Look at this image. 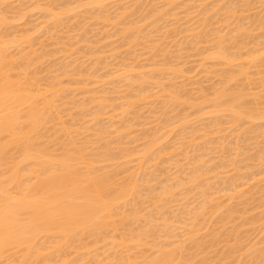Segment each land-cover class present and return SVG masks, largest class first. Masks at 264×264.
I'll return each instance as SVG.
<instances>
[{"label":"rangeland","instance_id":"obj_1","mask_svg":"<svg viewBox=\"0 0 264 264\" xmlns=\"http://www.w3.org/2000/svg\"><path fill=\"white\" fill-rule=\"evenodd\" d=\"M6 1H8V3L6 2ZM23 1V2H22ZM27 0H25V2H24V0H2V2H5L6 4H8L9 5V8L6 10V11H8V12H10V16H9V18L5 21V23L3 24V22H2V24H1V27H0V37L2 38V39H4V43H6L7 42V40H6V42H5V39H12L13 38V40L15 39L17 42H19V41H22L21 43L19 42V43H16V41H15V43H16V45H15V43H13L12 44V46L10 45L12 42H13V40H12V42L11 41H8L7 43L9 44L8 45V49L10 48V50H9V52H8V50H7V52L12 56V57H14L13 59H12V61H10L9 60V62H11L10 64V72H9V75H11V78H12V80H15V81H17V82H21V84H23V85H25V86H28V85H31V83H32V89H39L40 90V92H42V93H44L45 94V92H47V91H45V90H47L48 89V87H49V89L50 90H48V91H50L49 93V95H48V92L46 93L47 94V96H45V98L47 97V99H43L44 98V94H42V93H36V94H34L35 92H34V90L32 91V93H33V95L34 96H38V95H40V96H38V97H34V98H36V101H37V104H40V107L42 106V104H43V101H47L48 103L49 102H51L52 101V104L50 103V105H51V107H50V109H48L50 112H48V110L46 111V118H47V116H48V118L50 119V121H49V119H48V122L46 123V124H44V125H42L41 127L42 128H40V127H38L37 129H38V131H36V134H33L32 135V140H33V142L35 143V145H36V148L37 149H42V148H44V149H46V148H48L47 149V151H48V153L49 154H51L54 158H57V157H60L61 155H64V153L65 154H72L73 155V157H76L77 159H78V163H79V165L80 164H82V163H84V164H87V165H89L90 166V168L92 169V170H96L97 171V173H99V172H110V173H113L114 174V180H115V182L117 183V182H121V183H124V184H126V181H128L127 182V184H131V185H133V186H136L137 185V194H139V196H141L139 199H137V198H135V196L134 197H132L133 199H134V201L136 200L137 201V203L136 202H133L131 199L132 198H130L129 197V200L130 201H132L133 203H136L135 205H134V208L135 207H138V206H136V205H138V203L139 202H141V203H139V205H142V208H140V212H138L137 214L139 215H141V211H146L147 212V214L149 215H147V214H144V216L146 217V218H150L151 216H154V217H152V219H150V220H152L153 221V219H155L156 220V218L158 219V223H163L164 222V220H165V222L166 223H168V224H171V222H173L171 225L174 227V232H170V233H172L171 234V236L170 237H167V231H165V230H163V228L164 227H162L163 226V224H159L158 225V223L154 220V222H149V224H150V226L152 225V223H154L153 224V226H155V227H153V228H151V232H150V234L148 235V239L147 240H145L146 239V237H145V239H142V241H147V243H149V244H147L146 243V245H145V243H144V246L143 245H141V247H142V249H141V247H139V248H134V247H132V246H134V241H137L138 242V240H134L133 241V238H135L137 235V233L139 232L138 231V228H139V224L141 223L142 224V222H143V217H139L138 219H137V225H138V228H137V226L135 227V224H136V221L135 222H133V223H131V225L129 226V224H130V222L128 223V226H127V228H126V226L125 227H123L122 225H119L120 224V221H119V219H118V221H117V217L115 218L116 220V224L117 223H119L118 225H116V226H118V227H116L115 226V229L116 228H118L119 230H117L118 231V233L117 232H114L115 234H116V236H115V234L113 233V229H112V233H113V235H112V233H111V237H110V230L108 229V228H106L105 230V234L104 233H102V236H103V239L101 238V237H99L100 235H101V233L98 235V237L97 236H95V238H96V240H98V243H97V241H95V238H94V236H91V237H87L86 238V235H84V236H80V241H79V243L81 244H77L76 245V243L75 242H73L74 244H75V246L78 248V250H80V251H78L77 250V248L75 247L74 248V246L72 247V245H74V244H68L69 246V248L70 247H72L70 250H69V248H67V245H66V248L65 247H63L64 249H62V250H60L59 252H57L56 254L54 253V255L53 256H51L52 257V259H49V258H51V257H48L47 255L49 254V253H47V254H45L47 251H44L40 256H42V258L41 257H39V261H36L34 264H43V262H44V264H45V262H47V260H48V262H50V263H48V264H63V262H64V264H72V262H74V264H76L75 263V261H77V262H79V263H77V264H80V263H82L83 264V262H84V264H87V262H88V264H91V262H92V264H101V263H103V264H126V262H127V260L129 261V259H130V264H133V262H134V264H138V262H136L135 263V261H140V259H141V261H142V259H144V258H146V259H144L141 263L142 264H147V262H148V259L147 258H149V256L152 258V255L154 256V254L157 252V250H159V247L157 248V246H158V243H160V245L162 246H160L162 249H163V246L164 247H166L169 243H170V245L168 246V247H170L171 246V243L173 242H175L176 244H172V248L173 247H176L177 246V240L175 239L174 241H170V240H172V238H173V234L174 235H176L175 236V238H178V240L180 241V243L179 244H181V242H182V240H183V244H184V246L186 247H183V245H182V247L177 251L176 249V251L174 250H172L173 252H174V254L175 255H177V259H179V255H180V260H181V258H182V262H187L188 261V264H197L198 262V264H212V262H213V264H233V262H234V264H236L235 262L237 261L238 262V260H239V262H238V264H252L251 262H255V264L257 263V264H260V260L262 259V258H264V252H262V249H264L263 248V244H264V215L262 216V214H264V171H262V163H261V161L260 160H262V156L260 157L261 159L259 160H257L256 158H258L257 157V149L259 148V149H261V148H263L264 147V142H263V137H264V133H263V136H261L260 137V132H263V130H264V128L262 127V124H261V120H258V121H255V123L254 124H256L257 122H258V124H257V126H259V127H254L255 129H253V132L256 134V136L257 135H259L258 136V138L260 137V139H258L255 135H254V133L252 132V131H250V135H248L249 137H247V134H246V136H245V133H246V131H245V133L244 132H241V139H239L240 137H236V136H240V135H238L239 134V128H241V130L240 131H244V130H242V125L244 124H242V122L240 123V124H242V125H238V127L236 126V128L235 129H233L235 126H233V128H231V129H233L234 130V132H233V130H231L232 132V134L230 133V131H228L229 129H230V127H232V125H234V124H230V118L229 119H225V120H222L223 118H228V116H229V113L226 115V112H223L222 113V117L217 113V115L216 114H214L215 116H217L218 117V115H219V117H220V120L219 119H217V117H216V119L218 120L217 121V123L218 122H220V123H218V125H215V122H216V119L212 116V115H209L210 114V112H216V110L214 111H212V109L211 108H213V107H210V106H212V104L210 105L209 104V106H207L208 105V103L205 101V100H210V99H208V98H206L205 97V95L207 96V97H211V95H212V97L211 98H213V96H214V94H215V92L217 91L218 92V90H220L221 88H223L224 87V85H225V82H226V84H227V88H229V90H231V88L233 87L234 89H235V91H236V89L238 90V89H240V88H244L243 90H245V91H243L242 89H240L241 91H243V95H245V94H248L249 92H251V93H249V94H251L252 95V100L250 99V100H246V99H248L249 97H247L246 99H245V101H246V103L247 104H249V106L251 107V105L250 104H252V108L251 109H253V107H255V106H257V104H259V103H261V95H259V94H261V87H262V84H261V79L260 78H262V74H261V71L259 70V69H261V67H262V65H261V62H260V60H261V55L262 54H264V44H261L262 43V39L264 40V38H263V36L262 35H260V33H261V31H259L260 33H258L257 31H255V32H257V33H252V35L253 34H255L254 35V37L253 36H251V37H249V38H251V39H249V38H247V37H245L246 35L244 34V31L242 32V33H238V31H237V33L235 34L234 32H236V31H234L233 33L231 32V31H233L232 29H235L236 28V23L237 22H239V24L241 25V27H242V25H243V28H244V30H246L247 29V27H245V25L246 26H249L250 27V25H252L253 24V22H255L257 19H255V18H258V16L256 17L255 15H258V13H259V15H260V12H261V10H260V7L258 8V6L260 5V2H259V0H252V1H250V3H251V5H253V3H254V1H255V7L254 8H252L251 9V11L249 10L251 7H249L247 10H249V12H251V14L250 13H248L247 12V10L244 8L243 9V11H241L242 10V7H241V9L239 10V8H238V10H237V12H240L241 11V13L238 15H236V16H239V18L238 17H236L235 16V14L233 15V16H235V17H233L236 21L238 20V19H241L242 20V17H243V20L242 21H244V22H241V20H238L237 22L235 21V20H231V18L229 19V20H227L228 22L226 23V20L224 21V18H226V14H222L221 15V13H223L224 11L222 10L223 9V7H224V5H225V3L227 2V0H222V1H224V3H222L221 1V3L219 4V2H218V4L217 5H219V6H221V4H222V6L221 7H213V5H212V3L214 4L215 3V1L216 0H209V1H207L206 0V3H205V0H200V3H199V0L197 1V3H196V1L195 0H192V2L193 1H195V2H191V1H188V0H180V1H178V0H171L172 2H173V4H171L170 5V2L171 1H169V0H166V3H165V0H163V1H161V0H150V1H148V0H131V1H129L128 2V0L126 1V0H108V1H106V3H104L105 5L107 4L108 6H110L112 9H114L115 8V10H113L112 11V9L109 7V9H108V13L109 14H106L105 13V17L103 16L102 17V15H104L103 13L102 14H99V12L97 13L95 10V12L92 10V9H90L89 11H88V9L89 8H87V6L85 7H81L80 9H78L77 7H75L76 6V4H75V1H74V3H73V0L71 1L70 0V2H71V4L69 5L68 3H70L69 2V0H63L62 1V3L60 2L61 0H58L57 1V3H56V0H30V1H32V2H30L29 0V3H28V1L26 2ZM38 1V2H37ZM49 2L48 3V5H47V2ZM53 1V2H52ZM77 1V0H76ZM84 1V0H83ZM83 1H81L80 3L81 4H85V3H88L89 1H92V0H85L84 2ZM86 1H88V2H86ZM135 1V2H134ZM137 1V2H136ZM139 1H141L140 3H139ZM146 1V2H145ZM147 1H148V3H147ZM154 1V2H153ZM156 1V2H155ZM169 1V3H167ZM178 1V2H177ZM186 1H187V4H186ZM203 1V2H202ZM218 1V0H217ZM234 1H236V0H231V3H233ZM239 2H240V0H238ZM257 1V2H256ZM11 2H13V3H11ZM21 2V3H20ZM36 2L38 3L37 5H36ZM45 2V4H44V6H43V3ZM53 4H52V3ZM54 2L56 3V4H54ZM66 2V3H65ZM116 3V5H114L115 3ZM124 2V3H123ZM127 2V3H126ZM134 4H133V3ZM144 2V3H143ZM158 2V3H157ZM161 2V3H160ZM171 2V3H172ZM177 2V3H176ZM183 2V3H182ZM185 2V3H184ZM191 4H190V3ZM207 2H208V4H207ZM228 2H230V0H228ZM228 2L226 3L227 5L226 6H228ZM11 3V4H10ZM33 3V4H32ZM59 3V4H58ZM109 3V4H108ZM111 3V4H110ZM113 3V4H112ZM120 3H121V5H120ZM132 3V4H131ZM141 3H143V5L141 4ZM147 3V4H146ZM151 3V4H150ZM152 3H154L153 5H152ZM157 3V4H156ZM175 3V4H174ZM191 5L190 6V8L191 9H189L188 8V5L189 4ZM204 3V4H203ZM230 3V4H231ZM20 6H19V5ZM30 4V5H29ZM39 4H40V6H39ZM65 4V5H64ZM69 6H68V5ZM137 4V5H136ZM159 4V5H158ZM167 4H169L168 6H167ZM177 4V5H176ZM196 6H195V5ZM200 4V5H199ZM224 4V5H223ZM229 4V5H230ZM37 6V9H36V7H35V9H36V11H35V9H33L34 8V6ZM53 5H54V7H53ZM70 8H68L67 6ZM73 5H75L74 7H73ZM113 5H114V8H113ZM120 5V6H119ZM123 5H124V7H123ZM129 5V6H128ZM155 5H156V7H155ZM162 5V6H161ZM175 5V6H174ZM184 5V6H183ZM197 5H198V7H197ZM203 5V6H202ZM206 5V6H205ZM209 5V6H208ZM212 5V6H211ZM215 5H216V3H215ZM241 5V4H240ZM257 5V6H256ZM16 6H17V8H16ZM27 6V7H26ZM30 6V10L28 9V7ZM52 6V7H51ZM56 6H58L57 8H59V9H57L56 8ZM66 6V7H65ZM72 6V7H71ZM126 6V7H125ZM128 6V7H127ZM140 6V7H139ZM152 6V7H151ZM166 6V7H165ZM177 6V7H176ZM183 6V7H182ZM210 6H211V9H210ZM12 7H14V9L12 8ZM27 9H26V8ZM43 7H44V10L45 9H47V8H49V7H51V11H50V13L51 12H53V11H60V13L58 12L57 14H61V12L64 14V15H67V16H65V17H63L64 15L63 14H61V16H58L59 18H61V19H59L60 21H58V23H59V25H60V23H62V25L59 27L58 26V24L57 23H55V25H52L51 26V24H54L52 21L50 22L49 20H52V18H49V17H47V19L46 20H48L49 21V23H48V21H45L46 23V26L48 25L49 26V24H50V26H49V28H48V26L46 27L45 25H44V27H43V23H44V16H45V11L44 10H42L43 9ZM47 7V8H46ZM61 7H63V10H60L61 9ZM118 7V8H117ZM123 7V8H122ZM132 7H134V9L132 8ZM152 8V9H150V8ZM160 7H161V9H160ZM162 7H164V9L162 10ZM197 7V8H196ZM201 7H204V10H205V8L206 9H208V10H205V13H207V11L209 12L210 11V14L209 13H207V14H203V12L202 11H204V10H202L203 8H201ZM209 7V8H208ZM66 8H68L67 10H68V12H64V10L66 9ZM76 8H77V10H76ZM86 8V9H85ZM127 8L128 10H125V9ZM149 8V9H148ZM155 10H154V9ZM170 8V9H169ZM180 8H182V9H180ZM185 9V11H184V9ZM186 8H188V9H186ZM221 9V10H219L218 12H217V9ZM18 9V10H17ZM32 9V10H31ZM72 9V10H71ZM85 9V10H84ZM124 9V10H123ZM131 9V10H130ZM180 9V10H179ZM201 9V10H200ZM13 10H15V11H13ZM40 10V11H39ZM42 10V11H41ZM47 10V11H48ZM53 10V11H52ZM85 12H84V11ZM86 10L88 11V12H86ZM119 10V11H118ZM164 12V16L166 17V19H164L165 17L163 16V18H161V16H162V14H163V12ZM167 10V11H166ZM169 10V11H168ZM176 10H177V12H176ZM191 10V11H190ZM193 10V11H192ZM198 10V11H197ZM216 12H215V11ZM224 10H226V9H224ZM244 10H245V13H244ZM255 10V11H254ZM256 10H258V11H256ZM260 10V11H259ZM4 12L5 10H0V14H1V12ZM76 11V12H75ZM126 12V13H124V12ZM137 11V12H136ZM159 11H161V12H159ZM173 11V12H172ZM181 11V12H180ZM183 11V12H182ZM197 11V12H196ZM211 11H213V13L211 12ZM221 11H223V12H221ZM254 13H257V14H254ZM19 12V13H18ZM29 13L30 14V16L29 15H26L27 13ZM31 12H32V14H31ZM37 12V13H36ZM73 12V13H72ZM77 12H79V13H77ZM82 12V13H81ZM93 12V13H92ZM111 12V13H110ZM113 12V13H112ZM118 12H119V14H118ZM121 12V13H120ZM122 12H123V14H125L124 16H125V18H124V16H123V14H122ZM130 12V13H129ZM166 12V13H165ZM169 12V13H168ZM187 12H189V14L187 13ZM195 14V12H196V14H197V16H198V14H199V16H198V18L199 17H203L202 19L201 18H197V16L196 15H194L193 13ZM215 12V13H214ZM226 12V11H225ZM224 12V13H225ZM244 14H243V13ZM14 13V14H13ZM23 13V14H22ZM43 13H44V16H43ZM71 15H70V14ZM86 13L88 14V13H91V14H88L87 16H86ZM160 13V14H159ZM162 13V14H161ZM174 13V14H173ZM184 13V14H183ZM186 13V14H185ZM201 13L203 14V15H205L206 17V20H207V16L208 17H210L209 19H208V21H206L207 22V26H205V28L207 27L208 29H205L204 28V26L202 27V22H204L205 21V19H204V16L202 15L201 16ZM34 14V15H33ZM41 14H42V16H41ZM53 15H54V13H52ZM74 14V15H73ZM75 14H76V16H75ZM114 14V16H112ZM122 14V15H121ZM133 15L134 16V19H130V18H133V16H131V15ZM154 14V15H153ZM158 14H159V16H158ZM183 14V15H182ZM218 14H220V16L218 15ZM243 14V15H242ZM2 15H3V13H2ZM2 15H0V16H2ZM11 15H15V17L14 16H11ZM19 17V20H17V16ZM21 15H24V16H22V17H20ZM26 15V16H25ZM63 15V16H62ZM79 15H80V17H79ZM89 15L91 16V17H93L92 19H91V17H89ZM95 15L96 16H98L99 15V18L100 19H98V17H96L95 18ZM101 15V16H100ZM119 15V16H118ZM129 15H130V17H129ZM136 15H138V17H136ZM142 15V16H141ZM155 15H157L158 16V18H157V21H158V23H157V21H156V17L157 16H155ZM161 15V16H160ZM168 15V16H167ZM179 15V16H178ZM187 15V16H186ZM194 15V16H193ZM210 15V16H209ZM212 15V16H211ZM214 15V16H213ZM216 15L218 16V17H216ZM223 15H224V17H223ZM229 15V14H228ZM262 16H263V14H261ZM33 16V17H32ZM47 16V15H46ZM45 16V17H46ZM68 16H71V17H68ZM74 16V17H73ZM78 16V17H77ZM108 16V17H107ZM111 16V17H110ZM121 16H123V17H121ZM149 16H152V17H149ZM172 16V17H171ZM174 16H175V18H174ZM183 16V17H182ZM244 16H245V20H244ZM247 16V17H246ZM255 16V20H252L253 19V17ZM24 17V18H23ZM29 17V18H28ZM32 18V20H30L29 21V19H31ZM37 17V18H36ZM41 17V18H40ZM43 17V18H42ZM76 17L78 18L77 19V21L75 20L76 19ZM113 17V18H112ZM116 18V21H115V18ZM120 17H121V19H120ZM136 17V18H135ZM142 17V18H141ZM145 17V18H144ZM148 17V18H147ZM172 18V20H169L168 21V19H171ZM211 17H214V19L212 20L211 19ZM220 17V18H219ZM223 17V18H222ZM230 16H228V18H229ZM241 17V18H240ZM261 17V16H260ZM12 18V19H11ZM20 18H22V19H25V21L24 20H22V19H20ZM49 18V19H48ZM69 18H70V20H69ZM103 18H105V21L108 23H110L112 20L114 21V22H116L117 23V26L118 27H116V24H114V23H112L111 22V24L114 26H111V24H106L105 23V21H104V19ZM109 18H111L110 20H108ZM119 18V20H122V21H120V22H118L117 21V19ZM128 18V19H127ZM141 18V19H140ZM178 18V19H177ZM184 18H185V20H187V21H185L184 20ZM188 18V19H187ZM191 18V19H190ZM194 18V19H193ZM197 18V19H196ZM222 18V20L227 24H222V20H220ZM248 18V19H247ZM27 19V20H26ZM40 19V20H39ZM42 19V20H41ZM63 19V20H62ZM104 21V22H102V20ZM107 19V20H106ZM138 19H139V21H138ZM148 19H155L154 21H152V20H149V22H147L148 21ZM193 19V20H192ZM2 20H4V19H2ZM12 20V21H11ZM58 20V19H57ZM62 20V21H61ZM85 20V21H84ZM98 22H97V21ZM101 20V21H100ZM130 20V21H129ZM145 20H146V22H145ZM163 20H164V22H163ZM167 20V21H166ZM177 20V21H176ZM204 20V21H203ZM218 20H220L219 22H221V23H218L217 21ZM230 20H231V22H232V26H231V22H230ZM7 21H8V27H7ZM37 21V23L35 24V22ZM40 21V23H38ZM54 21V20H53ZM73 22V23H71V22ZM76 21V22H75ZM80 21V22H79ZM89 21H92V22H89ZM100 21V22H99ZM124 21V22H123ZM132 21V23H129V22H131ZM138 21V22H137ZM155 21H156V23H155ZM176 21V22H175ZM199 21H201V22H199ZM210 21V22H209ZM236 22L235 24L233 23V22ZM246 21H248V22H246ZM250 21H253L252 22V24H250L249 25V23H250ZM10 22V23H9ZM31 22V23H30ZM34 22V23H33ZM65 22V23H64ZM144 22V23H143ZM155 23V25L157 26L158 25V27H154L155 25L153 24V23ZM173 22V23H172ZM175 22V23H174ZM180 23L179 24V26H178V23ZM186 22V23H185ZM190 22V23H189ZM199 23V27H198V23ZM11 23H12V25H14V26H12L11 25ZM22 23V24H21ZM71 23V24H70ZM75 23H77V25L75 24ZM89 23V24H88ZM96 23H98V24H96ZM119 23V24H118ZM121 23V24H120ZM129 23V24H128ZM134 23H136V24H134ZM147 24L146 26L144 25V24ZM159 23H162L163 24V26H162V24H159ZM167 23V24H166ZM197 23V24H196ZM212 23V24H211ZM218 23V24H217ZM243 23V24H242ZM11 26H10V25ZM31 24H33V25H31ZM38 24H40V25H38ZM57 24V25H56ZM74 24V25H73ZM87 24V25H86ZM101 24V25H100ZM103 24V25H102ZM123 24H124V26H126V27H129L130 26V24H131V28H132V26H134L135 28H143L144 26V28L141 30L140 29V32H141V34L143 35L144 34V36H142V35H139L140 36V42H139V36L138 37H136L137 35H138V28H137V34L135 33V32H132L131 31V28H128V31L126 32V33H128V34H123L122 35V33L124 32V31H126L127 29H126V27H124L123 26ZM128 24V25H127ZM139 24V26H137ZM144 26H143V25ZM150 24L153 26V29H152V27H150ZM192 24V25H191ZM202 24V25H201ZM205 24V23H204ZM213 24H215V26L216 25H218V27H215ZM233 24L235 25V26H233ZM256 24V23H255ZM6 25V26H5ZM38 25V26H37ZM66 25V26H65ZM80 25V26H79ZM91 25V26H90ZM122 25V26H121ZM191 25V26H190ZM194 25H196V26H194ZM201 25V26H200ZM223 25V26H222ZM229 25L231 26V27H229ZM5 26V27H4ZM17 26V27H16ZM33 27V28H37V27H39V28H41V29H33V28H31L30 29V27ZM54 26H55V30H54ZM56 26H58V27H56ZM73 26V27H72ZM90 26V27H89ZM93 26H95V27H93ZM220 26V27H219ZM224 26H227V28H229V30H230V33H232L235 37L233 38V35H229V31H228V34H227V28L226 27H224ZM254 26V25H253ZM18 27H19V29H18ZM21 27V28H20ZM24 27V28H23ZM26 27V28H25ZM28 27V28H27ZM51 27V28H50ZM78 27V28H77ZM82 27V28H81ZM120 27H124L123 29L121 28L120 29ZM150 27V28H149ZM177 27V28H176ZM183 27H184V29H183ZM188 29V31H186L185 29L186 28ZM189 27V28H188ZM196 27V28H195ZM203 28V31H201V32H205V30H209V31H211V29H212V31L209 33L210 34V36H213L212 34V32L214 31L213 29H219V30H223L222 32H226L225 33V36H226V34L227 35H229L230 37L232 36V38L233 39H235L236 37H238V35H239V37L238 38H236L235 40H233V41H236V42H241V44H244V45H242V46H247L245 49H247V51L248 50H251V51H248L249 53L250 52H252V49L254 50L255 49V54L257 55H255L254 56V54L253 53H250V56H251V54H253V56L252 57H250V56H248V57H244V58H240V57H238V56H236V57H238V58H240V61L241 62H245L244 63V66H243V69L248 73H246L245 72V76H246V74L251 78H249L248 79V77H245V76H243V78H241V80H242V82L243 83H245V84H243L241 81H240V75H239V73L238 72H242L243 70H239V68H241V65H239V63L240 64H243V63H241L240 61H238L237 60V58H236V60L238 61H236L235 60V58L234 59H232L233 57H229L228 55V57L229 58H231L232 59V61H230V64H227V65H230V66H226L225 64H221V61H219V60H217V59H214V60H211V58L210 57H208V59L206 58L207 56H209L210 55V53L212 52V53H214L213 51L215 50L213 47H214V45H213V38L211 37L210 38V36L208 35V31H206V33H207V35H204V33H203V35H204V37L205 36H207L208 38H207V41H205L204 42V40H203V38H202V42H200V43H198V45H196L195 44V41H194V37H193V35L194 34H198L200 31V29L199 28ZM210 27H211V29H210ZM213 27V28H212ZM224 27V28H223ZM233 27H235V28H233ZM252 27V26H251ZM251 27H250V29H251ZM3 28V29H2ZM57 28V29H56ZM59 28H61L60 30H58ZM88 28V29H87ZM146 28V29H145ZM149 28V29H148ZM161 28V30H164V31H162V35L160 34V32H161V30H159V29ZM165 28H166V30L168 29V32L165 30ZM192 29L191 31L193 32V30H194V32L196 31V30H198V33H194L193 32V35H192V33H188L187 34V32H190L189 31V29ZM195 28V29H194ZM221 28V29H220ZM253 28V27H252ZM255 28H256V26H255ZM254 28V29H255ZM23 29H25V30H23ZM30 29V30H29ZM33 29V30H32ZM48 29V30H47ZM49 29H50V31H49ZM72 29H74V30H72ZM83 29V30H82ZM85 29V30H84ZM115 29V30H114ZM125 29V30H124ZM130 29V30H129ZM155 29H157V31L155 30ZM176 30V31H173V30ZM205 29V30H204ZM225 29V30H224ZM27 30V31H26ZM43 30V31H42ZM64 30H66V31H64ZM77 30V31H76ZM90 30V31H89ZM113 30V31H112ZM124 30V31H123ZM132 30H135L134 28H132ZM147 30V32H145ZM151 30V31H150ZM153 30H155L156 31V33H154L155 31H153ZM171 30V31H170ZM178 30V31H177ZM181 30L184 32L183 34H185V32H186V34L185 35H183L182 34V32H181ZM185 30V31H184ZM253 30V29H252ZM256 30H257V28H256ZM260 30H261V28H260ZM4 31V32H3ZM15 31V32H14ZM36 31V32H35ZM40 31V32H39ZM55 31V32H54ZM74 31V32H73ZM82 31H85V32H82ZM107 31V32H106ZM120 31V32H119ZM121 31H123V32H121ZM129 31L132 33L131 35H130V33H129ZM173 31V32H172ZM240 31H242V30H240ZM23 32H24V34H23ZM38 32V33H37ZM51 32V33H50ZM54 32V33H53ZM70 32V33H69ZM74 34H73V33ZM76 32V33H75ZM78 32V33H77ZM80 32H82L81 34H80ZM91 32V33H90ZM117 32V33H116ZM145 32V33H144ZM159 32V34H157ZM165 32L167 33L166 35H165ZM171 32V34L169 35V33ZM180 32V33H179ZM201 32L199 33V35L201 34ZM222 32H220V34H222V35H224V33H222ZM30 33V34H29ZM33 33V34H32ZM35 33H37L36 35H35ZM42 33V34H41ZM58 33V34H57ZM61 33V34H60ZM86 33V34H85ZM101 35H100V34ZM112 34V36H111V34ZM173 33V34H172ZM18 34V35H17ZM22 34V35H21ZM39 34H41V35H39ZM47 34V35H46ZM57 34V35H56ZM85 34V35H84ZM97 34V35H96ZM133 34H136L135 36L133 35ZM140 34V33H139ZM145 34H146V36H145ZM149 34H152V35H149ZM215 34V33H214ZM2 35V36H1ZM16 35V36H15ZM21 35V36H20ZM27 35V36H26ZM39 35V36H38ZM54 35V36H53ZM72 35H73V37L75 38H73L72 37ZM87 35H88V37H87ZM126 37H125V36ZM147 35H148V38H146L147 37ZM158 35V36H157ZM160 35V36H159ZM198 35V36H199ZM202 35V34H201ZM200 35V36H201ZM240 35H242V36H240ZM29 36V37H28ZM63 36V37H62ZM65 36V37H64ZM68 36V37H67ZM75 36H77V37H75ZM92 36H93V38H92ZM116 36V37H115ZM121 36V37H120ZM129 36V37H128ZM131 36V37H130ZM134 36V38L136 37V39H138V41L136 40V44L134 43V44H132L134 41L133 40H135V39H132V37ZM161 36H162V38H161ZM186 36H188V38L186 37ZM198 36H196V37H198ZM229 36H226V38H229ZM259 36H261L262 38H260ZM4 37V38H3ZM8 37V38H7ZM14 37H17V39L16 38H14ZM25 37V38H24ZM37 37V38H36ZM45 37V38H44ZM52 37V38H51ZM55 37H57V38H55ZM81 37V38H80ZM99 37V38H98ZM109 37V38H108ZM124 37V38H123ZM150 37H151V39H150ZM163 37H164V39H163ZM170 37V38H169ZM192 37V38H191ZM196 37H195V39H196ZM259 37V38H258ZM19 38H22V40L21 39H19ZM24 38V39H23ZM86 38H87V40H86ZM95 38V39H94ZM101 38V39H100ZM117 38V39H116ZM119 38V39H118ZM143 40H142V39ZM155 38H157V39H155ZM175 38H176V40H175ZM179 38V39H178ZM187 38V39H186ZM191 38V39H190ZM201 37H199L198 38V40L200 39ZM206 38V37H205ZM204 38V39H205ZM225 38V39H226ZM244 38V39H243ZM249 40H247V39ZM258 38V39H257ZM43 39H45V40H43ZM52 39V40H51ZM57 39V40H56ZM58 39H61V40H58ZM64 39V40H63ZM68 39V40H67ZM110 39V40H109ZM130 39H132L131 41H133L132 43H131V41H130ZM153 39V40H152ZM173 39V40H172ZM190 39V41H188ZM239 39V40H238ZM242 39V40H241ZM259 39H261V41L259 42ZM1 40V39H0ZM19 40V41H18ZM26 40V41H25ZM29 40V41H28ZM31 40V41H30ZM33 40V41H32ZM40 40H42V41H40ZM71 40V41H70ZM85 40V41H84ZM89 40H91V41H89ZM107 40V41H106ZM127 40H128V42H127ZM142 40V41H141ZM145 40V41H144ZM148 40H149V42H148ZM162 40V41H161ZM184 40V41H183ZM206 40V39H205ZM212 40V41H211ZM228 40V39H227ZM238 40V41H237ZM258 40V41H257ZM23 41H25V42H23ZM39 41H40V43L41 44H39ZM52 41H54V42H52ZM58 41V42H57ZM65 41V42H64ZM95 41V42H94ZM102 41V42H101ZM106 41V42H105ZM143 41H144V43H143ZM156 42V44H155V42ZM168 41V42H167ZM177 41V42H176ZM183 41V42H182ZM192 41V42H191ZM197 41V40H196ZM201 41V40H200ZM210 41V42H209ZM233 41H231V43H230V41L227 43V41L225 42V40H224V44H225V46H227V48L224 46V44H222V46H224V48H225V51H226V49H227V53H236L237 54V52H241V51H236L237 50V48L236 47H233V45H237L238 43H236V42H233ZM244 41H248L247 42V44H246V42H244ZM255 41V42H254ZM32 42V43H31ZM56 42V43H55ZM70 42V43H69ZM90 42V43H89ZM97 42V43H96ZM103 44V46L100 44ZM116 42V43H115ZM120 42V43H119ZM146 42V43H145ZM154 44H153V43ZM158 42H160L159 43V45H158ZM162 42V43H161ZM166 42V43H165ZM169 42H170V44H169ZM179 42V43H178ZM189 42H191V43H189ZM207 42V44H205ZM211 42H212V44H211ZM243 42V43H242ZM259 44L258 46H260V47H262V48H260V47H258V49L260 50V52H259V50H257L256 48V45H257V43ZM58 43V44H57ZM62 43V44H61ZM64 43V44H63ZM71 43H73V44H71ZM84 43V44H83ZM86 43H88L89 45H91V46H89L88 44H86ZM114 43V44H113ZM122 43V44H121ZM152 43V45H151V47H153V48H151L150 46H149V44H151ZM187 43V44H186ZM188 43H189V45H188ZM197 43V42H196ZM204 43V44H203ZM210 43V44H209ZM226 43H227V45H226ZM233 43V44H232ZM234 43H236V44H234ZM252 43V44H251ZM256 43V44H255ZM21 44H23V45H21ZM30 44H31V46H30ZM34 44V45H33ZM46 44V45H45ZM83 44V45H82ZM96 46H95V45ZM108 44V45H107ZM148 44V45H147ZM166 44V45H165ZM181 44V45H180ZM191 44H192V46H191ZM193 44H195V45H193ZM203 44V45H202ZM231 46H230V45ZM251 44V45H250ZM255 44V45H254ZM14 45V46H13ZM19 45V46H18ZM27 45V46H26ZM36 45V46H35ZM37 45H39V46H37ZM41 45H43V46H41ZM57 45L59 46L58 48H57ZM89 46V47H87V46ZM98 45V46H97ZM129 45H132L131 47L129 46ZM156 45V46H155ZM162 45H165V47L164 46H162ZM176 47H175V46ZM200 45V46H199ZM205 45V46H204ZM208 45V46H207ZM254 45V46H253ZM263 45V46H262ZM32 48H30V47ZM35 46V47H34ZM56 46V47H55ZM75 46V47H74ZM77 46V47H76ZM100 46V47H99ZM108 46V47H107ZM112 46H114V47H112ZM136 46V47H135ZM140 46V47H139ZM149 46V47H148ZM160 46V47H159ZM170 46V47H169ZM182 46V47H181ZM189 46L191 47V48H189ZM194 46H196L195 48H193ZM209 46L212 48V50L213 51H210V49L211 48H209ZM238 46V45H237ZM15 49H14V48ZM19 47V48H18ZM24 49H23V48ZM38 47V48H37ZM41 47H43L42 48V50L41 51H39L40 49H41ZM64 47V48H63ZM65 47H67V48H65ZM70 47V48H69ZM72 47H74V49H71ZM98 47V48H97ZM101 47H102V49H101ZM128 47V48H127ZM130 47V48H129ZM135 47V48H134ZM155 47V48H154ZM164 47V48H163ZM179 47H181V49H179ZM204 47V48H203ZM207 47V48H206ZM233 47V48H232ZM241 47V46H240ZM239 47V48H240ZM251 47V48H250ZM255 47V48H254ZM12 48V49H11ZM18 48V49H17ZM22 48V49H21ZM26 48V49H25ZM27 48H29L28 50H27ZM49 48V49H48ZM96 48V49H95ZM127 48V49H126ZM146 48H149V49H146ZM163 48V49H162ZM167 48H169L170 49V51L169 52H167L168 50H167ZM172 48L173 49H175V50H172ZM187 48H188V51H187ZM198 48V49H197ZM206 48V49H205ZM234 48H236V50H234ZM238 48V49H239ZM242 48V47H241ZM17 49V50H16ZM33 49H34V52H32L33 51ZM46 49H48V51L46 50ZM78 49V51H76V50ZM94 49V50H93ZM100 49V50H99ZM137 51H136V50ZM144 49H146V50H144ZM150 49H151V51H150ZM155 49V51H153L152 52V50H154ZM177 49V50H176ZM190 49H194V50H190ZM197 50V52H196V50ZM205 50V52H204V50ZM232 49H233V51H232ZM28 51V52H25V51ZM73 50V51H72ZM74 50L76 51V52H74ZM103 50V51H102ZM110 50V51H109ZM128 50H129V52H128ZM162 50V51H161ZM165 50V52L166 53H164L163 51ZM182 50V51H181ZM200 50V51H199ZM201 50L203 51V52H201ZM209 52V54L207 55L206 53H208L207 51ZM17 51V52H16ZM36 51V52H35ZM45 51V52H44ZM64 51V52H63ZM71 51V52H70ZM89 51V52H88ZM91 51V52H90ZM92 51H93V53H92ZM99 51H101V52H99ZM105 51V52H104ZM107 51V52H106ZM111 52V51H113V52H111V53H109V52ZM127 51V52H126ZM133 51H135V52H133ZM146 51V52H145ZM157 51V52H156ZM178 51V52H177ZM179 51H180V53H179ZM193 51H195V52H193ZM229 51H232V52H229ZM234 51H236V52H234ZM244 51V48L242 49V52ZM246 51V52H247ZM256 51H258V53L256 52ZM12 52V53H11ZM23 52V53H22ZM30 52V53H29ZM44 54H43V53ZM58 52H60V53H58ZM79 52V53H78ZM147 52H148V54H147ZM151 52L153 53V55L151 54ZM157 54H156V53ZM170 52H172L171 54H172V56H171V54H170ZM175 52V53H174ZM185 52H186V54H185ZM188 52V53H187ZM201 52V54H199V53ZM216 52V51H215ZM241 52V53H242ZM247 52V53H248ZM7 53V54H8ZM14 53H16L17 54V56H16V54H14ZM21 53V54H20ZM24 53H27V54H24ZM34 53V54H33ZM78 53V54H77ZM96 53H99V55L98 54H96ZM102 53V54H101ZM104 53V54H103ZM139 55H138V54ZM168 53V54H167ZM182 53V54H181ZM190 53H194V54H190ZM197 53V54H196ZM203 53L204 54H206V57H205V55H203ZM227 53H225V54H227ZM238 53V54H239ZM249 53H248V55H249ZM8 54V55H9ZM19 54L21 55V56H19ZM29 54H30V56H29ZM37 54V55H36ZM42 54V55H41ZM53 54H55V56L54 57H52L53 56ZM70 54V55H69ZM75 56H74V55ZM86 54V55H85ZM98 55L97 57H96V55ZM108 54V55H107ZM110 54H112V56L110 55ZM128 54V55H127ZM132 54H134V56L132 55ZM145 54V55H144ZM151 56H150V55ZM163 54V55H162ZM165 54V55H164ZM176 54V55H175ZM236 54H233V56L234 55H236ZM243 54H245V55H247L246 53H242V56L241 55H239V56H241V57H243ZM10 55H9V57H10ZM69 57H68V56ZM83 55V56H82ZM90 55V56H89ZM92 55H95V56H92ZM108 57H107V56ZM160 55L162 56V57H160ZM169 55V56H168ZM182 55V56H181ZM193 55V56H192ZM198 55L199 56H202V59L200 58V57H198ZM230 55H232V54H230ZM18 56H19V59H18ZM22 56H24V58L26 59L25 60V62H20V59L22 60ZM40 56V57H39ZM67 58H66V57ZM70 56H72L71 58H70ZM110 56L112 57L111 59H110ZM131 56V57H130ZM147 56H150V57H147ZM159 56V57H158ZM176 56V57H175ZM180 56V57H179ZM184 56V57H183ZM11 57V58H12ZM16 57H17V60H16ZM32 57V58H31ZM46 57V58H45ZM48 57L50 58V59H48ZM65 57V58H64ZM77 58V59H73V58ZM89 57H90V59H89ZM139 57V58H138ZM154 57V58H153ZM168 57H170V58H168ZM179 57V58H178ZM24 58H23V60L22 61H24ZM28 58V59H27ZM92 58V59H91ZM150 58V59H149ZM255 58H257V59H255ZM44 59H48V60H44ZM64 59V60H63ZM66 59H68V60H66ZM72 59V60H71ZM88 59V60H87ZM98 59H100V60H98ZM155 59V60H154ZM159 59H161V60H159ZM176 59V60H175ZM178 59V60H177ZM182 59V60H181ZM252 59H255V60H252ZM30 60V61H29ZM66 60V61H65ZM71 60V62H69ZM90 60V61H89ZM106 60V61H105ZM135 60V61H134ZM137 60H139V61H137ZM153 60H154V62H153ZM156 60H158V61H156ZM163 60V61H162ZM171 60V61H170ZM179 60H181V62L179 61ZM215 60H217V62L215 61ZM234 60V61H233ZM244 60V61H243ZM246 60L248 61V64L250 63V62H254L255 63V67L253 66H251V65H249L250 67H248V68H250L248 71L246 70V69H248V68H246V66L248 65V64H246ZM250 60V61H249ZM252 60V61H251ZM14 61V63L16 62L17 63V61H19V63H15V64H13L12 62ZM63 61V62H62ZM78 61V62H77ZM125 61V62H124ZM155 61H156V63L157 64H159V65H157L156 63H155ZM175 61H176V63H175ZM179 61V62H178ZM204 63H203V62ZM205 61L207 62V63H205ZM212 61H213V63H212ZM219 61V62H218ZM257 63H256V62ZM29 62V63H28ZM33 62H36L35 63V65H34V63ZM40 62V63H39ZM41 62L43 63V64H41ZM50 62V63H49ZM52 62V63H51ZM70 64H69V63ZM89 62V64H87ZM98 62V63H97ZM122 62V63H121ZM146 62V63H145ZM163 62V63H162ZM166 64H165V63ZM236 62V63H235ZM25 63V64H24ZM32 63V64H31ZM78 63V64H77ZM82 63V64H81ZM138 63V64H137ZM141 63V64H140ZM144 63H145V65H144ZM178 63V64H177ZM200 63V64H199ZM201 63L203 64V66H200L201 65ZM209 63V64H208ZM219 63V64H218ZM39 64H41V65H39ZM46 64V65H45ZM58 64V65H57ZM60 64V65H59ZM64 64V65H63ZM81 66H80V65ZM85 64H86V66H85ZM121 64V65H120ZM127 66H126V65ZM156 64V65H155ZM175 64V65H174ZM221 64V65H220ZM237 65V66H235V68H238V69H236L235 70V68L233 67V65ZM250 64H252V63H250ZM17 65V66H16ZM21 65H22V67H24V69L26 68V70H23V69H21L22 67H21ZM26 65V66H25ZM33 65V66H32ZM65 65H66V67H65ZM74 67H73V66ZM107 65H109V66H107ZM138 65H140V66H138ZM161 65H162V67H161ZM197 65V66H196ZM199 65V66H198ZM222 65H224V66H222ZM246 65V66H245ZM253 65V64H252ZM257 65H259V66H257ZM12 66H15V67H17V68H13V69H11L12 68ZM36 68H35V67ZM48 66V67H47ZM54 66V67H53ZM96 66V67H95ZM101 66V67H100ZM114 66V67H113ZM122 66H124V69H123V67ZM130 66V67H129ZM138 66V67H137ZM150 66V67H149ZM178 66V67H177ZM181 66H183V67H181ZM219 66V67H218ZM222 66V67H221ZM226 66V67H225ZM31 67V68H30ZM56 67V68H55ZM59 67V68H58ZM95 67V68H94ZM121 67V68H120ZM143 67V69H141ZM166 68L165 69V71L169 68V70H167V72H166V75H167V77L165 76V78L166 79H164V76L163 75H165L163 72H162V76H161V74H159V73H161V72H157L156 71V73H155V71L154 70H157L158 68H159V70L158 71H162V69L163 68ZM171 67V68H170ZM174 67V68H173ZM177 67V68H176ZM203 67V68H202ZM214 67V68H213ZM215 67H217V68H215ZM229 67H231V68H229ZM49 70H48V69ZM67 68V69H66ZM93 70H92V69ZM103 68H104V70H103ZM119 68V69H118ZM128 68H130L131 70L129 71V69ZM132 68H134V69H132ZM139 68V69H138ZM176 68V69H175ZM179 68V69H178ZM184 68V69H183ZM197 68V69H196ZM205 68H207V70H205ZM228 68H229V70H228ZM246 68V69H245ZM253 68V69H252ZM17 71H16V70ZM36 69V70H35ZM62 69V70H61ZM85 69V70H84ZM90 69V70H89ZM118 69V71H116V70ZM139 71H138V70ZM141 69V70H140ZM144 69H145V71H146V73L145 74H150V72L151 71H153L154 73H152V75H153V77L151 78V76L149 77L148 76V78H149V80H148V82H147V84H149V86H150V88H147L146 87V89H148V95H147V93L144 95L145 97H146V95H147V99L148 100H146V98L144 99L142 96H143V94L141 93H139V92H141L143 89L145 90V88H143L141 91H140V88H142V82H140L139 80L142 78H139L142 74H144ZM183 69V70H182ZM209 69H210V71H209ZM212 69V70H211ZM215 69V70H214ZM217 69V70H216ZM233 69V70H232ZM242 69V68H241ZM12 70H13V73H12ZM28 70H30V71H28ZM52 70H54V71H52ZM78 70V71H77ZM80 70H82L81 72H80ZM98 70V71H97ZM100 70V71H99ZM108 70V71H107ZM126 70H127V72H126ZM133 70V71H132ZM137 70V71H136ZM151 70V71H150ZM164 70V69H163ZM176 70H177V73L178 72H180V76H179V74H173V73H176ZM180 70V71H179ZM197 70V71H196ZM219 70V71H218ZM223 72H222V71ZM231 70V71H230ZM239 70V71H238ZM29 72L28 74H26V73H24V72ZM55 71H56V73H57V75L56 74H54L55 73ZM60 71H62V72H60ZM64 71H65V73H64ZM96 72V73H94V72ZM101 71H103L104 73L102 74V72ZM107 73H106V72ZM117 72V74H115L116 72ZM125 71V72H124ZM141 71V72H140ZM148 71H149V73H148ZM173 71V73H171V72ZM199 71H201V72H199ZM235 71V73H233V72ZM16 72H18L19 74H17ZM52 72V73H51ZM85 72V73H84ZM91 72V73H90ZM129 72V73H128ZM133 72V73H132ZM143 72V73H142ZM207 72H209V73H207ZM229 72H230V74H229ZM61 73V74H60ZM120 73H122V74H120ZM157 73H158V75H159V80H161L162 78L161 77H163V80H165V81H163V82H161V84H164L165 86H162L161 85V88H160V85L158 84V81L157 80H155L156 78H154V76H156V77H158V75H157ZM170 75H169V74ZM184 74V78H183V74ZM225 73H226V75H225ZM238 73V75H237V79H238V81H232V83H229V85H228V83H227V81L226 80H228L229 78H231L230 76H236V74ZM261 75H260V74ZM23 74H26L27 75V77H29V78H26V75H23ZM65 74H66V76H65ZM84 74H85V76H84ZM88 74V75H87ZM100 74V75H99ZM108 74H110V75H108ZM134 74V75H133ZM232 74H234V75H232ZM252 74V75H251ZM22 76L23 78H21V77H19V76ZM30 75V76H29ZM40 75V76H39ZM43 75V76H42ZM69 75V76H68ZM82 75V76H81ZM91 75V76H90ZM111 75H113V76H111ZM119 77H118V76ZM120 75H123L122 77H124V75H129L130 77H131V79H129L128 80V78H130L129 76H127L128 78H127V82L125 81V80H123V78H121L120 77ZM178 75V76H177ZM187 75V76H186ZM210 75V76H209ZM214 75V76H213ZM218 75L220 76V77H218ZM221 75L223 76V77H221ZM257 75H258V77H257ZM16 77V78H19L18 80L16 79V78H13V77ZM50 76V77H49ZM137 76V77H136ZM139 76V77H138ZM142 76H144V75H142ZM172 76H174V77H172ZM205 76H206V78H205ZM213 76V77H212ZM228 76V77H227ZM240 76V77H239ZM62 79H60V78ZM68 77V78H67ZM86 77H89V78H86ZM106 77V78H105ZM132 77H134V78H132ZM145 77V80L147 81V79H146V76H144ZM176 77V78H175ZM182 77V78H181ZM215 77V78H214ZM224 77H226V78H224ZM257 79H256V78ZM31 78V79H30ZM34 78V79H33ZM57 80H55V79ZM58 78V79H57ZM64 78L66 79V80H64ZM70 78V79H69ZM73 78V79H72ZM83 78V79H82ZM85 78V79H84ZM101 78H103V79H101ZM112 80V81H110V79ZM124 78H126V77H124ZM135 78H139V80L138 81H136L135 80ZM150 78L152 79V81H153V79H154V81H157V83L156 84H154V81L152 82L151 80H150ZM171 78V79H170ZM181 78V79H180ZM244 78H245V80H244ZM22 81H21V80ZM79 81H78V80ZM88 79V80H87ZM90 79V80H89ZM93 79V80H92ZM115 79V80H114ZM181 81H180V80ZM216 79V80H215ZM235 79H236V77H235ZM249 81H248V80ZM38 80V81H37ZM75 80V81H74ZM100 80V81H99ZM107 80V81H106ZM131 80V81H130ZM172 80V81H171ZM174 80V81H173ZM213 80H215V81H213ZM221 80V82H219V81ZM224 80V81H223ZM258 80V81H257ZM259 80H260V82H259ZM24 81H25V83H24ZM30 81V82H29ZM63 81V82H62ZM74 81V82H73ZM89 81V82H88ZM90 81H92V82H90ZM96 81V82H95ZM143 81V80H142ZM150 81V82H149ZM168 81V82H167ZM183 81V82H182ZM197 81V82H196ZM245 81V82H244ZM248 81V82H247ZM27 82V83H26ZM78 82V83H77ZM95 82V83H94ZM100 82V83H99ZM110 82V83H109ZM118 82V83H117ZM134 82H139V84L141 85H139L138 83H134ZM165 82H166V84H165ZM171 82V83H170ZM177 82V83H176ZM217 82V83H216ZM229 82V81H228ZM240 82V83H239ZM35 83V85H33ZM54 83V84H53ZM56 83V84H55ZM97 83V84H96ZM102 83V84H101ZM108 83V84H107ZM130 84V89L128 88L129 87V84ZM143 83H145L144 81H143ZM170 83V84H169ZM175 83V84H174ZM197 83V84H196ZM199 83V84H198ZM218 83L220 84V83H222V85H223V87H222V85L220 84L219 86H220V88H219V86H218ZM237 85H236V84ZM255 84L254 86H251V84ZM67 84V85H66ZM72 84H74V85H72ZM79 84V85H78ZM84 84H87V85H84ZM94 84V85H93ZM101 84V85H100ZM113 84V85H112ZM115 84V85H114ZM133 84H135V86L133 85ZM140 86V88H138L139 86ZM151 84V85H150ZM152 84H154V85H152ZM168 84V85H167ZM188 84V85H187ZM213 84H214V86H213ZM252 84V85H253ZM36 85H39V86H36ZM54 85V86H53ZM59 85H61V86H64V87H62L61 88V86H59ZM93 85V86H92ZM95 85H97V86H95ZM106 85V86H105ZM111 87H110V86ZM121 85V86H120ZM156 85V86H155ZM157 85H159V87H157ZM200 85V86H199ZM243 85V87H240V86H242ZM34 86V87H33ZM44 86V87H43ZM65 86L66 87H69L70 86V88H67V90L65 89V92H64V88H65ZM77 88H76V87ZM95 86V87H94ZM99 86V87H98ZM118 87V86H120V88H123V90H120V88H118L117 90H116V88L115 87ZM152 86V87H151ZM167 86V87H166ZM169 86V87H168ZM213 86V87H212ZM216 86V87H215ZM249 86V87H248ZM29 88H30V86H28ZM39 87V88H38ZM56 87H60V88H56ZM93 87V88H92ZM96 87H98V88H96ZM102 87H103V90H102ZM155 88V89H152V88ZM164 87V88H163ZM200 87V88H199ZM214 87H215V89H214ZM231 87V88H230ZM239 87V88H238ZM42 88V89H41ZM76 90H75V89ZM80 88H83V89H80ZM92 88V89H91ZM95 88V89H94ZM108 88V89H107ZM115 88V90H113ZM125 88V89H124ZM162 90V92H161V90ZM166 88V89H165ZM181 88V89H180ZM185 88V89H184ZM198 88V89H197ZM202 88V89H201ZM217 88H218V90H217ZM232 88V90L234 91V89ZM247 89V91H246V89ZM31 89V88H30ZM31 89V90H32ZM45 89V90H44ZM55 89H57L56 91H54ZM63 89V90H62ZM89 89V90H88ZM106 89V90H105ZM129 89V90H128ZM136 89V90H135ZM152 91H151V90ZM156 89H158V90H156ZM249 89V90H248ZM253 90V91H251V90ZM260 89V90H259ZM39 90H36V92H38ZM69 90V91H68ZM70 90H72V91H70ZM75 90V91H74ZM92 90V91H91ZM98 90V91H97ZM112 90H113V92H112ZM120 90V91H119ZM139 90V91H138ZM144 90H143V92H144ZM186 90V91H185ZM202 90H204V91H202ZM211 90V91H210ZM215 90V91H214ZM255 90V91H254ZM257 90V91H256ZM258 90H259V92H258ZM55 92V94L53 93V92ZM85 91V92H84ZM87 91H88V93H87ZM95 91V92H94ZM101 91H103V92H101ZM115 91V92H114ZM119 92V93H117V92ZM130 91V92H129ZM138 91V92H137ZM151 91V92H150ZM160 91V92H159ZM172 91H175V92H172ZM200 91V92H199ZM201 91H202V93H201ZM207 91V92H206ZM239 91V90H238ZM249 91V92H248ZM60 92H63V94H61ZM74 92V93H73ZM147 92V91H146ZM168 94H172V95H168ZM172 92V93H171ZM179 92V93H178ZM183 92V93H182ZM185 92V93H184ZM188 92V93H187ZM192 92V93H191ZM205 92V93H204ZM210 92V93H209ZM244 92H245V94H244ZM258 94H257V93ZM67 93V94H66ZM73 93V94H72ZM105 93H107L106 95H105ZM109 93H111V94H109ZM114 93H115V95H114ZM125 93V94H124ZM149 93H150V95H149ZM156 93V94H155ZM163 93H166V94H163ZM199 94V96H198V94ZM53 94V95H52ZM57 94H60V95H58V97H57ZM66 94V95H65ZM98 94H99V96H98ZM101 94V95H100ZM109 94V95H108ZM118 94H119V96H118ZM121 94V95H120ZM151 94L152 95H155V96H151ZM161 94H163V96H161L160 97V95ZM175 94H177V97H178V99H177V97L175 98L173 95H175ZM182 94V95H181ZM193 94V95H192ZM56 95V96H55ZM61 95H64V96H61ZM73 96V98H72V96ZM96 95V96H95ZM104 95V96H103ZM117 95V96H116ZM137 95H139V97L137 96ZM192 95V96H191ZM202 95V96H201ZM251 95H250V97H251ZM253 95L255 96L254 98H253ZM259 95V96H258ZM53 96V97H52ZM93 96V97H92ZM135 96V97H134ZM168 96V97H167ZM170 96L171 97H174V99H177L176 101H178V103L176 104L175 102H174V100H173V98H170ZM193 96H195V97H193ZM53 99H52V98ZM58 99H57V98ZM96 97V98H95ZM100 97V98H99ZM110 97V98H109ZM118 97V98H117ZM138 97V98H137ZM151 97V98H150ZM160 97V98H159ZM185 97V98H184ZM198 97V98H197ZM244 97H246V95L244 96ZM257 97H259V99L260 100H258V98ZM40 98V99H39ZM49 98V99H48ZM56 98V99H55ZM99 100H98V99ZM102 98V99H101ZM105 98V100H103ZM121 98V99H120ZM125 98H126V101H125ZM134 98V99H133ZM139 99L140 100V98H142L140 101H139V103H138V101L136 100V99ZM164 98V99H163ZM169 98V99H168ZM180 98L183 100H180ZM188 100H187V99ZM201 100H203V99H205V100H203V101H205V103L204 102H200L199 100L200 99ZM255 98H257V99H255ZM38 99V100H37ZM52 99V100H51ZM65 99V100H64ZM116 99H117V101H116ZM133 99V100H132ZM144 99V100H143ZM159 99V100H158ZM170 99H172L171 100V102L173 103H171L170 104V102H169V100ZM190 99V100H189ZM197 99V100H196ZM43 100V101H42ZM50 100V101H49ZM55 102H54V101ZM69 100V101H68ZM74 100V101H73ZM91 100V101H90ZM114 100H115V102H114ZM119 100L121 101V102H119ZM158 100V101H157ZM163 100V101H162ZM167 100V101H166ZM42 101V104L40 103ZM63 101V102H62ZM66 101V102H65ZM72 101V102H71ZM94 101H98L97 102V104H96V102H94ZM103 103H102V102ZM123 101H125V102H123ZM132 103H131V102ZM167 103H166V102ZM182 101V102H181ZM185 101V102H184ZM191 101H193V102H191ZM196 101H197V103H196ZM244 101V100H243ZM248 101H251V102H256L257 101V103H249ZM258 101H259V103H258ZM56 102H57V104H56ZM81 102H82V104H83V106L81 107ZM99 102H101V104H99ZM104 102H105V104H106V106H105V104H104ZM113 102V103H112ZM129 102V103H128ZM148 102V103H147ZM153 102V103H152ZM156 102V103H155ZM165 102V103H164ZM181 102V103H180ZM188 102L190 103V104H188ZM195 102V103H194ZM198 102L199 103H202V106L204 107H202L201 105H200V107H199V109H198V106L196 105V104H198ZM210 102H212L211 100H210ZM74 103V104H73ZM96 105H95V104ZM112 103V104H111ZM116 105H115V104ZM125 103V104H124ZM129 104V106L126 108V109H124L125 108V105L126 104ZM135 103H136V105H135ZM141 103H143V104H141ZM170 105H169V104ZM191 103H193L192 105H191ZM245 103V102H244ZM243 104L244 105V107L246 108V106L245 105H247V104ZM99 104V105H98ZM102 104H104V105H102ZM114 104V105H113ZM122 104H124V105H122ZM138 104V105H137ZM141 104V105H140ZM150 104V105H149ZM154 104V105H153ZM165 104V106H163ZM179 104V105H178ZM183 105L182 107H181V105ZM184 104L187 106V108H186V106L184 107ZM56 105V106H55ZM61 105H62V107H61ZM66 105V106H65ZM69 105V106H68ZM91 105V106H90ZM109 105L111 106V107H109ZM113 105V106H112ZM118 105V106H117ZM119 105H121V106H119ZM140 105V106H139ZM169 107H168V106ZM177 105V106H176ZM190 105V106H189ZM199 105V104H198ZM255 105V106H254ZM260 105V104H259ZM72 106V107H71ZM102 106H103V108H102ZM114 106H116V108L114 107ZM127 106V105H126ZM153 106V107H152ZM162 106V107H161ZM176 106V107H175ZM206 106V107H205ZM249 106L247 105V109L246 110H249ZM52 107L55 109H52ZM98 107V108H97ZM109 107V108H108ZM113 107V108H112ZM133 107V108H132ZM148 107V108H147ZM150 107V108H149ZM165 107V108H164ZM168 107V108H167ZM173 107V108H172ZM189 107V108H188ZM202 107V108H201ZM207 107H209L210 109H211V111L209 112V108H207ZM61 108V109H60ZM63 108V109H62ZM65 108V109H64ZM76 108V109H75ZM85 110H84V109ZM95 109V111L93 112V110ZM101 108V109H100ZM109 110H107V109ZM112 108V109H111ZM121 108L123 109L122 111L124 112L125 111V113L124 114H122L123 112L121 111ZM178 108V109H177ZM180 108V109H179ZM258 108V106L257 107H255L254 109H257ZM261 107H259L258 109H260ZM78 109V110H77ZM82 111H81V110ZM87 109V110H86ZM111 109V110H110ZM137 109V110H136ZM142 111H141V110ZM153 109V110H152ZM162 109V110H161ZM167 109H169V111L172 113V115H170L171 113L169 112V111H166ZM175 109V110H174ZM188 109V110H187ZM190 109V110H189ZM195 109V112L193 111V110ZM206 109V110H205ZM213 109H215V108H213ZM253 109V110H254ZM257 109V110H258ZM53 110V111H52ZM107 110V111H106ZM127 110H129L130 111V113L127 111ZM165 110V111H164ZM191 110H192V112H191ZM199 110V111H198ZM201 110H203L204 112H202ZM261 110V109H260ZM52 111V112H51ZM57 113H56V112ZM174 111H177L176 113L174 112ZM105 112V113H104ZM122 112V113H121ZM162 112H164V113H162ZM185 112V113H184ZM188 112H190V113H188ZM209 112V113H208ZM78 113V114H77ZM95 113H97V114H95ZM99 113V114H98ZM121 113V114H120ZM140 113V114H139ZM157 113V114H156ZM162 113V114H161ZM188 113V115H189V117H187L188 115H186ZM199 113V114H198ZM207 113H208V115H209V120H207L206 118H208V115H207ZM220 113V112H219ZM225 113V114H224ZM254 113H257V111H255ZM49 114V115H48ZM51 114V115H50ZM58 115V117H57V115ZM95 114V115H94ZM101 114H103V116L101 115ZM139 114V115H138ZM143 116H142V115ZM159 114H160V116H159ZM181 114H182V116H181ZM203 114V115H202ZM212 114V113H211ZM93 115L96 117H93ZM114 117H113V116ZM122 115V116H121ZM132 117H130V116ZM157 115V116H156ZM175 115H177V116H175ZM185 115H186V120H185ZM197 115L198 116H200V117H197ZM224 115V116H223ZM225 115H226V117H225ZM77 116V117H76ZM92 118H94L95 119V121H94V119H91L90 120V118L91 117ZM97 116H99L100 117V119L99 118H97ZM121 116V117H120ZM127 116V117H126ZM167 116H168V118H167ZM169 116H172V117H169ZM175 116V117H174ZM193 116V117H192ZM207 116V117H206ZM52 117V118H51ZM90 117V118H89ZM110 117H113V118H110ZM118 117V118H117ZM124 117V118H123ZM129 117V118H128ZM138 117V118H137ZM177 117H179V118H177ZM184 117V120L182 119ZM213 117V118H212ZM82 118H84V119H82ZM85 118H87V119H85ZM103 118V119H102ZM123 118V120H121ZM200 118H202V119H200ZM211 118V119H210ZM53 119V120H52ZM57 119V120H56ZM59 119V120H58ZM115 119V120H114ZM163 119V120H162ZM175 119V120H174ZM178 119V120H177ZM192 119V120H191ZM198 119H199V121H198ZM51 120H52V122H51ZM90 120V121H89ZM117 120V121H116ZM141 122H140V121ZM146 122H145V121ZM150 120V121H149ZM152 120V121H151ZM165 120V121H164ZM177 120V121H176ZM201 120V121H200ZM203 120V121H202ZM207 120V121H206ZM211 120H215V122L214 121H211ZM47 121V120H46ZM57 121H59V122H57ZM83 121V122H82ZM94 121V122H93ZM103 121V122H102ZM109 121V122H108ZM147 121H148V123H147ZM185 123H184V122ZM187 121H188V123H187ZM193 121V122H192ZM223 121V122H222ZM226 121V122H225ZM259 121H260V124H259ZM82 122V123H81ZM108 122V123H107ZM138 122H140V123H138ZM157 122H158V124H157ZM163 122V123H162ZM165 122V123H164ZM166 122H168V124L166 123ZM170 122V123H169ZM194 122H195V125H194ZM197 122V123H196ZM206 122V123H205ZM48 123H49V125H48ZM53 123V124H52ZM80 123V124H79ZM95 123V124H94ZM145 123V124H144ZM150 123V124H149ZM161 123V124H160ZM200 123V124H199ZM211 123H214V124H211ZM226 123V124H225ZM228 123H229V125H228ZM92 124V125H91ZM98 124H100L99 126H98ZM112 124V125H111ZM127 124V125H126ZM132 124V125H131ZM144 124V125H143ZM173 124V125H172ZM181 124V125H180ZM188 124H192V125H189V127L187 126ZM198 124V125H197ZM219 124H221V125H223L222 127L219 125ZM225 124V125H224ZM246 124V123H245ZM253 124V125H254ZM96 125V127H94V126ZM120 125V126H119ZM125 125V126H124ZM131 125V126H130ZM146 125V126H145ZM153 125V126H152ZM155 125V126H154ZM163 125H165L166 126V128H165V126H164V128L163 127H161V126H163ZM183 125H184V128H183ZM197 125V126H196ZM208 125V126H207ZM214 126V127H212V126ZM231 125V126H230ZM247 125H249V124H246L245 125V127L247 126ZM43 126H45V127H43ZM56 126H58V128L56 127ZM64 126V127H63ZM98 126V127H97ZM110 126V127H109ZM117 128H116V127ZM123 126V127H122ZM149 126H151V127H149ZM157 126V127H156ZM174 126H177L176 128L174 127ZM186 126V127H185ZM200 126V127H199ZM201 126H202V128H201ZM203 126H205V127H203ZM217 126H220V128H218ZM227 127V129L225 128V127ZM244 126V125H243ZM250 126V125H249ZM116 129H115V128ZM131 127H133V128H131ZM159 127V128H158ZM161 127V128H160ZM168 127V128H167ZM193 127V128H192ZM196 127V128H195ZM198 127V128H197ZM209 127V128H208ZM216 127V128H215ZM245 127H243V128H245ZM248 127V126H247ZM247 127H246V129H247ZM86 128V129H85ZM97 128H99V129H97ZM139 128V129H138ZM143 128V129H142ZM181 128H182V130H181ZM186 128V129H185ZM190 128L193 130H190ZM201 128V129H200ZM258 128H259V130L262 128V131H259L258 132ZM39 129H40V131H39ZM51 129V130H50ZM66 129V130H65ZM147 129V130H146ZM149 129V130H148ZM154 129H157V130H154ZM164 129V130H163ZM167 129V130H166ZM172 129V130H171ZM176 129V130H175ZM205 129V130H204ZM208 129H209V131H208ZM219 129V130H218ZM48 131V133H47V131ZM110 130V131H109ZM162 130V131H161ZM200 130H202V131H200ZM208 132H207V131ZM212 130V131H211ZM221 130V132H219ZM225 130V131H224ZM236 130V131H235ZM66 131H67V133H69V134H67L66 133ZM124 131V132H123ZM142 131V132H141ZM144 131V132H143ZM155 131H156V133H155ZM165 133H164V132ZM183 131V132H182ZM186 131H188V132H186ZM191 131V132H190ZM196 131V132H195ZM211 131V132H210ZM248 131V130H247ZM45 132V133H44ZM66 134H65V133ZM107 132V133H106ZM118 134H116V133ZM123 132V133H122ZM133 132V133H132ZM150 132V133H149ZM152 132V133H151ZM160 132V133H159ZM169 132H171V134L169 133ZM175 132V133H174ZM187 133V136H188V138H187V136H186V133ZM194 132V133H193ZM199 132H200V134H199ZM205 132V133H204ZM219 132V133H218ZM235 132H237V133H235ZM44 133V134H43ZM53 133V134H52ZM115 133V134H114ZM121 134V136H120V134ZM163 133H164V135H163ZM169 133V134H168ZM189 133H190V135L192 134L193 135V138H192V136H191V138L189 137L190 135H189ZM204 135L203 137H202V134ZM219 134V135H217V134ZM46 134V135H45ZM145 134V135H144ZM151 134V135H150ZM155 136H154V135ZM158 134H159V137H160V139H159V141L157 140L159 137H158ZM172 134H175V135H173V136H171ZM177 134V135H176ZM184 134H185V136H184ZM195 134H198V135H200L199 136V138H197L198 136H196ZM215 134V135H214ZM226 134V135H225ZM236 134V135H235ZM243 134H244V136H243ZM248 134H249V132H248ZM51 135V136H50ZM54 135H55V137H54ZM67 135V136H66ZM139 135V136H138ZM161 135H163V136H161ZM217 135V136H216ZM230 135V136H229ZM252 135H254V136H252ZM44 136L46 137V138H44ZM47 136H49V137H47ZM70 136V137H69ZM93 136V137H92ZM120 136V137H119ZM131 136V137H130ZM132 136H136V137H132ZM146 136H147V138H146ZM167 136H170V137H167ZM180 136V137H179ZM195 136V137H194ZM212 136L214 137V138H212ZM225 136H228V137H225ZM232 136V137H231ZM50 137H51V139H50ZM65 137V138H64ZM119 137V138H118ZM140 137V138H139ZM145 137V138H144ZM152 137V138H151ZM157 138L156 139V142H157V144H158V142H161V144L159 145L160 147H157V144H156V148H157V150L156 149H154L153 151L155 152V150L156 151H158V150H161V149H163L162 151H160V153L162 154V159H163V154H164V161L163 160H161V161H159V160H157V158H159V156H155V159L153 160L154 162H152V160H150L151 162H152V164L151 165H149L150 163L149 162H146L144 165H143V163L141 164V166H140V164H137L138 163V160H139V158L140 157H138V156H140L139 155V152H141V154H142V151L141 150H143V148L145 149V146L146 145H144L145 143L147 144L148 142H153V138ZM202 137V138H201ZM217 137V138H216ZM222 137V138H221ZM225 137V138H224ZM244 137V139H242ZM247 137V138H246ZM250 137H251V139L253 140V141H251V139H250ZM253 137H255V138H253ZM53 138H54V140H53ZM94 138V139H93ZM98 138V139H97ZM117 138V139H116ZM125 138H126V140H125ZM143 138V139H142ZM161 138H162V140H161ZM173 138V139H172ZM180 138V139H179ZM195 138V139H194ZM207 138V139H206ZM211 138H212V140H211ZM231 138V139H230ZM233 138V139H232ZM249 138V139H248ZM36 139H37V141H36ZM95 139H96V142H95ZM130 139H132L131 141H130ZM142 139V140H141ZM145 139V140H144ZM146 139H147V142H146ZM150 139H153V140H150ZM165 139V140H164ZM178 139H179V141L181 140L182 142H179L178 141ZM184 139V140H183ZM218 139V140H217ZM222 139V140H221ZM248 139V140H247ZM263 139V140H262ZM46 142H45V141ZM69 140V141H68ZM116 140V141H115ZM134 140V141H133ZM170 140V141H169ZM175 140V141H174ZM177 140V141H176ZM186 140H188V141H186ZM193 140V141H192ZM210 140H211V142H210ZM217 140V141H216ZM231 140V141H230ZM234 142H233V141ZM240 142H238V141ZM242 140V141H241ZM243 140H244V142H243ZM245 140H247V143H246V141ZM258 142H257V141ZM262 140V141H261ZM52 141V142H51ZM64 141H65V143H64ZM111 141V142H110ZM125 141H127V142H125ZM141 141V143H139ZM143 141V142H142ZM145 141V142H144ZM164 141V142H163ZM174 141V142H173ZM185 141V142H184ZM199 141V142H198ZM205 141V142H204ZM256 141V142H255ZM41 142H43L42 144H41ZM49 142V143H48ZM118 142V143H117ZM165 142L167 143V144H169V145H167V147H166V144H165ZM170 142V143H169ZM188 142H189V144H191L190 146L188 145ZM202 142V143H201ZM215 142H216V144H215ZM217 142H218V144H217ZM223 144L224 143V146L221 144V143ZM225 142H227V143H225ZM237 142H238V144H237ZM242 142V143H241ZM254 142H255V144H254ZM261 142V143H260ZM40 143V144H39ZM46 143H48V144H46ZM98 143V144H97ZM116 145H115V144ZM136 143H137V145H136ZM175 143V144H174ZM194 143H195V145H194ZM209 143H211V145L209 144ZM250 143V144H249ZM256 143H259L258 145L259 146H262V147H259ZM129 144V145H128ZM141 144V145H140ZM198 144V145H197ZM209 144V145H208ZM232 144V145H231ZM235 144V146H233ZM243 144V146L241 147V145ZM247 146H246V145ZM262 144V145H261ZM37 145H39V146H37ZM42 145V146H41ZM45 145V146H44ZM105 147H104V146ZM116 147H114V146ZM123 145V146H122ZM126 145H127V147H126ZM184 145V146H183ZM195 146V149H194V146ZM207 145V146H206ZM214 145H215V147H214ZM226 145V146H225ZM228 145V146H227ZM244 145H245V147H244ZM250 145V146H249ZM257 145V146H256ZM51 146V147H50ZM66 146H67V148H66ZM72 146V147H71ZM120 146V147H119ZM133 146V147H132ZM163 146V148H161ZM171 146V147H170ZM182 146V147H181ZM187 148H186V147ZM210 146H211V148H210ZM217 146V147H216ZM237 146V147H236ZM254 146V147H253ZM49 147H50V149H49ZM52 147H54V148H52ZM103 147V148H102ZM112 147H113V149H112ZM121 147H123V148H121ZM142 149H141V148ZM190 147V148H189ZM191 147H193V148H191ZM228 147V148H227ZM233 147V148H232ZM240 147V148H239ZM248 147V148H247ZM58 148V149H57ZM60 148V149H59ZM118 148V150H116ZM132 148V149H131ZM165 148H167V149H165ZM173 148V149H172ZM185 148V149H184ZM202 148V149H201ZM214 148V149H213ZM222 149V150H224V151H222V150H220V149ZM227 148V149H226ZM253 148V149H252ZM92 149V150H91ZM101 149V150H100ZM105 149H106V151L107 152H110V154L111 155H113L112 157H111V155H110V157L111 158H114V160L113 159H111L110 157H109V153L107 154V152L105 151ZM109 149V150H108ZM123 149V150H122ZM125 149L127 150V151H125ZM137 149H139L138 151H136ZM141 149V150H140ZM190 149V151H188ZM203 149H205V150H207V151H205V150H203ZM213 149V150H212ZM228 149H231V150H233V151H231V150H228ZM239 149V150H238ZM244 149V150H243ZM250 149H252V150H250ZM255 149V150H254ZM55 150V151H54ZM103 150V151H102ZM133 150H135V151H133ZM165 150V151H164ZM181 150L182 151H184V153L182 152V153H180L181 152ZM193 150H194V152H197L198 153V155L196 154V153H194L195 155L192 157V158H190L189 159V157H191L192 155H193ZM201 150H203V151H201ZM209 150H210V152H209ZM218 150H219V152H218ZM237 150V151H236ZM245 150H247L246 152H247V154H246V152H245ZM262 150V149H261ZM72 151H74V152H72ZM113 151V152H112ZM115 151V152H114ZM117 151V152H116ZM144 151V150H143ZM176 151L177 152H179V153H176ZM192 151V152H191ZM201 151V152H200ZM214 151V153H212ZM226 151V153H222V152H225ZM227 151H229V152H227ZM252 153H251V152ZM263 151V150H262ZM262 151H260L261 152V154H262ZM52 152V153H51ZM67 152V153H66ZM76 152H77V154H76ZM95 152V153H94ZM101 152V153H100ZM105 152V153H104ZM153 152V153H154ZM163 152H167V154L166 153H163ZM168 152H169V154H168ZM191 152V153H190ZM203 152V153H202ZM206 152H209V153H212V154H205ZM215 152H217V153H215ZM243 152V153H242ZM12 154H11V157H12V159H15V158H17L18 157V155H19V153H18V155H17V152H11ZM80 153V154H79ZM128 157H126L124 154ZM128 153V154H127ZM173 153V154H172ZM176 153V154H175ZM200 153H202L201 155H200ZM221 153H222V155H221ZM231 153H233V154H236V153H238V154H241L242 153V155L240 156V157H238V161H237V158H235L234 156H236V155H233V154H231ZM251 153V155H249ZM258 153H259V150H258ZM264 153V152H263ZM79 154V155H78ZM105 154V156L103 157L102 155H104ZM117 155V156H115V155ZM132 154L133 155H135V156H133L132 157ZM154 154H157V153H154ZM161 154H159V155H161ZM170 154H171V156H170ZM180 154H182L183 156H184V158H183V156L182 155H180ZM192 154V155H191ZM229 154V156H227V157H225L226 155H228ZM244 154H246V155H244ZM255 154H256V156H255ZM57 155V156H56ZM123 155V156H122ZM189 155V156H188ZM205 157H204V156ZM210 155H211V157L212 158H210ZM213 155H214V157H213ZM217 155V156H216ZM249 155V156H248ZM254 155V156H253ZM259 155H260V153H259ZM258 155V156H259ZM262 155H264V154H262ZM14 156V157H13ZM99 156V157H98ZM109 157V159H108V157ZM119 156V157H118ZM129 156H130V159H131V161L129 162ZM169 156V157H168ZM175 156V157H174ZM182 156V157H181ZM201 156V157H200ZM206 156H208V157H206ZM215 156H216V159H218V160H216L215 159ZM246 156V157H245ZM252 156L254 157V158H252ZM79 157V158H78ZM118 157V158H117ZM125 157V158H124ZM137 157V158H136ZM141 157H142V155H141ZM157 157V158H156ZM161 157V156H160ZM178 157V158H177ZM196 157H198V158H196ZM219 157H220V159H222V160H219ZM230 159H229V158ZM233 157V158H232ZM243 157V158H242ZM245 157V158H244ZM248 157V158H247ZM256 157V158H255ZM264 157V156H263ZM101 158H104L103 160H101ZM120 158V159H119ZM133 158V159H132ZM153 158H154V156H153ZM165 158H166V160H167V162H166V160H165ZM174 160H172V159ZM174 158H176V159H174ZM182 158H183V160H182ZM188 159V160H186V159ZM196 158V160L198 161L199 159V162L200 163H203L204 161V166H203V164H200L199 162H197V163H195L194 161V159ZM232 158V159H231ZM236 159V164H235V162H233L232 160L233 159ZM242 158V159H241ZM83 159V160H82ZM119 159V160H118ZM128 159V160H127ZM135 159V160H134ZM141 159V158H140ZM152 159V158H151ZM161 159V158H160ZM179 159V160H178ZM192 159V161H190ZM206 159V160H205ZM230 160L229 162H228V160ZM240 159V160H239ZM247 159H249V161L247 160ZM81 160V161H80ZM115 160H116V162H115ZM134 160V161H133ZM156 160V161H155ZM180 163V165L182 166V167H179V165H178V162ZM210 160V161H209ZM216 160V161H215ZM224 160V161H223ZM227 160V161H226ZM241 160H243V161H241ZM251 160V161H250ZM256 160V161H255ZM85 161V162H84ZM100 161V162H99ZM106 161V162H105ZM126 161V162H125ZM128 161V162H127ZM158 161H159V163H158ZM163 161V162H162ZM173 163H172V162ZM185 161H188V162H185ZM208 161V162H207ZM212 161V162H211ZM215 161V162H214ZM218 161V162H217ZM225 161H226V163H225ZM232 161V162H231ZM247 161H248V163H247ZM253 161H255V162H253ZM258 161H260V163H257ZM162 162V163H161ZM175 162H176V164H175ZM193 162V164H195V165H197V164H200L201 166V168L199 169L198 168V166H196L197 167V169H199V170H197L198 172L200 171V170H202V171H205V169H207L206 170V172H208L209 174H205V176L206 177H204L206 180L208 179L209 180V183H207V181H204V182H200L201 183V186H203L205 183H206V185L207 186H209V188L207 187V189L209 190V191H205V195H211L210 197H212L213 195H214V197H215V199L213 198H210V200H213V202H214V204L216 203V202H218V205H217V203L214 205L213 203H212V201H210V200H208L207 198L209 197H207V196H205L206 197V201L208 200L209 201V203L210 204H208V205H210V206H208V205H206V208L205 207H203V208H205L206 210H207V212H206V210H205V212H204V214H202L203 215V217H202V215L200 216L199 214H198V217H199V219H197V218H195L196 219V221H198V222H195V220L193 219V221L195 222V223H193V221L190 219H188L186 216H187V214L189 215L190 214V211L193 209V208H195L196 207V213H197V211H198V213L199 212H203L202 210V208H201V203L203 202L204 203V206H205V203H208V202H205V200H203L202 201V199H205V198H202V199H199V197H200V195L199 194H197V191L196 190H193L192 188L194 187V186H188V187H191L190 189H192V191L193 192H195L196 193V195L191 191L190 193L191 194H187L188 192V190H189V188L187 189V196L185 195H183L182 196V191L184 190V188H182L183 190L182 191H180L181 190V188H180V190L179 189H175L174 187H173V185H174V183L175 184H178V186L181 184V187H183V186H185V185H187V183H185V181H187L186 179H189V177L190 176H192V175H190V172L188 173V171L189 170H191V169H193V168H191L190 169V166H189V164L188 163H192ZM224 162V163H223ZM97 163V164H96ZM119 163V164H118ZM128 163H131V164H128ZM133 163L134 164H136V165H133ZM156 163V164H155ZM167 163V164H166ZM209 165H208V164ZM234 163V164H233ZM255 163V165H253ZM116 164V165H115ZM153 164H155L156 165V167L155 166H153ZM158 164V165H157ZM164 164H166V165H164ZM171 164V165H170ZM173 164H175V165H173ZM187 165V168H185L184 169V167H186V165ZM213 164H215V165H213ZM220 164V165H219ZM223 166H222V165ZM130 165V166H129ZM138 165L140 166V168L138 167ZM161 165H163L162 167H159V166H161ZM168 165H169V167H170V169H169V167H168ZM185 165V166H184ZM191 166H192V164H190ZM213 167H212V166ZM233 165H235L236 167H238V168H234L233 167ZM246 165V166H245ZM250 165H251V167H250ZM258 165V166H257ZM80 166H82V165H80ZM105 166V167H104ZM143 166H144V168H145V170H148V171H144V168H143ZM149 166V167H148ZM177 166L178 168H179V170H178V168H176L175 169V167ZM184 166V167H183ZM203 166V167H202ZM208 166H210V167H208ZM220 166H222V167H220ZM228 166V167H227ZM232 166V167H231ZM242 166V167H241ZM245 166V167H244ZM253 166V167H252ZM95 167H96V169H95ZM104 167V168H103ZM131 167V168H130ZM136 167V168H135ZM138 167V168H137ZM158 167V168H157ZM164 167V168H163ZM174 167V168H173ZM193 167H195V166H193ZM214 167H216V169L214 168ZM225 167V168H224ZM240 167V168H239ZM248 167V168H247ZM256 169H255V168ZM116 168V169H115ZM143 168V169H142ZM147 168V169H146ZM148 168H150V169H148ZM153 168V169H152ZM202 168H204V169H202ZM219 168V169H218ZM223 168V169H222ZM230 168V169H229ZM250 168H252V169H254V170H252V169H250ZM158 169V170H157ZM160 169V170H159ZM174 169V170H173ZM189 169V170H188ZM208 169H210L211 171H213V172H210V171H208ZM213 169V170H212ZM215 169V170H214ZM235 169V170H234ZM248 169H249V171H248ZM259 169V170H258ZM2 170V171H1ZM142 170H143V172H142ZM150 170V171H149ZM182 170V171H181ZM187 170V171H186ZM194 170V169H193ZM192 170V171H193ZM216 170H217V172H216ZM237 170V171H236ZM239 170V171H238ZM241 170V171H240ZM244 170V171H243ZM246 170V171H245ZM250 170H252V171H254V172H252V171H250ZM114 171V172H113ZM133 171V172H132ZM151 171H153V172H151ZM159 171V172H158ZM168 171V172H167ZM178 171V172H177ZM184 171V172H183ZM188 173V174H186V172ZM195 171H196V169H195ZM201 171V172H202ZM219 171V172H218ZM221 171V172H220ZM224 171H226L225 173H224ZM258 171H259V173H258ZM0 174H2V172L4 173L5 171H4V167H1L0 168ZM121 172V173H120ZM137 172V173H136ZM201 172H199V174L201 173ZM223 172V173H222ZM227 172H229L228 174H227ZM232 174H231V173ZM250 172V173H249ZM118 173V174H117ZM132 173V174H131ZM141 173V174H140ZM151 175H150V174ZM155 173V174H154ZM171 173L173 174V175H171ZM180 173V174H179ZM182 173V174H181ZM192 173H195L194 171L192 172ZM213 173V174H212ZM223 175H222V174ZM250 175H249V174ZM258 173V174H257ZM261 173H263V174H261ZM121 174H123V175H121ZM165 174V175H164ZM168 176H167V175ZM215 174L217 175V178H216V176H215ZM244 174V175H243ZM252 174V175H251ZM254 174H255V176H254ZM120 175V176H119ZM134 176L133 177V180H132V177L131 176ZM171 175V176H170ZM175 175V176H174ZM179 175V176H178ZM181 175V176H180ZM187 175H190V176H187ZM207 175H209V176H207ZM211 175V176H210ZM225 175H226V177H225ZM233 175V176H232ZM238 175V176H237ZM259 175V176H258ZM262 175V176H261ZM125 176H126V178L127 179H125ZM140 176H142V177H140ZM162 176V177H161ZM169 177V178H167V177ZM184 176V177H183ZM186 176H187V178H186ZM219 176V177H218ZM244 176V177H243ZM245 176H247V178H245ZM131 177V178H130ZM137 179H136V178ZM159 177V178H158ZM172 177V178H171ZM202 177H203V175H202ZM213 177V178H212ZM221 177V178H220ZM222 177H223V179H222ZM243 179H242V178ZM144 178V179H143ZM171 178V179H170ZM175 179V182H174V179ZM180 178H182V179H180ZM203 178V179H204ZM211 178V179H210ZM220 178V179H219ZM237 178V179H236ZM249 178H251V179H249ZM260 178H262V179H260ZM151 179V180H150ZM161 179V180H160ZM169 179V181H167ZM203 179H200L201 181L203 180ZM204 179V180H205ZM233 179V180H232ZM239 179V180H238ZM258 179H260V181L258 180ZM119 180H122V181H119ZM143 180V181H142ZM154 180V181H153ZM225 180V181H224ZM226 180H227V183L225 184V182H226ZM236 180H237V182H236ZM241 180H243L242 182H241ZM247 180V181H246ZM160 181V182H159ZM174 182V183H172V182ZM218 181H223L222 182V184H221V182H218ZM239 181V182H238ZM254 181H256V182H254ZM231 182H233V184H234V182H235V184L234 185H232L231 184ZM250 182V183H249ZM135 183H138V184H136L135 185ZM170 183V184H169ZM200 183L198 184V185H200ZM204 183V184H203ZM216 183V184H215ZM229 183L232 185V187H230V185H229ZM237 183H239V184H237ZM249 183V184H248ZM159 184H160V186H159ZM167 184H169V185H167ZM203 184V185H202ZM217 185V187L215 186V185ZM223 184H224V186H223ZM241 184H243V185H241ZM145 185V186H144ZM198 185H197V187H198ZM211 185H212V187H211ZM228 185V186H227ZM171 186L173 187L172 189H173V195H174V197L172 198V197H170L171 195H169V194H167V192L170 190H172L171 189ZM201 186L200 187H198V188H200V190L199 191H202L201 190ZM236 186V187H235ZM240 186H242V187H240ZM248 187V189H246V187ZM187 187V186H186ZM257 189H256V188ZM163 188V190H161L162 192H164V195H165V197L167 196V197H170L169 199L171 200H169L168 201V199L166 200V201H168V203H173V205L172 204H168V205H166V204H164V202H162L164 205H166V206H168V209H166V206L164 207V205L163 204H161V206H163V207H161L159 204H158V200L160 199V197L159 196H162L161 194H159L161 191H159L160 189H162ZM168 188V191L166 190ZM203 188H205V187H203ZM214 188V190H212ZM218 188V189H217ZM227 188H228V191H227ZM241 188V189H240ZM251 188V189H250ZM255 188V189H254ZM145 189V190H144ZM147 189V190H146ZM159 189V190H158ZM186 189V188H185ZM195 189H197L196 188V186H195ZM232 189V190H231ZM233 189L235 190V191H233ZM246 189V191H242V190H245ZM165 190H166V192H165ZM198 190V189H197ZM205 190H206V188H205ZM210 190H212V191H210ZM220 191L221 190V192L219 193L218 191ZM224 190V191H223ZM250 190V191H249ZM253 190L255 191V192H253ZM263 190V191H262ZM169 191V192H170ZM177 191H179V192H177ZM190 191V190H189ZM215 193H214V192ZM237 191H239V193H237ZM241 191V192H240ZM262 191V192H261ZM161 192V193H162ZM174 192H175V194H174ZM212 192V193H211ZM234 192V193H233ZM236 192V193H235ZM179 193H181V194H179ZM185 193V192H184ZM183 193V194H184ZM193 193V194H192ZM200 193V192H199ZM206 193H208V194H206ZM216 193H217V195H216ZM218 193H219V195H218ZM242 193H243V196H241L242 195ZM248 193V194H247ZM253 193V194H252ZM262 195H261V194ZM141 194V195H140ZM147 194V195H146ZM159 194V196H158V198H155V197H157V195ZM163 194V193H162ZM172 194V193H171ZM227 195V197L230 195V198L232 197L231 196V194L233 195V197H232V199H230V198H227L226 196H223V195ZM250 194V195H249ZM189 195H191V198H189ZM199 195V196H198ZM216 195V196H215ZM220 195H221V197L222 198H224V199H222L221 197H220ZM236 195V196H235ZM237 195H239V196H241V197H239V196H237ZM260 195V196H259ZM138 195H137V197H139ZM144 196V197H143ZM147 196H149V198L147 197ZM153 196H155V197H153ZM179 197L180 196V198H177V200H179V199H181V200H179V201H177L176 200V197ZM247 196V197H246ZM254 196V197H253ZM147 197V198H146ZM153 197V198H152ZM165 197H164V199H162V200H165ZM184 197V198H183ZM193 197V198H192ZM196 197V198H195ZM216 197H217V199H216ZM220 197V198H219ZM244 197H246V198H244ZM156 200H155V199ZM162 198H163V196H162ZM172 198V199H171ZM241 198V199H240ZM253 198V199H252ZM147 199V200H146ZM174 199V200H173ZM188 199V200H187ZM194 199V200H193ZM235 201H238L239 199V202H235ZM155 202H154V201ZM161 200V199H160ZM161 200V201H162ZM173 200V201H172ZM184 200L186 201L185 203H183L184 202ZM192 200V201H191ZM197 200V201H196ZM199 200V201H198ZM218 200V201H217ZM219 200H222V201H219ZM228 202H227V201ZM249 200V201H248ZM145 201V202H144ZM152 201V202H151ZM165 201V202H166ZM190 201H191V203H190ZM193 201H194V203H193ZM201 201V202H200ZM227 203H226V202ZM232 201V202H231ZM234 201V202H233ZM146 202H148V203H146ZM154 202V203H153ZM177 202V206H176V204L175 203ZM197 202H200V203H198L197 204ZM220 202H221V205H223V206H227V209H225L226 208V206L224 207V209L225 210H227L228 212H230L231 211V213L229 214L228 212H225V210L224 209H222L223 207L220 205ZM263 204H262V203ZM121 202H119L118 203V205H117V207L119 206V205H122L123 206V202L120 204ZM125 203V202H124ZM153 203V204H152ZM160 203V202H159ZM180 203H183V204H180ZM226 203V204H225ZM231 203V204H230ZM243 203V204H242ZM250 203V204H249ZM259 203V204H258ZM128 204V205H127ZM125 203L124 204V208H125V210H124V208L122 209V206H120V207H118L120 210H119V212H125L126 210H128V209H131L132 207H131V204L132 203H130V206H129V203ZM154 204H158L157 206L159 207H161V209H159L158 207H157V209L159 210L158 212H160V213H156V211H157V209H156V206L154 207ZM179 204V205H178ZM186 204H188L187 205V208H185V205ZM236 204V205H235ZM247 204H248V206H247ZM255 204V205H254ZM126 205V206H125ZM146 205V206H145ZM172 205V206H171ZM191 205V206H190ZM194 205V206H193ZM195 205H197V206H195ZM200 205V206H199ZM220 205V206H219ZM235 205V206H234ZM130 207V208H128L127 209V207ZM132 206H133V204H132ZM154 208H153V207ZM182 207L181 208V210H180V208L179 207ZM189 206V207H188ZM207 206H208V208H207ZM215 206H217V208L215 207ZM238 207V209H237V207ZM250 206H252V207H250ZM150 207V208H149ZM174 207V209H172ZM178 209V211L176 210V208ZM213 207V208H212ZM221 208V209H219V208ZM231 207V208H230ZM244 207V208H243ZM245 207H246V209H245ZM263 207V208H262ZM139 208V207H138ZM138 208H136V209H138ZM147 208V209H146ZM152 208L154 209V211H155V213L157 214V216L159 215V218L152 212L153 210H152ZM192 208V209H191ZM200 209V211H199V209ZM210 208V209H209ZM214 208H215V210H214ZM229 208V209H228ZM255 208H257V209H255ZM136 209H134V210H136ZM151 209V210H150ZM165 209V210H164ZM187 209H189V211L187 210V212H186V210ZM191 209V210H190ZM198 209V210H197ZM212 209V210H211ZM220 211V212H218V210ZM235 209H236V211H235ZM133 210V209H132ZM148 210V211H147ZM150 210V211H149ZM161 210H163V211H161ZM168 210H169V213H166V212H168ZM170 210H172L173 211V213H171L170 212ZM217 210V211H216ZM259 210V211H258ZM129 211V210H128ZM139 211V210H138ZM143 211V212H144ZM166 211V212H165ZM175 211V212H174ZM181 211V212H180ZM185 211V212H184ZM238 211V212H237ZM241 213H240V212ZM242 211H243V213H242ZM252 211V212H251ZM257 211V212H256ZM123 212V213H124ZM131 211H129V213H130ZM137 212V211H136ZM150 212V213H149ZM178 212H180V213H182V212H184L185 214L184 215H180V214H178L179 216H183V218L182 219H187V222H189V221H192V223L194 224V225H192V227H194L195 225H197V226H195L196 228L194 229V231H192V232H194V233H192V232H190V231H186L185 229L186 228H184V227H186L185 225H187V224H192V223H187L185 220H184V222H185V224L184 225H182V223H183V221L180 219V218H178V221H177V213ZM208 212H209V214L210 215H208ZM216 212H218V214L216 213ZM222 212V213H221ZM232 212H234L235 213V215H234V213H232ZM257 214H256V213ZM126 213L127 214H129L127 211H126ZM125 213V214H126ZM152 213V214H151ZM162 213H166L165 215H164V220H163V218H162ZM191 213H193L194 214V216H195V214L196 213H194V209L192 210V212ZM220 213H221V216H220ZM224 213L226 214V215H224ZM238 213H239V215H238ZM255 213V214H254ZM120 214V213H119ZM169 216H168V215ZM171 214H172V216L174 215V220L175 221H177V222H179L180 220L182 221V222H179L178 224L175 222V221H172L173 219V217L171 216ZM214 214H215V216L216 215H218V216H214ZM237 214V215H236ZM241 214V215H240ZM252 214V215H251ZM151 215V216H150ZM176 215V216H175ZM197 215V214H196ZM213 215V216H212ZM232 216V218H230V216ZM244 215H245V217H244ZM248 215V216H247ZM261 215V216H260ZM166 216H167V218H168V220H167V218H166ZM208 218H207V217ZM233 216H234V218H233ZM241 216V219H239V217ZM247 216V217H246ZM255 216V217H254ZM188 217H192L193 218V216H192V214H190ZM197 217V216H196ZM201 217V218H200ZM206 218V220H205V218ZM166 218V219H165ZM214 218V219H213ZM220 218V219H219ZM223 218H224V220H223ZM227 218V219H226ZM228 218L230 219V220H228ZM247 220H246V219ZM160 219L161 220H163V221H160ZM180 219V220H179ZM234 220V221H232V220ZM237 219V220H236ZM259 219V220H258ZM138 220L140 221V223L138 222ZM146 220V219H145ZM144 220V221H145ZM148 221H149V219H147ZM189 220V221H188ZM241 221V222H236V221ZM168 221V222H167ZM202 221H204L206 224H200ZM219 221V222H218ZM226 221H227V224H224V227H226V226H230V227H226L225 229H224V227H222L223 226V223H226ZM229 221H231V222H229ZM246 223H245V222ZM251 221V222H250ZM253 221V222H252ZM258 221V222H257ZM146 222V221H145ZM155 222H156V224L158 225V227L156 226V224H155ZM203 222V223H204ZM210 222V223H209ZM229 222V223H228ZM260 222H262V223H260ZM135 223V224H134ZM139 223V224H138ZM144 223V222H143ZM174 223H176V224H174ZM181 223V224H180ZM196 223H199V224H196ZM209 223V224H208ZM219 223V224H218ZM231 223V224H230ZM237 223V224H236ZM244 223V224H243ZM134 224V225H133ZM141 224H140V226H141ZM146 224H148V223H146ZM145 224V225H146ZM229 224V225H228ZM234 224V225H233ZM254 224V225H253ZM261 224V225H260ZM145 225L143 224V226H141V227H143V229H145V230H147V228L145 227ZM167 225V224H166ZM177 225V226H176ZM179 225V226H178ZM181 225H182V227H181ZM198 225H199V227H201V228H199L198 227ZM201 225H203V226H201ZM220 225V226H219ZM231 225H233V226H231ZM236 225V226H235ZM258 225V226H257ZM134 226V227H133ZM165 226V225H164ZM170 227V229H173V227ZM191 226V225H190ZM206 226V227H205ZM239 226H242V227H239ZM251 226V227H250ZM260 226H261V228H260ZM134 229H132V228ZM140 227V228H141ZM145 227V228H144ZM169 227V226H168ZM189 227V226H188ZM203 227V228H202ZM209 229H208V228ZM218 227V228H217ZM249 227V228H248ZM110 228H112V227H110ZM121 228V229H120ZM129 228V229H128ZM135 228H137V229H135ZM157 228H158V230H157ZM162 228V229H161ZM166 228V227H165ZM178 228V229H177ZM183 228H184V230H183ZM198 228L199 229H201L200 231H197L198 230ZM214 228V229H213ZM109 231H108V230ZM114 229V230H115ZM142 229V230H143ZM154 229H156V231L154 230ZM176 229H177V231H176ZM180 229V230H179ZM187 229H190V227L189 228H187ZM203 229V230H202ZM220 229H224L222 232L220 231ZM233 229V230H232ZM239 229V230H238ZM123 230V231H122ZM128 230V233H129V235H130V231L129 230H131V232H132V234L130 235L131 237H132V235H133V237H132V241H133V244H132V242H131V240H129V235H128V233L126 232ZM135 230H137V231H135ZM149 230H150V228H149ZM148 230V231H149ZM159 230H161V231H159ZM178 230H179V236L181 237L180 239H179V236L177 235V232H178ZM182 230H183V233H184V231H186V234H188V232H189V234L191 233L192 235H194V236H190V237H185V236H181V232H182ZM213 230V231H212ZM226 230V231H225ZM232 230V231H231ZM242 230V231H241ZM104 231V230H103ZM120 231H122V233H120ZM153 231H154V233H153ZM176 231V232H175ZM202 231H203V233H202ZM239 233H238V232ZM246 231H247V233H246ZM137 232V233H136ZM157 232V233H156ZM159 232V233H158ZM169 232V231H168ZM198 232V234L199 235H195L196 233ZM199 232H201L202 234H200ZM220 232V234H218ZM228 232V233H227ZM230 232H232L231 234H230ZM242 232V233H241ZM153 233V234H152ZM176 233V234H175ZM222 233V234H221ZM226 233V234H225ZM104 234V235H103ZM121 234V235H120ZM123 234H125V235H123ZM127 234V235H126ZM140 234V233H139ZM155 234V235H154ZM157 234H160V235H157ZM206 234V235H205ZM216 234H217V238H216ZM237 234V235H236ZM123 235V236H122ZM136 235V236H135ZM183 235V234H182ZM219 235V236H218ZM221 235V236H220ZM225 235L228 237L227 239H226V237H225ZM230 235H231V237H230ZM244 237H243V236ZM248 235H250L249 237H247ZM105 236H107V237H109V238H104ZM115 236V237H114ZM119 236H122V239H123V237H125L124 239H127V240H125V243L128 245V244H132V245H128L127 246V248H129L130 246H131V248H129L130 250H128V249H126V248H122V249H124V251L125 252H123L122 251V249H121V247H122V244H121V246L119 245L120 243H119V239L117 238V237H119ZM129 236V237H128ZM150 236H152L151 237V239H150ZM154 236V237H153ZM156 236V237H155ZM168 236H169V233H168ZM187 236H189V235H187ZM197 236V238L195 239V237ZM202 236H203V238H202ZM207 236V237H206ZM238 238H237V237ZM256 236V237H255ZM84 239H83V238ZM94 239H93V238ZM115 239H114V238ZM130 237V238H131ZM158 237V238H157ZM193 237V238H192ZM206 237V238H205ZM224 237V238H223ZM238 240L237 242H235L236 240H235V238ZM239 237H241V238H239ZM251 237V238H250ZM53 238H54V236H53ZM86 238V239H85ZM90 238V239H89ZM98 238V239H97ZM101 238V239H100ZM140 238H143V237H140ZM155 238V239H154ZM203 240H202V239ZM221 238V239H220ZM233 238H234V240H233ZM249 238H250V240H251V243H250V241H249ZM256 238L258 239L257 241H256ZM84 241H83V240ZM89 241H88V240ZM105 239V240H104ZM107 239H109V240H107ZM111 239H114V241L115 240H118V242L116 241L115 243H114V245L115 244H117V245H119L120 247H118V248H116L115 249V247H117L116 245L115 246H113L112 247V243H111ZM121 239V237H120V240H122ZM123 239V240H124ZM165 239V240H164ZM169 239V240H168ZM188 241H187V240ZM190 239H192L191 240V242H190ZM193 239H194V241H193ZM201 239V240H200ZM207 239V240H206ZM220 239V240H219ZM222 239H224L225 241H223ZM88 242H87V241ZM94 240V241H93ZM101 240V241H100ZM102 240H104V242H107V241H109V242H107L106 243V245L105 244H103L104 242L102 241ZM242 240V241H241ZM44 241H46L47 242V240L45 239V240H41V242H42V244H44L45 246H46V244L47 243H45ZM77 241V242H78ZM81 241H82V243H84L85 245H86V247H87V249L89 250V248H91L90 249V253L88 252V250H86V249H84L85 250V252L84 251H82L83 250V248H86V247H84V246H82V243H81ZM85 241H86V243H85ZM127 241H130V242H127ZM153 241V242H152ZM155 241V242H154ZM156 241H158V242H156ZM185 241H186V243H185ZM203 243H202V242ZM206 241V242H205ZM262 241V242H261ZM90 242H91V244L92 245H90ZM93 242H95V244L93 245ZM103 242V243H102ZM139 242H141V241H139ZM187 242H189V243H187ZM198 242V243H197ZM211 242V243H210ZM238 242H240V243H238ZM245 242V243H244ZM247 242H248V244H247ZM260 242V243H259ZM49 243H51L50 241H48V244H47V246L49 245ZM100 243H102L101 245H100ZM119 243V244H118ZM154 243L155 244H157V245H154ZM163 243V244H162ZM192 243V244H191ZM197 243V244H196ZM207 243V245H205ZM222 243V244H221ZM97 244V245H96ZM109 244H111L110 246L112 247V248H110L108 245ZM141 244H142V242H141ZM153 244V245H152ZM167 244V245H166ZM192 246H191V245ZM211 244H213V245H211ZM216 244H217V246H216ZM229 244V245H228ZM230 244H231V248H230ZM232 244L233 245H235V246H232ZM241 245V246H239V245ZM256 246H255V245ZM89 247H88V246ZM100 247H99V246ZM105 246V247H103V246ZM139 245V244H138ZM148 245V247H146L145 248V246H147ZM176 245V246H175ZM222 245V247H220L219 248V246H221ZM247 245V246H246ZM251 245L253 246V247H251ZM259 245H262V246H259ZM82 246V247H81ZM92 246L93 247H96V248H92ZM106 246H107V248L109 249H107L106 248ZM124 247H126V245L124 244L123 245ZM150 246H152V247H150ZM155 246V247H154ZM178 246V247H179ZM187 246H188V248H187ZM200 246H202V248L200 247ZM205 246V247H204ZM228 246V247H227ZM237 246V247H236ZM248 246H250V247H248ZM80 247L82 248V249H80ZM103 247V248H102ZM136 247H138V246H136ZM199 247V248H198ZM216 247H218L217 249H216ZM225 247V248H224ZM244 247V248H243ZM256 247L258 248V247H260V249L258 248L257 250H259L258 251V253L259 254H256L257 252V250H256ZM262 247V248H261ZM73 248L74 249H76V251H74L73 250ZM136 250V253L135 252H133V250L134 249ZM144 248V249H143ZM151 248H153V250L150 249ZM161 248H160V250H161ZM191 248V249H190ZM197 248V249H196ZM210 248V249H209ZM213 248V249H212ZM229 248V249H228ZM237 248V249H236ZM240 248V249H239ZM248 248V249H247ZM251 248V249H250ZM253 248H255V250L253 249ZM139 249V250H138ZM155 249H157L156 251H155ZM166 249H167V247H166ZM165 249V250H166ZM182 249V251H181V253H182V255L180 254V250ZM186 249V250H185ZM189 249V250H188ZM200 249V250H199ZM208 249V250H207ZM215 249L217 250V251H215ZM232 251H231V250ZM67 250V251H66ZM128 250V251H127ZM134 250V251H135ZM144 250V251H143ZM150 252H148V251ZM169 250V249H168ZM168 250H166V251H168ZM210 250H211V252H210ZM214 250V251H213ZM220 250V251H219ZM222 250V251H221ZM226 250V251H225ZM230 250V251H229ZM242 250V251H241ZM245 250H246V252H249L248 253V255L247 254H245L246 252H245ZM261 250V251H260ZM51 251V250H50ZM62 251H65V252H62ZM96 251V252H95ZM106 251V252H105ZM112 251V253H110ZM128 252V254H130L129 252H131V254L130 255H128L127 254V252ZM147 251V252H146ZM151 251H152V253H151ZM192 251H194V252H192ZM199 251V252H198ZM213 251V252H212ZM223 251H224V253H223ZM228 251V252H227ZM76 252V253H75ZM80 252L82 253V254H80ZM103 252V253H102ZM133 252V253H132ZM138 252H139V254H138ZM154 252V253H153ZM188 252V253H187ZM192 252V253H191ZM202 252V253H201ZM205 253V256H204V253ZM207 252H208V254H207ZM214 252H216V254L214 253ZM231 252V253H230ZM254 252V253H253ZM20 252H18V253H15V254H10V255H13V257L14 256H16L17 258L18 257H20L21 255H22V253H20ZM75 253V254H74ZM96 253V254H95ZM107 253H108V255H107ZM119 253V254H118ZM179 253V254H178ZM199 253V254H198ZM243 253V254H242ZM59 254L62 256H59ZM79 254L81 255V256H79ZM86 254L88 255V256H86ZM123 254V255H122ZM125 254V255H124ZM128 256H127V255ZM134 254V255H133ZM146 254H148V255H146ZM211 254V255H210ZM215 254V255H214ZM221 254H224V255H228L227 257L226 256H224L223 255V257H222V255ZM254 254V255H253ZM260 254H261V256H260ZM18 255V256H17ZM72 255V256H71ZM74 255H75V257H74ZM77 255V256H76ZM84 255V256H83ZM93 255L95 256V258L93 257ZM105 255V256H104ZM111 255V256H110ZM112 255L114 256V257H116V255H117V257L118 258H112ZM121 255H122V257H121ZM132 255V256H131ZM137 255V256H136ZM138 255H139V257H138ZM144 255V256H143ZM190 255V257L188 258V256ZM194 255V256H193ZM202 255V256H201ZM210 255V256H209ZM221 257H220V256ZM229 255H231V256H229ZM236 255H238V256H236ZM252 255H253V257H252ZM47 256V257H46ZM57 256V257H56ZM65 256H67V257H65ZM69 256V257H68ZM104 256V257H103ZM136 256V257H135ZM146 256V257H145ZM185 256H186V259H185ZM198 256H200L201 257V259H200V257H199V259H198ZM208 256V257H207ZM214 257V258H212V257ZM216 256V257H215ZM234 256H236V257H234ZM242 258H241V257ZM250 256V257H249ZM261 258H260V257ZM12 256L10 257L11 259L13 258ZM16 257H14L15 259H17ZM43 257H45L46 258V260H45V258H43ZM77 257V260L75 259ZM86 257V258H85ZM90 257V258H89ZM97 257H99V259L97 258ZM107 257V259H105ZM127 257V259H125ZM128 257H129V259H128ZM131 257V258H130ZM174 257H176V256H174ZM194 258L195 257V259H191V258ZM204 257V258H203ZM226 257V258H225ZM231 257H234V258H232L231 259ZM249 257V259H247ZM10 258H8V260L6 259V260H1V264L5 261H9V260H11ZM14 258L12 259V261L14 260ZM65 258L67 259V260H65ZM69 258H70V260L71 261H69ZM72 258V259H71ZM92 258V259H91ZM111 258V259H110ZM125 259V261L123 260V259ZM135 258V261L133 260ZM197 258V259H196ZM203 258V259H202ZM206 258V259H205ZM220 258V259H219ZM240 258H241V262L242 263H240ZM259 258H260V260H259ZM61 259V260H60ZM79 259H80V261H82V262H80L79 261ZM113 259V260H112ZM176 258L174 259V261H178ZM184 259V260H183ZM210 259V260H209ZM211 259H213V260H211ZM222 259H223V261H222ZM234 259V260H233ZM255 259V260H254ZM38 260V259H37ZM73 260V261H72ZM99 260V261H98ZM145 260L147 261V262H145ZM179 260V261H180ZM187 260V261H186ZM194 260H196V262H194ZM216 260H218V261H216ZM225 260H226V263H225ZM233 260V261H232ZM55 261V262H54ZM60 261V262H59ZM114 261V262H113ZM150 261V260H149ZM202 261V262H201ZM207 261V262H206ZM245 261H246V263H245ZM250 261V262H249ZM257 261V262H256ZM259 261V262H258ZM53 262V263H52ZM66 262V263H65ZM86 262V263H85ZM110 262V263H109ZM119 262V263H118ZM124 262V263H123ZM132 262V263H131ZM191 262H193V263H191ZM201 262V263H200ZM204 262V263H203ZM210 262V263H209ZM215 262V263H214ZM219 262V263H218ZM221 262V263H220ZM17 263V262H16ZM46 263V264H47ZM141 263H139V264H141ZM5 264V263H4ZM6 264H8V262H6ZM127 264H128V262H127Z\"/></svg>","mask_w":264,"mask_h":264},{"label":"bare ground","instance_id":"obj_2","mask_svg":"<svg viewBox=\"0 0 264 264\" xmlns=\"http://www.w3.org/2000/svg\"><path fill=\"white\" fill-rule=\"evenodd\" d=\"M10 1V0H9ZM28 1V0H27ZM26 1V2H27ZM30 1V0H29ZM29 1H28V3H29ZM41 1V0H40ZM51 1V0H50ZM57 1L58 0H56V3H57ZM62 1L63 0H61L60 2L62 3ZM72 1V0H71ZM74 1H75V4H76V6L75 5H73V7L75 6V7H77L78 9H80L82 6L84 7H86L87 6V8H89L88 9V11L90 10V9H92L93 11L96 9L98 12H99V14H104V15H102V17L104 16H106L105 15V13L106 14H109L108 12V9H109V7L110 6H108L107 4L105 5L104 3H106V1H108V0H92V1H86V2H88V3H85V4H81L80 2L81 1H83V0H73V3H74ZM85 1V0H84ZM83 1V2H84ZM113 1V0H112ZM116 1V0H115ZM124 1V0H123ZM127 1V0H126ZM129 1H131V0H128V2ZM133 1V0H132ZM148 1H150V0H148ZM148 1H147V3H148ZM158 1V0H157ZM161 1H163V0H161ZM169 1H171V0H169ZM169 1L167 2V3H169ZM176 1V0H175ZM178 1H180V0H178ZM177 1V2H178ZM188 1H191L192 2V0H188ZM196 1V3H197V1L198 0H195ZM195 1H193V2H195ZM207 1H209V0H207ZM213 1V0H212ZM224 3V1H222V0H216L215 1V3H216V5H215V3L213 4L212 3V5H213V7L215 6V7H221L222 6V4H221V6H219V5H217L218 4V2H219V4L221 3ZM233 1V0H232ZM250 1H252V0H240V2L238 1V0H236V1H234L233 3H231V0H230V2H228V0H227V2H228V6H226L227 4V2L225 3V5H224V7H223V11L225 12H223V11H221V12H223V13H221V15L222 14H226L225 16H226V18H224V21L226 20V23L228 22L227 20H229L230 18H231V20L233 19V20H235L233 17H235L238 13L240 14L241 13V11H243V9L245 8H249V7H246L247 5H251V3L253 2H251L250 3ZM7 3H8V1H6ZM23 2V1H22ZM24 2H25V0H24ZM30 2H32V1H30ZM38 2V1H37ZM36 2V5L38 4ZM47 2V1H46ZM53 2V1H52ZM51 2V3H52ZM69 2H70V0H69ZM135 2V1H134ZM137 2V1H136ZM141 1H139V3H140ZM146 2V1H145ZM154 2V1H153ZM156 2V1H155ZM159 2V1H158ZM157 2V3H158ZM172 2V1H171ZM170 2V5L171 4H173V2L171 3ZM176 2V3H177ZM192 2V3H193ZM203 2V1H202ZM257 2V1H256ZM259 2H260V0H259ZM3 3H5V2H3ZM11 3H13V2H11ZM10 3V4H11ZM21 3V2H20ZM48 3L49 2H47V5H48ZM55 2H54V4H56ZM66 3V2H65ZM115 3V2H114ZM124 3V2H123ZM127 3V2H126ZM133 3V2H132ZM131 3V4H132ZM144 3V2H143ZM143 3H141L142 5H143ZM146 3V4H147ZM156 3V4H157ZM161 3V2H160ZM165 3H166V0H165ZM183 3V2H182ZM185 3V2H184ZM190 3V2H189ZM188 3V4H189ZM199 3H200V0H199ZM205 3H206V0H205ZM231 3V4H230ZM254 3H255V1H254ZM253 3V5H255ZM33 4V3H32ZM44 4H45V2L43 3V6H44ZM53 4V3H52ZM59 4V3H58ZM69 5L71 4V2L70 3H68ZM67 4V5H68ZM109 4V3H108ZM111 4V3H110ZM113 4V3H112ZM134 4V3H133ZM151 4V3H150ZM154 3H152V5H153ZM175 4V3H174ZM186 4H187V1H186ZM191 4V3H190ZM188 5V8L189 9H191L190 8V6L191 5ZM198 4V3H197ZM204 4V3H203ZM207 4H208V2H207ZM230 4V5H229ZM241 4V6H242V10L240 11V12H237V10H238V8L237 7H234L235 5H240ZM8 5V4H7ZM19 5V4H18ZM21 5V4H20ZM19 5V6H20ZM30 5V4H29ZM34 6V8L33 9H35V7H36V9H37V6ZM46 5V4H45ZM65 5V4H64ZM66 5V6H67ZM68 5V6H69ZM114 5H116V3L114 4ZM114 5H113V8H114ZM120 5H121V3H120ZM119 5V6H120ZM137 5V4H136ZM159 5V4H158ZM169 4H167V6H168ZM177 5V4H176ZM195 5V4H194ZM200 5V4H199ZM211 5V6H212ZM39 6H40V4H39ZM49 6V5H48ZM65 6V7H66ZM67 6V7H68ZM129 6V5H128ZM127 6V7H128ZM162 6V5H161ZM172 6V5H171ZM175 6V5H174ZM184 6V5H183ZM182 6V7H183ZM196 6V5H195ZM203 6V5H202ZM206 6V5H205ZM209 6V5H208ZM211 6H210V9H211ZM257 6V5H256ZM27 7V6H26ZM25 7V8H26ZM52 7V6H51ZM51 7H49L50 9H51ZM53 7H54V5H53ZM58 6H56V8H57ZM72 7V6H71ZM82 7V8H83ZM123 7H124V5H123ZM122 7V8H123ZM126 7V6H125ZM140 7V6H139ZM152 7V6H151ZM155 7H156V5H155ZM166 7V6H165ZM173 7V6H172ZM177 7V6H176ZM197 7H198V5H197ZM196 7V8H197ZM255 7V6H254ZM254 7H251L249 10L251 11V9L252 8H254ZM13 9H14V7H12ZM16 8H17V6H16ZM30 8V6L28 7V9ZM47 8V7H46ZM49 8H47V9H45L44 10V7H43V9L42 10H44L45 11V16H44V13H43V16H44V23L42 24L43 25V27H44V25L46 26V22L45 21H48V20H46L47 19V17H49V18H52V20H49L50 22L52 21L54 24H51V26L52 25H55V23H57L58 24V26L60 27L61 25H62V23H60V25H59V23H58V21H60L59 19H61V18H59L58 16H61V14H63L62 12H61V14H57L58 12L60 13V11L58 10V11H53V12H51L50 13V9ZM60 8V7H59ZM59 8H57V9H59ZM69 8V7H68ZM68 8H66L65 10H64V12L66 11V12H68ZM77 8H76V10H77ZM111 8V7H110ZM118 8V7H117ZM133 9H134V7H132ZM150 8V7H149ZM148 8V9H149ZM188 8H186V9H188ZM201 8H203L202 10H204V7H201ZM209 8V7H208ZM258 8H259V6H258ZM27 9V8H26ZM36 9H35V11H36ZM50 11H49V10ZM70 9V8H69ZM86 9V8H85ZM84 9V10H85ZM112 9V8H111ZM125 9V8H124ZM123 9V10H124ZM150 9H152V8H150ZM154 9V8H153ZM156 9V8H155ZM154 9V10H155ZM160 9H161V7H160ZM164 9V7H162V10ZM170 9V8H169ZM180 9H182V8H180ZM179 9V10H180ZM184 9V8H183ZM217 9V8H216ZM221 9H217V12L219 11V10H221ZM224 9H226V10H224ZM241 9V7H239V10ZM246 9V10H247ZM18 10V9H17ZM30 10V9H29ZM32 10V9H31ZM41 10V11H42ZM48 10V11H47ZM60 10H63V7H61V9ZM72 10V9H71ZM83 10V11H84ZM95 10V11H96ZM113 10H115V8L114 9H112V11ZM125 10H128L127 8L125 9ZM131 10V9H130ZM161 10V11H162ZM201 10V9H200ZM205 10H208V9H206L205 8ZM205 10L204 11H202L203 12V14H207V13H209L210 14V11L208 12L207 11V13H205ZM212 10V9H211ZM238 10V11H239ZM249 10H247V12L248 13H250L251 14V12H249ZM13 11H15V10H13ZM40 11V10H39ZM87 10H86V12H88ZM94 11V12H95ZM96 11V12H97ZM119 11V10H118ZM161 11H159V12H161ZM167 11V10H166ZM169 11V10H168ZM184 11H185V9H184ZM191 11V10H190ZM193 11V10H192ZM198 11V10H197ZM196 11V12H197ZM215 11V10H214ZM255 11V10H254ZM256 11H258V10H256ZM260 11V10H259ZM76 12V11H75ZM85 12V11H84ZM97 12V13H98ZM124 12V11H123ZM123 12H122V14H123ZM137 12V11H136ZM163 12V11H162ZM173 12V11H172ZM176 12H177V10H176ZM181 12V11H180ZM183 12V11H182ZM196 12H195V14L194 15H196L197 16V14H196ZM212 13H213V11H211ZM216 12V11H215ZM214 12V13H215ZM253 12V11H252ZM2 13H3V11L1 12V14L0 15H2ZM19 13V12H18ZM27 13V12H26ZM37 13V12H36ZM52 13H54V15L52 14ZM73 13V12H72ZM77 13H79V12H77ZM82 13V12H81ZM93 13V12H92ZM111 13V12H110ZM113 13V12H112ZM121 13V12H120ZM124 13H126V12H124ZM130 13V12H129ZM166 13V12H165ZM169 13V12H168ZM188 14H189V12H187ZM236 13V14H235ZM243 13V12H242ZM244 13H245V10H244ZM243 13V14H244ZM254 13V12H253ZM14 14V13H13ZM23 14V13H22ZM31 14H32V12H31ZM70 14V13H69ZM88 14H91V13H88ZM87 13H86V16L88 15ZM118 14H119V12H118ZM121 14V15H122ZM127 14V13H126ZM160 14V13H159ZM159 14H158V16H159ZM162 14V13H161ZM174 14V13H173ZM184 14V13H183ZM182 14V15H183ZM186 14V13H185ZM202 13H201V16L203 15ZM229 14V15H228ZM235 14V16H233ZM238 14V15H239ZM242 14V15H243ZM254 14H257V13H254ZM261 14H263V16H264V13H262V12H260V15H259V13H258V15H255L256 17L258 16V18H255V16L253 17V19L252 20H255V19H257L255 22H253V21H250V23H249V25L250 24H252V22H253V24L252 25H250V27H251V29H250V27L249 26H246L245 25V27H247V29L246 30H244V28H243V25H242V27H241V25L239 24V22H237L238 20H241V19H238L236 22L234 21L233 23L236 25V28L235 27H233V28H235V29H232L233 31H231L232 33L234 32V31H236V32H234L235 34L237 33V31H238V33L240 32V33H242L243 31H244V34L246 35L245 37H247V38H249V37H251V36H253L254 37V35L255 34H253L252 35V33H260L259 31H261L260 30V28H262V15ZM26 15H29L30 16V14L29 13H27ZM25 15V16H26ZM34 15V14H33ZM64 15V14H63ZM62 15V16H63ZM71 15V14H70ZM74 15V14H73ZM125 14H123V16H124ZM131 15V14H130ZM130 15H129V17H130ZM154 15V14H153ZM190 15V14H189ZM193 15V16H194ZM208 15V14H207ZM219 16H220V14H218ZM252 15V14H251ZM3 16V15H2ZM2 16H0V17H2ZM11 16H14L15 17V15H11ZM17 16V15H16ZM20 16V15H19ZM22 16H24V15H21L20 17H22ZM41 16H42V14H41ZM65 16H67V15H64L63 17H65ZM75 16H76V14H75ZM101 16V15H100ZM112 16H114V14L112 15ZM119 16V15H118ZM123 16H121V17H123ZM131 16H133V15H131ZM142 16V15H141ZM155 16H157V15H155ZM158 16L156 17V21H157V18H158ZM161 16V15H160ZM163 16H164V12H163V14H162V16H161V18H163ZM168 16V15H167ZM179 16V15H178ZM187 16V15H186ZM198 16H199V14H198ZM198 16H197V18H198ZM204 16V19H205V21L204 22H202V27L205 25V26H207L208 24H207V22L206 21H208V19L210 18V17H208L207 16V20H206V16L205 15H203ZM210 16V15H209ZM212 16V15H211ZM214 16V15H213ZM228 16H230L229 18H228ZM233 16V17H232ZM240 16V15H239ZM239 16H236V17H238L239 18ZM261 16V17H260ZM33 17V16H32ZM68 17H71V16H68ZM74 17V16H73ZM78 17V16H77ZM76 17V21H77V18ZM79 17H80V15H79ZM88 17V16H87ZM89 17H91L90 15H89ZM96 17H98V19H100L99 18V15L98 16H96L95 15V18ZM108 17V16H107ZM111 17V16H110ZM121 17H120V19H121ZM136 17H138V15H136ZM135 17V18H136ZM149 17H152V16H149ZM165 17V16H164ZM172 17V16H171ZM170 17V18H171ZM183 17V16H182ZM216 17H218L217 15H216ZM221 17V16H220ZM219 17V18H220ZM223 17H224V15H223ZM222 17V18H223ZM247 17V16H246ZM24 18V17H23ZM29 18V17H28ZM31 18V17H30ZM37 18V17H36ZM41 18V17H40ZM48 18V19H49ZM93 17H91V19H92ZM106 18V17H105ZM105 18H103L104 19V21H105ZM113 18V17H112ZM115 18V17H114ZM124 18H125V16H124ZM142 18V17H141ZM140 18V19H141ZM145 18V17H144ZM148 18V17H147ZM153 18V17H152ZM174 18H175V16H174ZM196 18V19H197ZM199 18H201V17H199ZM198 18V19H199ZM203 18V17H202ZM201 18V19H202ZM214 19V17H211V19ZM222 18L220 19V20H222ZM241 18V17H240ZM255 18V19H254ZM10 19V18H9ZM12 19V18H11ZM20 19H22V18H20ZM58 19V20H57ZM111 18H109L108 20H110ZM128 19V18H127ZM131 20L132 19H134V16H133V18H130ZM164 19H166V17L164 18ZM178 19V18H177ZM188 19V18H187ZM191 19V18H190ZM194 19V18H193ZM192 19V20H193ZM212 19V20H213ZM216 19V18H215ZM214 19V20H215ZM248 19V18H247ZM17 20H19V17L17 16ZM22 20H24L25 21V19H22ZM27 20V19H26ZM30 20H32V18L31 19H29V21ZM40 20V19H39ZM42 20V19H41ZM54 20V21H53ZM63 20V19H62ZM61 20V21H62ZM69 20H70V18H69ZM102 20V19H101ZM100 20V21H101ZM107 20V19H106ZM119 20V18L117 19V21ZM149 20H152V19H148V21L147 22H149ZM155 19H153L152 21H154ZM169 20H172V18L171 19H168V21ZM184 20H185V18H184ZM220 20H218L217 22L218 23H221L222 22V24H224L225 22L222 20L221 22H219ZM231 20H230V22H231ZM232 20V21H233ZM242 20H243V17H242ZM241 20V22H244V21H242ZM244 20H245V16H244ZM5 21L6 20H2V19H0V23L2 24V22H3V24L5 23ZM12 21V20H11ZM49 21H48V23H49ZM75 21V22H76ZM85 21V20H84ZM97 21V20H96ZM99 21V22H100ZM103 20H102V22H104ZM111 21V20H110ZM115 21H116V18H115ZM120 21H122V20H119L118 22H120ZM130 21V20H129ZM138 21H139V19H138ZM137 21V22H138ZM156 21H155V23H156ZM167 21V20H166ZM173 21V20H172ZM177 21V20H176ZM175 21V22H176ZM185 21H187V20H185ZM71 22V21H70ZM74 22V21H73ZM73 22H71V23H73ZM80 22V21H79ZM89 22H92V21H89ZM98 22V21H97ZM112 23H114V24H116V27H118L117 26V23L116 22H114L113 20L111 21ZM111 22L109 23V24H111ZM124 22V21H123ZM145 22H146V20H145ZM163 22H164V20H163ZM174 22V23H175ZM188 22V21H187ZM199 22H201V21H199ZM210 22V21H209ZM246 22H248V21H246ZM10 23V22H9ZM31 23V22H30ZM34 23V22H33ZM37 23V21L35 22V24ZM38 23H40V21L38 22ZM46 23V24H45ZM65 23V22H64ZM70 23V24H71ZM105 23L106 24H108L106 21H105ZM129 23H132V21L131 22H129ZM128 23V24H129ZM144 23V22H143ZM153 23V22H152ZM155 23H153L154 25H155ZM157 23H158V21H157ZM165 23V22H164ZM173 23V22H172ZM178 23V22H177ZM181 23V22H180ZM180 23H178V26H179V24ZM186 23V22H185ZM190 23V22H189ZM198 23V22H197ZM196 23V24H197ZM205 23V24H204ZM217 23V24H218ZM225 23V24H226ZM229 23V22H228ZM256 23V24H255ZM1 24H0V27H1ZM2 24V25H3ZM22 24V23H21ZM50 24H49V26H50ZM56 24V25H57ZM76 25H77V23H75ZM89 24V23H88ZM96 24H98V23H96ZM119 24V23H118ZM121 24V23H120ZM127 24V25H128ZM134 24H136V23H134ZM159 24H162V23H159ZM167 24V23H166ZM212 24V23H211ZM233 24V26H235ZM243 24V23H242ZM10 25V24H9ZM11 25H12V23H11ZM10 25V26H11ZM31 25H33V24H31ZM38 25H40V24H38ZM37 25V26H38ZM74 25V24H73ZM87 25V24H86ZM101 25V24H100ZM103 25V24H102ZM143 25V24H142ZM145 26L147 25L146 23L144 24ZM143 25V26H144ZM153 25V26H154ZM182 25V24H181ZM180 25V26H181ZM192 25V24H191ZM190 25V26H191ZM198 25V27H199V23L197 24ZM200 25V26H201ZM210 25V24H209ZM214 26H215V24H213ZM227 25V24H226ZM254 25V26H253ZM6 26V25H5ZM4 26V27H5ZM12 26H14V25H12ZM41 26V25H40ZM48 26V25H47ZM46 26V27H47ZM49 26H48V28H49ZM58 26H56V27H58ZM63 26V25H62ZM66 26V25H65ZM80 26V25H79ZM91 26V25H90ZM89 26V27H90ZM111 26H113L112 24H111ZM122 26V25H121ZM123 26H124V24H123ZM135 26V25H134ZM134 26H132V28H134L135 30H132V28H131V24H130V26L129 27H126V26H124V27H126V31H121V32H123L122 33V35L125 33V34H128V33H126L127 31H128V28H131V31L132 32H135L136 30H137V28H135ZM137 26H139V24L137 25ZM144 26V27H145ZM153 26L150 24V27H152V29H153ZM162 26H163V24H162ZM179 26V27H180ZM194 26H196V25H194ZM205 26H204V28H205ZM223 26V25H222ZM231 26H232V22H231ZM230 25H229V27H231ZM255 26H256V28H257V30H256V28H255ZM7 27H8V21H7ZM17 27V26H16ZM30 27V26H29ZM53 27V26H52ZM73 27V26H72ZM93 27H95V26H93ZM114 27V26H113ZM124 27H120V29L122 28H124ZM143 27V28H144ZM149 27V28H150ZM154 27H158V25L156 26H154ZM197 27V26H196ZM195 27V28H196ZM199 28L198 30L201 32V31H203V28ZM215 27H218V25H216ZM220 27V26H219ZM224 27H226L227 28V26H224ZM223 27V28H224ZM21 28V27H20ZM24 28V27H23ZM26 28V27H25ZM28 28V27H27ZM31 28H33V27H30V29ZM39 27H35V28H33V29H38ZM51 28V27H50ZM78 28V27H77ZM82 28V27H81ZM142 28V27H141ZM140 27L138 28V32L140 33H138V35L136 36V37H138L139 35H142L141 34V32H140V29H141ZM142 28V29H143ZM148 28V29H149ZM177 28V27H176ZM186 28V27H185ZM189 28V27H188ZM194 28V29H195ZM213 28V27H212ZM255 28V29H254ZM3 29V28H2ZM18 29H19V27H18ZM29 29V30H30ZM32 29V30H33ZM39 29H41V28H39ZM57 29V28H56ZM61 28H59L58 30H60ZM88 29V28H87ZM141 29V30H142ZM146 29V28H145ZM159 29V28H158ZM183 29H184V27H183ZM193 29V28H192ZM191 28L189 29V31L190 32H187V34L189 33H192V35H193V32H194V30H193V32L191 31L192 30ZM205 29H208L207 27L205 28ZM204 29V30H205ZM210 29H211V27H210ZM221 29V28H220ZM230 29V30H231ZM253 29V30H252ZM23 30H25V29H23ZM48 30V29H47ZM54 30H55V26H54ZM72 30H74V29H72ZM83 30V29H82ZM85 30V29H84ZM115 30V29H114ZM130 30V29H129ZM156 31H157V29H155ZM155 30H153V31H155ZM159 30H161V28L159 29ZM165 30H166V28H165ZM173 30V29H172ZM186 31H188V29L186 28L185 29ZM184 30V31H185ZM198 30H196L195 32L196 33H198ZM214 31L212 32L213 34V36H210V32L212 31V29H211V31H209V30H205V32H201V36L199 35V33L198 34H194L193 35V37H194V41H195V44L196 45H198V43H200V42H202V38H203V40H204V42L205 41H207V36H205L204 37V35H207V33H206V31H208V35L210 36V38L212 37L214 40H213V45H214V51L212 50V48L209 46V48H211L210 49V51H213L214 53H210V55L209 56H207L206 57V54L208 55L209 54V52L208 53H206V54H204L203 53V55H205V57L208 59V57H210L211 58V60H214V59H217V60H219V61H221V64L223 63V64H225L227 67L228 66H230V65H227V64H230V61H232V59H234L236 56H238V57H240L241 59L242 58H244V57H248V56H250V53H253L254 54V56L256 55L255 54V49L253 50L252 49V52H248V51H251V50H248L247 51V49H245L247 46L245 45V46H242V45H244V44H241V42H239L238 40V42H236V41H233V40H235L236 38H238L239 37V35H238V37H236L235 39H233L235 36L232 34V33H230V30H229V28H227L226 30V32H227V34H228V31H229V35L231 34V35H233V38H232V36L230 37L229 35H227L226 34V36H229V38H226V36H225V33L224 32H222L223 30H217V29H213ZM225 30V29H224ZM240 30H242V31H240ZM259 30V31H258ZM27 31V30H26ZM43 31V30H42ZM49 31H50V29H49ZM64 31H66V30H64ZM77 31V30H76ZM90 31V30H89ZM113 31V30H112ZM137 31L135 32L136 34H137ZM151 31V30H150ZM156 31L154 32V33H156ZM162 31H164V30H161V32H160V34L162 33ZM167 32H168V29L166 30ZM171 31V30H170ZM173 31H176V30H173ZM172 31V32H173ZM178 31V30H177ZM255 31H257V32H255ZM4 32V31H3ZM15 32V31H14ZM36 32V31H35ZM40 32V31H39ZM55 32V31H54ZM53 32V33H54ZM74 32V31H73ZM72 32V33H73ZM82 32H85V31H82ZM82 32H80V34L82 33ZM107 32V31H106ZM120 32V31H119ZM145 32H147V30L145 31ZM144 32V33H145ZM181 32H182V34L184 33L182 30H181ZM194 32V33H195ZM220 32H222V33H224V35H222V34H220ZM38 33V32H37ZM37 33H35V35L37 34ZM51 33V32H50ZM70 33V32H69ZM76 33V32H75ZM78 33V32H77ZM91 33V32H90ZM117 33V32H116ZM129 33H130V35L132 34L130 31H129ZM180 33V32H179ZM203 33H204V35H203ZM215 33V34H214ZM237 33V34H238ZM239 33V34H240ZM257 33V34H258ZM23 34H24V32H23ZM30 34V33H29ZM33 34V33H32ZM42 34V33H41ZM41 34H39V35H41ZM58 34V33H57ZM56 34V35H57ZM61 34V33H60ZM74 34V33H73ZM86 34V33H85ZM84 34V35H85ZM100 34V33H99ZM111 34V33H110ZM136 34H133L134 36L136 35ZM157 34H159V32L157 33ZM163 34V33H162ZM161 34V35H162ZM167 33L165 32V35H166ZM171 34V32L169 33V35ZM173 34V33H172ZM185 34H186V32H185ZM185 34H183V35H185ZM18 35V34H17ZM22 35V34H21ZM20 35V36H21ZM38 35V36H39ZM47 35V34H46ZM97 35V34H96ZM101 35V34H100ZM149 35H152V34H149ZM191 35V34H190ZM199 35V36H198ZM260 35H261V33H260ZM2 36V35H1ZM16 36V35H15ZM27 36V35H26ZM54 36V35H53ZM111 36H112V34H111ZM125 36V35H124ZM132 36V35H131ZM130 36V37H131ZM134 36L132 37V39H135V40H133V41H131L132 39H130V41H131V43L132 44H134L135 42H136V40L138 41V39H136V37L134 38ZM142 36H144V34L142 35ZM145 36H146V34H145ZM158 36V35H157ZM160 36V35H159ZM196 36H198V37H196ZM240 36H242V35H240ZM29 37V36H28ZM63 37V36H62ZM65 37V36H64ZM68 37V36H67ZM72 37H73V35H72ZM75 37H77V36H75ZM87 37H88V35H87ZM116 37V36H115ZM121 37V36H120ZM126 37V36H125ZM129 37V36H128ZM187 38H188V36H186ZM195 37H196V39H195ZM199 37H201L199 40H198V38ZM260 38H262L261 36H259ZM258 37V38H259ZM4 38V37H3ZM8 38V37H7ZM14 38H16L17 39V37H14ZM25 38V37H24ZM23 38V39H24ZM37 38V37H36ZM45 38V37H44ZM52 38V37H51ZM55 38H57V37H55ZM74 38V37H73ZM81 38V37H80ZM89 38V37H88ZM92 38H93V36H92ZM99 38V37H98ZM109 38V37H108ZM124 38V37H123ZM146 38H148V35H147V37ZM161 38H162V36H161ZM170 38V37H169ZM186 38V39H187ZM192 38V37H191ZM190 38V39H191ZM206 40H205V39ZM226 38V39H225ZM246 38V39H247ZM257 38V39H258ZM263 38H264V36H263ZM0 168L1 167H4V173L2 172V174H0V237H2L4 234H5V218L7 217L11 222H12V224H13V227H14V234H15V240H16V244H15V247H4V246H0V262H1V260H8V258H10L11 256L13 257V255H10V254H15V253H18V252H20V253H22V255L20 256V257H16V256H14V257H16L17 259H15L14 257V260L13 261H15V262H17L16 264H23V262H25V261H27L28 262V264H34L36 261H39L40 259H39V257H41L42 258V256H40L44 251H47L45 254H47V253H49L47 256L48 257H51V256H53L54 255V253L56 254L57 252H59L60 250H62V249H64L63 247H65L66 248V245H67V248H69L68 246V244H74L73 242H75L76 243V245L77 244H80L79 243V241H80V236H84V235H86V238L89 236V237H91V236H94V238H95V236H97L98 237V235L102 232V233H106L105 231V229L106 228H108L109 230H110V237L113 235V233L114 232H117L118 233V231L117 230H119L118 228H116L115 229V226L116 225H118L119 223H117L116 224V219H117V221H118V219H119V221H120V224L119 225H124L123 227H125L126 226V228H127V226H128V223L130 222V224H129V226L131 225V223H133V222H135L136 221V224H135V227L137 226V228H138V225H137V219L140 217H143L144 216V214H147V212L146 211H141V215L139 214H137L138 212H140V208H142V205H139V203H141V202H139L138 203V205H136V206H138V207H135L134 208V205L137 203V201L135 200L134 201V199L132 198V197H134L135 196V198H137V199H139L141 196H139V194H137V185L136 184H138V183H135V185L136 186H133V185H131V184H127V182L128 181H126V184H124V183H119V182H115V180H114V174L113 173H110V172H99V173H97V171L95 170H92L91 168H90V166L89 165H87V164H84V163H82V164H80V165H82V166H80L79 165V163H78V159L76 158V157H73V153L72 154H65L64 153V155H61L60 157H57V158H54L51 154H49L48 153V151H47V149L48 148H46V149H44V148H42V149H37L36 148V145H35V143L33 142V140H32V135L33 134H36V131H38V127H40V128H42L41 126L42 125H44V124H46L47 122H48V116H47V118H46V111L48 110V109H50V107H51V105H50V103L52 104V101L51 102H47V101H43V104H42V101L40 102L41 104H42V106L40 107V104H37V101H36V98H34V97H38V96H40L41 94L40 93H42V92H40V90L39 89H32V83H31V85H28V86H30V88L32 89H30L28 86H25V85H23V84H21V82H17V81H15V80H12V78H11V75H9V72H10V63L11 62H9V60L10 61H12V59L14 58V57H12L8 52H9V50H10V48L8 49V45L10 44H8L7 42L8 41H11L12 42V40H13V38L11 39H5V42H6V40H7V42L6 43H4V39H2L1 37H0ZM19 39H21L22 40V38H19ZM75 39V38H74ZM95 39V38H94ZM101 39V38H100ZM117 39V38H116ZM119 39V38H118ZM142 39V38H141ZM150 39H151V37H150ZM155 39H157V38H155ZM163 39H164V37H163ZM179 39V38H178ZM190 39L188 40V41H190ZM228 39V40H227ZM244 39V38H243ZM249 39H251V38H249ZM43 40H45V39H43ZM52 40V39H51ZM57 40V39H56ZM58 40H61V39H58ZM64 40V39H63ZM68 40V39H67ZM86 40H87V38H86ZM110 40V39H109ZM143 40V39H142ZM141 40V41H142ZM153 40V39H152ZM173 40V39H172ZM175 40H176V38H175ZM197 40V41H196ZM201 40V41H200ZM224 40H225V42L227 41V43L230 41V43H231V41H233V42H236V43H238L236 46L235 45H233V47H236L237 48V50H236V48H234V50H236V51H241L242 52V49L244 48V53H246L247 55H245V54H243V57H241L242 56V53L240 52H237V54L236 53H227L226 51H227V49H226V51H225V48H224V46H225V42H224ZM242 40V39H241ZM248 40V39H247ZM15 39L13 40V42L10 44L11 46H12V44L13 43H15ZM19 41V40H18ZM26 41V40H25ZM25 41H23V42H25ZM29 41V40H28ZM31 41V40H30ZM33 41V40H32ZM40 41H42V40H40ZM40 41H39V44H41L40 43ZM71 41V40H70ZM85 41V40H84ZM89 41H91V40H89ZM107 41V40H106ZM105 41V42H106ZM145 41V40H144ZM144 41H143V43H144ZM162 41V40H161ZM184 41V40H183ZM182 41V42H183ZM212 41V40H211ZM249 41V40H248ZM247 41V42H248ZM258 41V40H257ZM261 41V39H259V42ZM262 41H264L263 39H262ZM20 43L22 42V41H19ZM19 42H17L16 41V43H19ZM52 42H54V41H52ZM58 42V41H57ZM65 42V41H64ZM95 42V41H94ZM102 42V41H101ZM127 42H128V40H127ZM139 42H140V36H139ZM148 42H149V40H148ZM155 42V41H154ZM157 42V41H156ZM156 42H155V44H156ZM168 42V41H167ZM177 42V41H176ZM192 42V41H191ZM191 42H189V43H191ZM197 42V43H196ZM210 42V41H209ZM244 42H246V41H244ZM247 42H246V44H247ZM255 42V41H254ZM16 43H15V45H16ZM32 43V42H31ZM56 43V42H55ZM70 43V42H69ZM90 43V42H89ZM97 43V42H96ZM100 43V42H99ZM116 43V42H115ZM120 43V42H119ZM137 43V42H136ZM135 43V44H136ZM146 43V42H145ZM153 43V42H152ZM152 43L151 44H149V46L151 47V45H152ZM159 43L160 42H158V45H159ZM162 43V42H161ZM166 43V42H165ZM179 43V42H178ZM189 43H188V45H189ZM227 43H226V45H227ZM236 43H234V44H236ZM243 43V42H242ZM257 43V42H256ZM255 43V44H256ZM58 44V43H57ZM62 44V43H61ZM64 44V43H63ZM71 44H73V43H71ZM84 44V43H83ZM82 44V45H83ZM86 44H88V43H86ZM101 44V43H100ZM114 44V43H113ZM122 44V43H121ZM154 44V43H153ZM169 44H170V42H169ZM187 44V43H186ZM195 44H193V45H195ZM204 44V43H203ZM202 44V45H203ZM205 44H207V42L205 43ZM210 44V43H209ZM211 44H212V42H211ZM222 44H224V46H222ZM233 44V43H232ZM252 44V43H251ZM250 44V45H251ZM254 44V45H255ZM262 44V43H261ZM21 45H23V44H21ZM34 45V44H33ZM46 45V44H45ZM89 45V44H88ZM95 45V44H94ZM102 46H103V44H101ZM108 45V44H107ZM148 45V44H147ZM166 45V44H165ZM165 45H162V46H164L165 47ZM181 45V44H180ZM230 45V44H229ZM253 45V46H254ZM259 44L257 43V45H256V47L258 46ZM5 46H7V47H5ZM14 46V45H13ZM19 46V45H18ZM27 46V45H26ZM30 46H31V44H30ZM29 46V47H30ZM36 46V45H35ZM34 46V47H35ZM37 46H39V45H37ZM41 46H43V45H41ZM87 46V45H86ZM89 46H91V45H89ZM89 46H87V47H89ZM96 46V45H95ZM98 46V45H97ZM130 47L132 46V45H129ZM148 46V47H149ZM156 46V45H155ZM175 46V45H174ZM191 46H192V44H191ZM200 46V45H199ZM205 46V45H204ZM208 46V45H207ZM231 46V45H230ZM242 48H241V47ZM263 46V45H262ZM56 47V46H55ZM59 46L57 45V48H58ZM75 47V46H74ZM74 47H72L71 49H74ZM77 47V46H76ZM100 47V46H99ZM108 47V46H107ZM112 47H114V46H112ZM129 47V48H130ZM136 47V46H135ZM134 47V48H135ZM140 47V46H139ZM160 47V46H159ZM163 47V48H164ZM170 47V46H169ZM176 47V46H175ZM182 47V46H181ZM181 47H179V49H181ZM196 46H194L193 48H195ZM226 48H227V46H225ZM232 47V48H233ZM240 47V48H239ZM258 47H260V46H258ZM258 47L256 48L257 50H259L258 49ZM14 48V47H13ZM16 48V47H15ZM14 48V49H15ZM19 48V47H18ZM17 48V49H18ZM23 48V47H22ZM21 48V49H22ZM31 48V47H30ZM38 48V47H37ZM42 48L43 47H41V49L39 50V51H41L42 50ZM64 48V47H63ZM65 48H67V47H65ZM70 48V47H69ZM98 48V47H97ZM128 48V47H127ZM126 48V49H127ZM151 48H153V47H151ZM155 48V47H154ZM162 48V49H163ZM189 48H191L190 46H189ZM204 48V47H203ZM207 48V47H206ZM205 48V49H206ZM239 48V49H238ZM251 48V47H250ZM255 48V47H254ZM260 48H262V47H260ZM12 49V48H11ZM16 49V50H17ZM24 49V48H23ZM26 49V48H25ZM29 48H27V50H28ZM32 49V48H31ZM49 49V48H48ZM48 49H46L47 51H48ZM59 49V48H58ZM96 49V48H95ZM101 49H102V47H101ZM146 49H149V48H146ZM146 49H144V50H146ZM169 48H167V50H168ZM198 49V48H197ZM7 50H8V52H7ZM25 51V52H28V51ZM76 50V49H75ZM74 50V52H76V51H78V49L75 51ZM94 50V49H93ZM100 50V49H99ZM136 50V49H135ZM172 50H175V49H173L172 48ZM177 50V49H176ZM190 50H194V49H190ZM196 50V49H195ZM204 50V49H203ZM73 51V50H72ZM103 51V50H102ZM110 51V50H109ZM108 51V52H109ZM137 51V50H136ZM150 51H151V49H150ZM153 51H155V49L154 50H152V52ZM162 51V50H161ZM170 51V49L167 51V52H169ZM182 51V50H181ZM187 51H188V48H187ZM200 51V50H199ZM216 51V52H215ZM232 51H233V49H232ZM232 51H229V52H232ZM236 51H234V52H236ZM249 53V55H248V53ZM17 52V51H16ZM32 52H34V49H33V51ZM36 52V51H35ZM45 52V51H44ZM64 52V51H63ZM71 52V51H70ZM89 52V51H88ZM91 52V51H90ZM99 52H101V51H99ZM105 52V51H104ZM107 52V51H106ZM111 52H113V51H111ZM111 52H109V53H111ZM127 52V51H126ZM128 52H129V50H128ZM133 52H135V51H133ZM146 52V51H145ZM151 52V54L153 55V53ZM157 52V51H156ZM155 52V53H156ZM164 53H166L165 52V50L163 51ZM178 52V51H177ZM193 52H195V51H193ZM196 52H197V50H196ZM201 52H203L202 50H201ZM201 52L199 53V54H201ZM204 52H205V50H204ZM257 53H258V51H256ZM259 52H260V50H259ZM5 53H6V55H5ZM10 55V57H9V55ZM12 53V52H11ZM23 53V52H22ZM30 53V52H29ZM43 53V52H42ZM58 53H60V52H58ZM79 53V52H78ZM77 53V54H78ZM92 53H93V51H92ZM172 52H170V54H171ZM175 53V52H174ZM179 53H180V51H179ZM188 53V52H187ZM225 53H227V54H225ZM239 53V54H238ZM14 54H16V53H14ZM21 54V53H20ZM19 54V56H21ZM24 54H27V53H24ZM34 54V53H33ZM44 54V53H43ZM96 54H98L99 55V53H96ZM95 54V55H96ZM102 54V53H101ZM104 54V53H103ZM138 54V53H137ZM147 54H148V52H147ZM157 54V53H156ZM168 54V53H167ZM182 54V53H181ZM185 54H186V52H185ZM190 54H194V53H190ZM197 54V53H196ZM229 54V55H228ZM230 54H232V55H230ZM233 54H236V55H234L233 56ZM253 54H251V56L250 57H252L253 56ZM37 55V54H36ZM42 55V54H41ZM70 55V54H69ZM74 55V54H73ZM86 55V54H85ZM95 55H92V56H95ZM98 55H96V57L98 56ZM108 55V54H107ZM106 55V56H107ZM111 56H112V54H110ZM128 55V54H127ZM133 56H134V54H132ZM139 55V54H138ZM145 55V54H144ZM150 55V54H149ZM163 55V54H162ZM165 55V54H164ZM176 55V54H175ZM229 57H233L232 59L231 58H229ZM239 55H241V56H239ZM16 56H17V54H16ZM19 56H18V59H19ZM29 56H30V54H29ZM55 56V54H53V56L52 57H54ZM68 56V55H67ZM75 56V55H74ZM83 56V55H82ZM90 56V55H89ZM110 56V59L112 58ZM151 56V55H150ZM150 56H147V57H150ZM169 56V55H168ZM171 56H172V54H171ZM182 56V55H181ZM193 56V55H192ZM257 56V55H256ZM12 57V58H11ZM23 58H24V56H22ZM40 57V56H39ZM66 57V56H65ZM64 57V58H65ZM69 57V56H68ZM72 56H70V58H71ZM108 57V56H107ZM131 57V56H130ZM159 57V56H158ZM160 57H162L161 55H160ZM176 57V56H175ZM180 57V56H179ZM178 57V58H179ZM184 57V56H183ZM198 57H200L201 59H202V56H199L198 55ZM238 57H236L237 58V60L238 61H240V58H238ZM10 58V59H9ZM23 58H22V60H23ZM32 58V57H31ZM46 58V57H45ZM67 58V57H66ZM139 58V57H138ZM154 58V57H153ZM168 58H170V57H168ZM236 58H235V60H236ZM15 59V58H14ZM28 59V58H27ZM48 59H50L49 57H48ZM48 59H44L45 61L46 60H48ZM73 59H77L76 57L75 58H73ZM89 59H90V57H89ZM92 59V58H91ZM150 59V58H149ZM255 59H257V58H255ZM255 59H252V60H255ZM16 60H17V57H16ZM21 59H20V62H25V58H24V61H22ZM64 60V59H63ZM66 60H68V59H66ZM65 60V61H66ZM72 60V59H71ZM71 60L69 61V62H71ZM88 60V59H87ZM98 60H100V59H98ZM155 60V59H154ZM154 60H153V62H154ZM159 60H161V59H159ZM176 60V59H175ZM178 60V59H177ZM182 60V59H181ZM181 60H179L180 62H181ZM203 60V59H202ZM217 60H215L216 62H217ZM236 60V61H237ZM251 60V61H252ZM30 61V60H29ZM90 61V60H89ZM106 61V60H105ZM135 61V60H134ZM137 61H139V60H137ZM156 61H158V60H156ZM156 61H155V63H156ZM163 61V60H162ZM171 61V60H170ZM178 61V62H179ZM218 61V62H219ZM234 61V60H233ZM237 61V62H238ZM242 61V60H241ZM240 61V62H241ZM244 61V60H243ZM250 61V60H249ZM63 62V61H62ZM68 62V63H69ZM78 62V61H77ZM125 62V61H124ZM159 62V61H158ZM203 62V61H202ZM256 62V61H255ZM13 64H15L14 63V61L12 62ZM17 63H19V61H17ZM16 63V64H17ZM26 63V62H25ZM24 63V64H25ZM29 63V62H28ZM34 63V65H35V63L36 62H33ZM40 63V62H39ZM50 63V62H49ZM52 63V62H51ZM98 63V62H97ZM122 63V62H121ZM146 63V62H145ZM145 63H144V65H145ZM163 63V62H162ZM165 63V62H164ZM175 63H176V61H175ZM204 63V62H203ZM205 63H207L206 61H205ZM212 63H213V61H212ZM236 63V62H235ZM241 63H243V62H241ZM245 63V62H244ZM244 63L243 64H240L239 63V65H241V68H239L237 65H233V67L235 68V66H237L238 68H239V70H243L241 73L240 72H238L239 73V75L241 76H239L240 77V81L242 82V80H241V78H243V76H245V70L243 69V66H244ZM250 63H252V64H250ZM249 64H248V61L246 60V64H248L247 66H246V68H248V67H250L249 65H251L252 67L255 65V63L252 61V62H250ZM257 63V62H256ZM32 64V63H31ZM41 64H43L42 62H41ZM41 64H39V65H41ZM70 64V63H69ZM78 64V63H77ZM82 64V63H81ZM87 64H89V62L87 63ZM138 64V63H137ZM141 64V63H140ZM157 64V63H156ZM155 64V65H156ZM166 64V63H165ZM178 64V63H177ZM200 64V63H199ZM209 64V63H208ZM219 64V63H218ZM220 64V65H221ZM46 65V64H45ZM58 65V64H57ZM60 65V64H59ZM64 65V64H63ZM80 65V64H79ZM121 65V64H120ZM126 65V64H125ZM157 65H159V64H157ZM175 65V64H174ZM243 65V66H242ZM17 66V65H16ZM26 66V65H25ZM33 66V65H32ZM73 66V65H72ZM81 66V65H80ZM85 66H86V64H85ZM107 66H109V65H107ZM127 66V65H126ZM138 66H140V65H138ZM137 66V67H138ZM197 66V65H196ZM199 66V65H198ZM200 66H203V64L201 63V65ZM222 66H224V65H222ZM221 66V67H222ZM225 66V67H226ZM257 66H259V65H257ZM21 67H22V65H21ZM35 67V66H34ZM37 67V66H36ZM35 67V68H36ZM48 67V66H47ZM54 67V66H53ZM65 67H66V65H65ZM74 67V66H73ZM96 67V66H95ZM94 67V68H95ZM101 67V66H100ZM114 67V66H113ZM123 67V69H124V66H122ZM130 67V66H129ZM141 67V66H140ZM150 67V66H149ZM161 67H162V65H161ZM178 67V66H177ZM176 67V68H177ZM181 67H183V66H181ZM219 67V66H218ZM255 67V66H254ZM13 68H17V67H15V66H12V68L11 69H13ZM27 68V67H26ZM26 68L24 69V67H22L21 69H23V70H26ZM31 68V67H30ZM56 68V67H55ZM59 68V67H58ZM93 68V69H94ZM121 68V67H120ZM171 68V67H170ZM174 68V67H173ZM175 68V69H176ZM203 68V67H202ZM214 68V67H213ZM215 68H217V67H215ZM229 68H231V67H229ZM229 68H228V70H229ZM238 68H235V70L236 69H238ZM245 68V69H246ZM48 69V68H47ZM67 69V68H66ZM92 69V68H91ZM92 69V70H93ZM119 69V68H118ZM118 69L116 70V71H118ZM129 69V71L131 70L130 68H128ZM132 69H134V68H132ZM139 69V68H138ZM137 69V70H138ZM141 69H143V67L141 68ZM140 69V70H141ZM164 69V70H163ZM162 69V71L160 70V71H158L159 70V68L157 69V70H154L155 71V73H156V71L159 73V72H161V73H159V74H161V76H162V72L165 74V75H163L164 76V79H166L165 78V76L167 77V75H166V72H167V70H169V68L165 71V67ZM179 69V68H178ZM184 69V68H183ZM182 69V70H183ZM197 69V68H196ZM250 68H248V69H246L247 71L249 70ZM253 69V68H252ZM16 70V69H15ZM36 70V69H35ZM49 70V69H48ZM62 70V69H61ZM85 70V69H84ZM90 70V69H89ZM103 70H104V68H103ZM136 70V71H137ZM205 70H207V68H205ZM212 70V69H211ZM215 70V69H214ZM217 70V69H216ZM233 70V69H232ZM238 70V71H239ZM260 71H261V69H259ZM17 71V70H16ZM27 71V70H26ZM28 71H30V70H28ZM52 71H54V70H52ZM78 71V70H77ZM82 70H80V72H81ZM98 71V70H97ZM100 71V70H99ZM108 71V70H107ZM115 71V72H116ZM133 71V70H132ZM139 71V70H138ZM151 71V70H150ZM180 71V70H179ZM197 71V70H196ZM209 71H210V69H209ZM219 71V70H218ZM222 71V70H221ZM231 71V70H230ZM24 72V71H23ZM60 72H62V71H60ZM94 72V71H93ZM102 72V74L104 73L103 71H101ZM106 72V71H105ZM125 72V71H124ZM126 72H127V70H126ZM141 72V71H140ZM171 72V71H170ZM199 72H201V71H199ZM223 72V71H222ZM233 72V71H232ZM12 73H13V70H12ZM17 74H19L18 72H16ZM24 73H26V74H28L27 72H24ZM52 73V72H51ZM64 73H65V71H64ZM85 73V72H84ZM91 73V72H90ZM94 73H96V72H94ZM107 73V72H106ZM129 73V72H128ZM133 73V72H132ZM143 73V72H142ZM146 73V71H145V69H144V74H142V75H144V76H146V79H147V81L145 80V77L144 76H138L139 78H141L140 80H139V78H135V80L136 81H140V82H142V88H140V84H139V82H134L135 84L136 83H138L137 85L139 86L138 88H140V91L143 89V88H145V90H144V92H143V90L141 91V92H139L140 94L142 93L143 94V98L145 97L144 95L147 93V95H148V89H146V87L147 88H150V86H149V84H147V82H148V80H149V78H148V76L150 75H152V73H154L153 71H151L150 72V74H145ZM148 73H149V71H148ZM158 73H157V75H158ZM171 73H173V71L171 72ZM207 73H209V72H207ZM233 73H235V71L233 72ZM238 73L236 74V79H235V77L234 76H230L231 78H229L228 80H226L227 81V83H228V85H229V83H232V81H238V79H237V75H238ZM247 73V72H246ZM249 73V72H248ZM247 73V74H248ZM26 74H23V75H26ZM54 74H56L57 75V73H56V71H55V73ZM61 74V73H60ZM115 74H117V72L115 73ZM120 74H122V73H120ZM169 74V73H168ZM174 75L175 74H179V76H180V72H178L177 73V70H176V73H173ZM183 74V73H182ZM229 74H230V72H229ZM246 74V76L245 77H248V79L250 78L248 75ZM260 74V73H259ZM20 75V74H19ZM18 75V76H19ZM22 75V76H23ZM88 75V74H87ZM100 75V74H99ZM108 75H110V74H108ZM134 75V74H133ZM170 75V74H169ZM225 75H226V73H225ZM232 75H234V74H232ZM252 75V74H251ZM261 75V74H260ZM22 76H19V77H21V78H23ZM30 76V75H29ZM40 76V75H39ZM43 76V75H42ZM65 76H66V74H65ZM69 76V75H68ZM82 76V75H81ZM84 76H85V74H84ZM91 76V75H90ZM111 76H113V75H111ZM118 76V75H117ZM123 75H120V77L121 78H123V80H127V76H129V75H124V77H126V78H124V77H122ZM149 76V77H150ZM178 76V75H177ZM187 76V75H186ZM210 76V75H209ZM214 76V75H213ZM212 76V77H213ZM224 76V75H223ZM222 75H221V77H223ZM50 77V76H49ZM119 77V76H118ZM130 77V76H129ZM137 77V76H136ZM153 77V75L151 76V78ZM169 77V76H168ZM167 77V78H168ZM172 77H174V76H172ZM218 77H220L219 75H218ZM228 77V76H227ZM257 77H258V75H257ZM13 78H16L15 76L13 77ZM26 78H29V77H27V75H26ZM60 78V77H59ZM68 78V77H67ZM86 78H89V77H86ZM106 78V77H105ZM132 78H134V77H132ZM150 78V80L152 81V79ZM154 78H156L155 80H159L160 78H159V75H158V77H156V76H154ZM162 79L161 80H159L158 81V84L160 85V88H161V85L162 86H165L164 84H161V82H163V81H165V80H163V77H161ZM176 78V77H175ZM182 78V77H181ZM180 78V79H181ZM183 78H184V74H183ZM205 78H206V76H205ZM215 78V77H214ZM224 78H226V77H224ZM256 78V77H255ZM259 78V77H258ZM17 80L19 79V78H16ZM31 79V78H30ZM34 79V78H33ZM55 79V78H54ZM58 79V78H57ZM61 79V78H60ZM70 79V78H69ZM73 79V78H72ZM83 79V78H82ZM85 79V78H84ZM101 79H103V78H101ZM110 79V78H109ZM129 79H131V77L130 78H128V80ZM171 79V78H170ZM179 79V80H180ZM247 79V80H248ZM251 79V78H250ZM257 79V78H256ZM260 79H262V78H260ZM21 80V79H20ZM56 80V79H55ZM62 80V79H61ZM64 80H66L65 78H64ZM78 80V79H77ZM88 80V79H87ZM90 80V79H89ZM93 80V79H92ZM113 80V79H112ZM111 79H110V81H112ZM115 80V79H114ZM132 80V79H131ZM130 80V81H131ZM145 82V83H143V81ZM216 80V79H215ZM215 80H213V81H215ZM244 80H245V78H244ZM19 81V80H18ZM22 81V80H21ZM38 81V80H37ZM57 81V80H56ZM75 81V80H74ZM73 81V82H74ZM79 81V80H78ZM100 81V80H99ZM107 81V80H106ZM153 81H154V79H153ZM152 81V82H153ZM157 81H154V84H156L157 83ZM172 81V80H171ZM174 81V80H173ZM181 81V80H180ZM219 81V80H218ZM224 81V80H223ZM229 81V82H228ZM246 81V80H245ZM244 81V82H245ZM249 81V80H248ZM247 81V82H248ZM258 81V80H257ZM30 82V81H29ZM63 82V81H62ZM89 82V81H88ZM90 82H92V81H90ZM96 82V81H95ZM94 82V83H95ZM127 82V81H126ZM150 82V81H149ZM168 82V81H167ZM183 82V81H182ZM197 82V81H196ZM219 82H221V80L219 81ZM259 82H260V80H259ZM24 83H25V81H24ZM27 83V82H26ZM78 83V82H77ZM100 83V82H99ZM110 83V82H109ZM118 83V82H117ZM171 83V82H170ZM169 83V84H170ZM177 83V82H176ZM217 83V82H216ZM234 83V82H233ZM232 83V84H233ZM240 83V82H239ZM243 83V82H242ZM246 83V82H245ZM245 83H243V84H245ZM54 84V83H53ZM56 84V83H55ZM97 84V83H96ZM102 84V83H101ZM100 84V85H101ZM108 84V83H107ZM129 84V83H128ZM135 84H133L134 86H135ZM154 84H152V85H154ZM165 84H166V82H165ZM175 84V83H174ZM197 84V83H196ZM199 84V83H198ZM221 85H222V83H220ZM219 83H218V86L220 85ZM236 84V83H235ZM247 84V83H246ZM253 84V83H252ZM251 84V86H254L255 84H253L252 85ZM33 85H35V83L33 84ZM67 85V84H66ZM72 85H74V84H72ZM79 85V84H78ZM84 85H87V84H84ZM94 85V84H93ZM92 85V86H93ZM113 85V84H112ZM115 85V84H114ZM151 85V84H150ZM159 85H157V87H159ZM168 85V84H167ZM188 85V84H187ZM224 85V84H223ZM223 85H222V87H223ZM237 85V84H236ZM36 86H39V85H36ZM54 86V85H53ZM59 86H61V85H59ZM95 86H97V85H95ZM94 86V87H95ZM106 86V85H105ZM110 86V85H109ZM121 86V85H120ZM120 86H116L115 88H116V90L118 89V88H120ZM156 86V85H155ZM200 86V85H199ZM213 86H214V84H213ZM212 86V87H213ZM34 87V86H33ZM44 87V86H43ZM62 87H64V86H61V88ZM76 87V86H75ZM99 87V86H98ZM98 87H96V88H98ZM111 87V86H110ZM152 87V86H151ZM167 87V86H166ZM169 87V86H168ZM216 87V86H215ZM215 87H214V89H215ZM228 86H227V84H226V82H225V85H224V87L223 88H221L220 90H218V88H217V90H218V92L216 91L215 92V94H214V96H213V98H211L212 97V95H211V97H207L206 95H205V97L206 98H208V99H210L212 102H210V100L208 101V100H205V99H203V100H205L207 103H208V105L207 106H209V104L211 105L212 104V106H210V107H213V108H215V109H213V108H211L212 109V111L214 110H216V112H210L211 111V109L209 108V107H207V108H209L210 110H209V112H210V114L209 115H212L215 119H216V117L217 116H215L214 114H216L217 115V113L222 117V113L223 112H226V115L229 113V116H228V118L226 117V115H225V117L226 118H223L222 120H227V119H229L230 118V124L232 123V124H234V125H232V127H230V129L228 130V131H230V133L232 132L231 130H233V129H235L236 128V126L238 127V125L242 122V124L244 125H242V124H240V125H242V130H244V131H240L241 130V128H239V134L238 135H240L241 134V132H244L245 133V131H246V133H245V136H246V134H247V137H249L248 135H250L251 133H250V131H252L253 132V129H255L256 127H259V126H257V124H258V122L256 123V124H254L255 123V121H258V120H261V108L260 109H258L259 107H261V103H259V101H258V103L260 104H257V106H258V110L257 109H254L255 107H257V106H255V107H253V109H251L252 108V104H250L251 105V107L249 106V104H247L246 103V101H245V99L247 98V97H249L248 99H246V100H250L251 98H252V95L251 94H249V93H251V92H249L248 94H245V92H244V94L246 95V97H244L245 95H243V91H245V90H243L242 88H240V89H242L243 91H241L240 89H236V91H235V89H234V91L232 90V88H231V90H229V88H227ZM240 87H243V85L242 86H240ZM249 87V86H248ZM39 88V87H38ZM57 89L58 88H60V87H56ZM67 88H70V86L69 87H66L65 86V88H64V92H65V89L67 90ZM77 88V87H76ZM93 88V87H92ZM91 88V89H92ZM115 88L113 89V90H115ZM129 89H130V84H129V87H128ZM159 88V89H160ZM164 88V87H163ZM200 88V87H199ZM219 88H220V86H219ZM239 88V87H238ZM262 88V87H261ZM42 89V88H41ZM57 89H55L54 91H56ZM75 89V88H74ZM80 89H83V88H80ZM95 89V88H94ZM108 89V88H107ZM125 89V88H124ZM128 89V90H129ZM152 89H155L154 87L152 88ZM166 89V88H165ZM181 89V88H180ZM185 89V88H184ZM198 89V88H197ZM202 89V88H201ZM246 89V88H245ZM34 90V94H36V93H39L40 95H38V96H34L33 95V93H32V91ZM36 90H39L38 92H36ZM45 90V89H44ZM48 90H50L49 89V87H48V89L47 90H45V91H47L48 92V95L51 93L50 91H48ZM63 90V89H62ZM76 90V89H75ZM74 90V91H75ZM89 90V89H88ZM102 90H103V87H102ZM106 90V89H105ZM113 90H112V92H113ZM120 90H123V88H120ZM119 90V91H120ZM136 90V89H135ZM151 90V89H150ZM156 90H158V89H156ZM161 90V89H160ZM249 90V89H248ZM251 90V89H250ZM260 90V89H259ZM259 90H258V92H259ZM69 91V90H68ZM70 91H72V90H70ZM92 91V90H91ZM98 91V90H97ZM139 91V90H138ZM137 91V92H138ZM147 91V92H146ZM152 91V90H151ZM150 91V92H151ZM186 91V90H185ZM202 91H204V90H202ZM202 91H201V93H202ZM211 91V90H210ZM215 91V90H214ZM246 91H247V89H246ZM251 91H253V90H251ZM255 91V90H254ZM257 91V90H256ZM47 92H45V94L44 93H42V94H44V100L45 99H47V97L45 98V96H47ZM50 92V93H49ZM53 92V91H52ZM57 92V91H56ZM85 92V91H84ZM95 92V91H94ZM101 92H103V91H101ZM115 92V91H114ZM117 92V91H116ZM130 92V91H129ZM160 92V91H159ZM161 92H162V90H161ZM172 92H175V91H172ZM171 92V93H172ZM200 92V91H199ZM207 92V91H206ZM54 94H55V92H53ZM61 94H63V92H60ZM74 93V92H73ZM72 93V94H73ZM87 93H88V91H87ZM104 93V92H103ZM117 93H119V92H117ZM167 93V92H166ZM166 93H163V94H166ZM179 93V92H178ZM183 93V92H182ZM185 93V92H184ZM188 93V92H187ZM192 93V92H191ZM205 93V92H204ZM210 93V92H209ZM257 93V92H256ZM260 93V92H259ZM67 94V93H66ZM65 94V95H66ZM107 93H105V95H106ZM109 94H111V93H109ZM108 94V95H109ZM125 94V93H124ZM156 94V93H155ZM163 94H161L160 95V97L161 96H163ZM168 94V93H167ZM173 94V93H172ZM172 94H168V95H172ZM198 94V93H197ZM258 94V93H257ZM37 95V94H36ZM53 95V94H52ZM58 95H60V94H57V97H58ZM101 95V94H100ZM114 95H115V93H114ZM121 95V94H120ZM147 95H146V97H147ZM149 95H150V93H149ZM182 95V94H181ZM193 95V94H192ZM191 95V96H192ZM250 95H251V97H250ZM259 95H261V94H259ZM258 95V96H259ZM56 96V95H55ZM61 96H64V95H61ZM72 96V95H71ZM96 96V95H95ZM98 96H99V94H98ZM104 96V95H103ZM107 96V95H106ZM117 96V95H116ZM118 96H119V94H118ZM138 97H139V95H137ZM151 96H155V95H152L151 94ZM174 97L176 96L177 97V94H175V95H173ZM198 96H199V94H198ZM202 96V95H201ZM41 97V96H40ZM53 97V96H52ZM51 97V98H52ZM56 97V98H57ZM65 97V96H64ZM93 97V96H92ZM135 97V96H134ZM137 97V98H138ZM145 97V98H146ZM159 97V98H160ZM168 97V96H167ZM174 97H171L170 96V98H173V100H174V102L178 99V97H177V99H174ZM175 97V98H176ZM193 97H195V96H193ZM255 96L253 95V98H254ZM55 98V99H56ZM72 98H73V96H72ZM96 98V97H95ZM100 98V97H99ZM110 98V97H109ZM118 98V97H117ZM144 98V99H145ZM151 98V97H150ZM185 98V97H184ZM198 98V97H197ZM258 98V100H260L259 99V97H257ZM257 98H255V99H257ZM40 99V98H39ZM49 99V98H48ZM53 99V98H52ZM51 99V100H52ZM58 99V98H57ZM74 99V98H73ZM98 99V98H97ZM102 99V98H101ZM121 99V98H120ZM134 99V98H133ZM132 99V100H133ZM136 99V98H135ZM142 98H140V100H141ZM143 99V100H144ZM164 99V98H163ZM169 99V98H168ZM187 99V98H186ZM200 99V98H199ZM38 100V99H37ZM65 100V99H64ZM99 100V99H98ZM103 100H105V98L103 99ZM137 101L139 100V99H136ZM139 100V101H140ZM146 100H148L147 98H146ZM159 100V99H158ZM157 100V101H158ZM171 100L172 99H170L169 100V102H170V104L172 103L171 102ZM172 100V101H173ZM179 100V99H178ZM180 100H182L181 98H180ZM188 100V99H187ZM190 100V99H189ZM197 100V99H196ZM203 100H199L200 102L202 101V102H204L205 103V101H203ZM238 100L239 101H243V104H247L248 106H249V110H246L248 107H247V105H245L246 106V108L244 107V105H242V106H240V105H238ZM252 100V99H251ZM50 101V100H49ZM54 101V100H53ZM69 101V100H68ZM74 101V100H73ZM91 101V100H90ZM116 101H117V99H116ZM122 101V100H121ZM120 100H119V102H121ZM125 101H126V98H125ZM125 101H123V102H125ZM139 101H138V103H139ZM163 101V100H162ZM167 101V100H166ZM165 101V102H166ZM183 101V100H182ZM181 101V102H182ZM261 101V100H260ZM55 102V101H54ZM63 102V101H62ZM66 102V101H65ZM72 102V101H71ZM94 102H96V101H94ZM98 102V101H97ZM97 102H96V104H97ZM102 102V101H101ZM101 102H99V104H101ZM114 102H115V100H114ZM131 102V101H130ZM141 102V101H140ZM164 102V103H165ZM173 102V103H174ZM180 102V103H181ZM185 102V101H184ZM191 102H193V101H191ZM245 102V103H244ZM249 103L251 102V101H248ZM103 103V102H102ZM113 103V102H112ZM111 103V104H112ZM116 103V102H115ZM114 103V104H115ZM126 103V102H125ZM124 103V104H125ZM129 103V102H128ZM126 104L125 105V108L124 109H126L128 106H129V104ZM132 103V102H131ZM148 103V102H147ZM153 103V102H152ZM156 103V102H155ZM167 103V102H166ZM172 103V104H173ZM176 104L178 103V101H176L175 102ZM195 103V102H194ZM196 103H197V101H196ZM251 103H257V101L256 102H251ZM56 104H57V102H56ZM74 104V103H73ZM95 104V103H94ZM95 104V105H96ZM98 104V105H99ZM104 104H105V102H104ZM104 104H102V105H104ZM113 104V105H114ZM124 104H122V105H124ZM141 104H143V103H141ZM140 104V105H141ZM169 104V103H168ZM169 104V105H170ZM188 104H190L189 102H188ZM193 103H191V105H192ZM199 104V105H198ZM198 104H196L197 106H198V109H199V107H200V105L202 106V103H199L198 102ZM112 105V106H113ZM116 105V104H115ZM135 105H136V103H135ZM138 105V104H137ZM139 105V106H140ZM150 105V104H149ZM154 105V104H153ZM179 105V104H178ZM181 105V104H180ZM187 105V104H186ZM185 104H184V107L186 106ZM56 106V105H55ZM66 106V105H65ZM69 106V105H68ZM83 106V104H82V102H81V107ZM91 106V105H90ZM105 106H106V104H105ZM118 106V105H117ZM119 106H121V105H119ZM163 106H165V104L163 105ZM168 106V105H167ZM177 106V105H176ZM175 106V107H176ZM183 105H181V107H182ZM190 106V105H189ZM61 107H62V105H61ZM72 107V106H71ZM109 107H111L110 105H109ZM108 107V108H109ZM115 108H116V106H114ZM153 107V106H152ZM162 107V106H161ZM169 107V106H168ZM167 107V108H168ZM203 107V106H202ZM201 107V108H202ZM206 107V106H205ZM98 108V107H97ZM102 108H103V106H102ZM113 108V107H112ZM111 108V109H112ZM133 108V107H132ZM148 108V107H147ZM150 108V107H149ZM165 108V107H164ZM173 108V107H172ZM186 108H187V106H186ZM189 108V107H188ZM204 108V107H203ZM52 109H54L53 107H52ZM61 109V108H60ZM63 109V108H62ZM65 109V108H64ZM76 109V108H75ZM84 109V108H83ZM94 109V108H93ZM101 109V108H100ZM107 109V108H106ZM110 109V110H111ZM178 109V108H177ZM180 109V108H179ZM55 110V109H54ZM78 110V109H77ZM81 110V109H80ZM85 110V109H84ZM87 110V109H86ZM108 110V109H107ZM106 110V111H107ZM123 109L121 108V111H122ZM137 110V109H136ZM141 110V109H140ZM153 110V109H152ZM162 110V109H161ZM175 110V109H174ZM188 110V109H187ZM190 110V109H189ZM193 110V109H192ZM192 110H191V112H192ZM206 110V109H205ZM53 111V110H52ZM51 111V112H52ZM82 111V110H81ZM95 111V109L93 110V112ZM109 111V110H108ZM129 113H130V111L129 110H127ZM142 111V110H141ZM165 111V110H164ZM166 111H169V109H167ZM194 112H195V109L193 110ZM199 111V110H198ZM202 112H204L203 110H201ZM255 111H257V113H254ZM48 112H50L49 110H48ZM56 112V111H55ZM96 112V111H95ZM123 112V111H122ZM121 112V113H122ZM170 112V111H169ZM175 113L177 112V111H174ZM208 112V113H209ZM220 112V113H219ZM57 113V112H56ZM105 113V112H104ZM120 113V114H121ZM125 113V111L122 113V114H124ZM162 113H164V112H162ZM161 113V114H162ZM171 113V112H170ZM185 113V112H184ZM188 113H190V112H188ZM188 113L186 114V115H188ZM208 113H207V115H208ZM212 113V114H211ZM78 114V113H77ZM95 114H97V113H95ZM94 114V115H95ZM99 114V113H98ZM140 114V113H139ZM138 114V115H139ZM157 114V113H156ZM199 114V113H198ZM225 114V113H224ZM49 115V114H48ZM51 115V114H50ZM57 115V114H56ZM93 115V117H95ZM102 116H103V114H101ZM142 115V114H141ZM170 115H172V113L170 114ZM186 115H185V120H186V118L187 117H189V115L186 117ZM203 115V114H202ZM209 115H208V118H206L207 120H209ZM219 115H218V117H217V119H219L220 120V117H219ZM113 116V115H112ZM122 116V115H121ZM120 116V117H121ZM130 116V115H129ZM143 116V115H142ZM157 116V115H156ZM159 116H160V114H159ZM175 116H177V115H175ZM174 116V117H175ZM181 116H182V114H181ZM201 116V115H200ZM200 116H198L197 115V117H200ZM224 116V115H223ZM57 117H58V115H57ZM77 117V116H76ZM91 117V116H90ZM89 117V118H90ZM114 117V116H113ZM113 117H110V118H113ZM127 117V116H126ZM131 117V116H130ZM169 117H172V116H169ZM193 117V116H192ZM207 117V116H206ZM212 117V118H213ZM52 118V117H51ZM96 118V117H95ZM97 118H99L100 119V117L99 116H97ZM118 118V117H117ZM124 118V117H123ZM123 118L121 119V120H123ZM129 118V117H128ZM132 118V117H131ZM138 118V117H137ZM167 118H168V116H167ZM177 118H179V117H177ZM82 119H84V118H82ZM85 119H87V118H85ZM91 119H94V118H90V120ZM103 119V118H102ZM183 120H184V117L182 118ZM200 119H202V118H200ZM211 119V118H210ZM216 119V122H215V120H211V121H214L215 122V125H218V123H220V122H218L217 123V120ZM47 120V121H46ZM53 120V119H52ZM52 120H51V122H52ZM57 120V119H56ZM59 120V119H58ZM89 120V121H90ZM115 120V119H114ZM163 120V119H162ZM175 120V119H174ZM178 120V119H177ZM176 120V121H177ZM192 120V119H191ZM206 120V121H207ZM49 121H50V119H49ZM94 121H95V119H94ZM93 121V122H94ZM117 121V120H116ZM140 121V120H139ZM145 121V120H144ZM150 121V120H149ZM152 121V120H151ZM165 121V120H164ZM198 121H199V119H198ZM201 121V120H200ZM203 121V120H202ZM228 121V120H227ZM46 122V123H45ZM57 122H59V121H57ZM83 122V121H82ZM81 122V123H82ZM103 122V121H102ZM109 122V121H108ZM107 122V123H108ZM141 122V121H140ZM140 122H138V123H140ZM146 122V121H145ZM184 122V121H183ZM193 122V121H192ZM223 122V121H222ZM226 122V121H225ZM147 123H148V121H147ZM163 123V122H162ZM165 123V122H164ZM167 124H168V122H166ZM170 123V122H169ZM185 123V122H184ZM187 123H188V121H187ZM197 123V122H196ZM206 123V122H205ZM249 124V125H247L246 127H247V129H246V127H245V125L246 124ZM53 124V123H52ZM80 124V123H79ZM95 124V123H94ZM145 124V123H144ZM143 124V125H144ZM150 124V123H149ZM157 124H158V122H157ZM161 124V123H160ZM200 124V123H199ZM211 124H214V123H211ZM226 124V123H225ZM224 124V125H225ZM254 124V125H253ZM259 124H260V121H259ZM262 124V123H261ZM260 124V125H261ZM48 125H49V123H48ZM92 125V124H91ZM100 124H98V126H99ZM112 125V124H111ZM127 125V124H126ZM132 125V124H131ZM130 125V126H131ZM173 125V124H172ZM181 125V124H180ZM189 125H192V124H188L187 126L189 127ZM194 125H195V122H194ZM198 125V124H197ZM196 125V126H197ZM214 125V126H215ZM221 127L223 126V125H221V124H219ZM228 125H229V123H228ZM94 126V125H93ZM97 126V127H98ZM101 126V125H100ZM120 126V125H119ZM125 126V125H124ZM146 126V125H145ZM153 126V125H152ZM155 126V125H154ZM164 126L165 125H163V126H161V127H163L164 128ZM193 126V125H192ZM208 126V125H207ZM212 126V125H211ZM214 126H212V127H214ZM220 126H217L218 128H220ZM231 126V125H230ZM233 126H235L234 128H233ZM43 127H45V126H43ZM57 128H58V126H56ZM64 127V126H63ZM94 127H96V125L94 126ZM110 127V126H109ZM116 127V126H115ZM114 127V128H115ZM123 127V126H122ZM149 127H151V126H149ZM157 127V126H156ZM160 127V128H161ZM175 128L177 127V126H174ZM186 127V126H185ZM200 127V126H199ZM203 127H205V126H203ZM225 127V126H224ZM243 127H245V128H243ZM255 127V128H254ZM117 128V127H116ZM115 128V129H116ZM131 128H133V127H131ZM159 128V127H158ZM165 128H166V126H165ZM168 128V127H167ZM183 128H184V125H183ZM193 128V127H192ZM196 128V127H195ZM198 128V127H197ZM201 128H202V126H201ZM200 128V129H201ZM209 128V127H208ZM216 128V127H215ZM223 128V127H222ZM226 129H227V127H225ZM231 128H233V129H231ZM264 128V127H263ZM86 129V128H85ZM97 129H99V128H97ZM139 129V128H138ZM143 129V128H142ZM186 129V128H185ZM51 130V129H50ZM66 130V129H65ZM147 130V129H146ZM149 130V129H148ZM154 130H157V129H154ZM164 130V129H163ZM167 130V129H166ZM172 130V129H171ZM176 130V129H175ZM181 130H182V128H181ZM190 130H192L191 128H190ZM194 130V129H193ZM192 130V131H193ZM205 130V129H204ZM219 130V129H218ZM248 130V131H247ZM250 130V131H249ZM256 130V129H255ZM39 131H40V129H39ZM47 131V130H46ZM110 131V130H109ZM162 131V130H161ZM200 131H202V130H200ZM207 131V130H206ZM208 131H209V129H208ZM207 131V132H208ZM212 131V130H211ZM210 131V132H211ZM225 131V130H224ZM236 131V130H235ZM257 131V130H256ZM259 131H262V128L259 130V128H258V132ZM124 132V131H123ZM122 132V133H123ZM142 132V131H141ZM144 132V131H143ZM164 132V131H163ZM166 132V131H165ZM164 132V133H165ZM183 132V131H182ZM186 132H188V131H186ZM185 132V133H186ZM191 132V131H190ZM196 132V131H195ZM219 132H221V130L219 131ZM218 132V133H219ZM233 132H234V130H233ZM248 132H249V134H248ZM255 132V131H254ZM253 132V133H254ZM45 133V132H44ZM43 133V134H44ZM47 133H48V131H47ZM65 133V132H64ZM66 133H67V131H66ZM65 133V134H66ZM107 133V132H106ZM116 133V132H115ZM114 133V134H115ZM133 133V132H132ZM150 133V132H149ZM152 133V132H151ZM155 133H156V131H155ZM160 133V132H159ZM164 133H163V135H164ZM170 134H171V132H169ZM168 133V134H169ZM175 133V132H174ZM194 133V132H193ZM205 133V132H204ZM235 133H237V132H235ZM263 133H264V130H263V132H260V137L261 136H263ZM53 134V133H52ZM67 134H69V133H67ZM117 134V133H116ZM120 134V133H119ZM199 134H200V132H199ZM202 134V133H201ZM217 134V133H216ZM232 134V133H231ZM46 135V134H45ZM118 135V134H117ZM145 135V134H144ZM151 135V134H150ZM154 135V134H153ZM156 135V134H155ZM154 135V136H155ZM163 135H161V136H163ZM173 135H175V134H172L171 136H173ZM177 135V134H176ZM189 135H190V133H189ZM196 136H198L197 138H199V136L200 135H198V134H195ZM215 135V134H214ZM217 135H219V134H217ZM216 135V136H217ZM226 135V134H225ZM236 135V134H235ZM254 135L256 136V134L254 133ZM254 135H252V136H254ZM259 135H257L256 137L258 138V136ZM51 136V135H50ZM67 136V135H66ZM120 136H121V134H120ZM119 136V137H120ZM139 136V135H138ZM184 136H185V134H184ZM186 136H187V133H186ZM191 136H192V138H193V135L191 134L189 137L191 138ZM204 135L202 134V137H203ZM230 136V135H229ZM243 136H244V134H243ZM244 136V137H245ZM47 137H49V136H47ZM54 137H55V135H54ZM70 137V136H69ZM93 137V136H92ZM118 137V138H119ZM131 137V136H130ZM132 137H136V136H132ZM158 137H159V134H158ZM167 137H170V136H167ZM174 137V136H173ZM180 137V136H179ZM195 137V136H194ZM201 137V138H202ZM225 137H228V136H225ZM224 137V138H225ZM232 137V136H231ZM236 137H240L239 139H241V135L240 136H236ZM244 137L242 138V139H244ZM246 137V138H247ZM260 137L258 138V139H260ZM44 138H46L45 136H44ZM65 138V137H64ZM140 138V137H139ZM145 138V137H144ZM146 138H147V136H146ZM152 138V137H151ZM175 138V137H174ZM187 138H188V136H187ZM212 138H214L213 136H212ZM212 138H211V140H212ZM217 138V137H216ZM222 138V137H221ZM253 138H255V137H253ZM262 138V137H261ZM50 139H51V137H50ZM94 139V138H93ZM98 139V138H97ZM117 139V138H116ZM143 139V138H142ZM141 139V140H142ZM154 139V140H153ZM153 139H150V140H153V142H148L147 144L145 143L144 145H146L145 146V149L143 148V150H141L142 151V154H141V152H139V155L140 156H138V157H140L139 158V160H138V163L137 164H140V166H141V164L143 163V165L146 163V162H149L150 160H152V162H154L153 160L155 159V156H159V158H157V160H159V161H161V160H163L164 161V154H163V159H162V154L160 153V151H162L163 149H161V150H158V151H156L157 150V148H156V144H157V142H156V137L155 138H153ZM159 139H160V137L157 139L158 141H159ZM173 139V138H172ZM180 139V138H179ZM179 139H178V141H179ZM195 139V138H194ZM207 139V138H206ZM231 139V138H230ZM233 139V138H232ZM249 139V138H248ZM247 139V140H248ZM250 139H251V137H250ZM256 139V138H255ZM263 139H264V137H263ZM262 139V140H263ZM53 140H54V138H53ZM125 140H126V138H125ZM132 139H130V141H131ZM145 140V139H144ZM161 140H162V138H161ZM165 140V139H164ZM184 140V139H183ZM211 140H210V142H211ZM218 140V139H217ZM216 140V141H217ZM222 140V139H221ZM247 140H245L246 141V143H247ZM261 140V141H262ZM36 141H37V139H36ZM45 141V140H44ZM69 141V140H68ZM116 141V140H115ZM134 141V140H133ZM170 141V140H169ZM175 141V140H174ZM173 141V142H174ZM177 141V140H176ZM186 141H188V140H186ZM193 141V140H192ZM231 141V140H230ZM233 141V140H232ZM238 141V140H237ZM242 141V140H241ZM251 141H253L252 139H251ZM257 141V140H256ZM255 141V142H256ZM46 142V141H45ZM52 142V141H51ZM95 142H96V139H95ZM111 142V141H110ZM125 142H127V141H125ZM132 142V141H131ZM143 142V141H142ZM145 142V141H144ZM146 142H147V139H146ZM164 142V141H163ZM179 142H182L181 140L179 141ZM185 142V141H184ZM199 142V141H198ZM205 142V141H204ZM234 142V141H233ZM239 142V141H238ZM238 142H237V144H238ZM243 142H244V140H243ZM255 142H254V144H255ZM258 142V141H257ZM263 142H264V140H263ZM43 142H41V144H42ZM49 143V142H48ZM48 143H46V144H48ZM64 143H65V141H64ZM118 143V142H117ZM116 143V144H117ZM139 143H141V141L139 142ZM161 144V142H158V144ZM170 143V142H169ZM202 143V142H201ZM221 143V142H220ZM225 143H227V142H225ZM240 143V142H239ZM242 143V142H241ZM261 143V142H260ZM40 144V143H39ZM98 144V143H97ZM115 144V143H114ZM115 144V145H116ZM157 144V147H160L159 145ZM165 144H166V147H167V145H169V144H167L166 142H165ZM175 144V143H174ZM210 145H211V143H209ZM208 144V145H209ZM215 144H216V142H215ZM217 144H218V142H217ZM222 144V143H221ZM228 144V143H227ZM250 144V143H249ZM257 145L259 144V143H256ZM118 145V144H117ZM129 145V144H128ZM136 145H137V143H136ZM141 145V144H140ZM188 145L190 146L191 144H189V142H188ZM194 145H195V143H194ZM193 145V146H194ZM198 145V144H197ZM223 146H224V143L222 144ZM232 145V144H231ZM246 145V144H245ZM245 145H244V147H245ZM256 145V146H257ZM262 145V144H261ZM37 146H39V145H37ZM42 146V145H41ZM45 146V145H44ZM104 146V145H103ZM114 146V145H113ZM123 146V145H122ZM184 146V145H183ZM192 146V145H191ZM207 146V145H206ZM226 146V145H225ZM228 146V145H227ZM233 146H235V144L233 145ZM243 146V144L241 145V147ZM247 146V145H246ZM250 146V145H249ZM259 146V145H258ZM51 147V146H50ZM50 147H49V149H50ZM72 147V146H71ZM105 147V146H104ZM115 147V146H114ZM117 147V146H116ZM115 147V148H116ZM120 147V146H119ZM126 147H127V145H126ZM133 147V146H132ZM171 147V146H170ZM182 147V146H181ZM186 147V146H185ZM214 147H215V145H214ZM217 147V146H216ZM237 147V146H236ZM254 147V146H253ZM259 147H262V146H259ZM52 148H54V147H52ZM66 148H67V146H66ZM103 148V147H102ZM121 148H123V147H121ZM128 148V147H127ZM161 148H163V146L161 147ZM187 148V147H186ZM190 148V147H189ZM191 148H193V147H191ZM210 148H211V146H210ZM228 148V147H227ZM226 148V149H227ZM233 148V147H232ZM240 148V147H239ZM246 148V147H245ZM248 148V147H247ZM55 149V148H54ZM58 149V148H57ZM60 149V148H59ZM112 149H113V147H112ZM124 149V148H123ZM122 149V150H123ZM132 149V148H131ZM154 149H156L155 150V152L153 151ZM165 149H167V148H165ZM173 149V148H172ZM185 149V148H184ZM194 149H195V146H194ZM202 149V148H201ZM214 149V148H213ZM212 149V150H213ZM220 149V148H219ZM223 149V148H222ZM222 149H220V150H222ZM253 149V148H252ZM252 149H250V150H252ZM263 151H262V150ZM261 149H257V154L259 155V153H260V155L258 156L257 155V157L258 158H256L257 160L259 159H261L260 157L262 156H264V155H262V154H264L263 152H264V147L263 148H261ZM92 150V149H91ZM101 150V149H100ZM109 150V149H108ZM114 150V149H113ZM116 150H118V148L116 149ZM139 149H137L136 151H138ZM203 150H205V149H203ZM203 150H201V151H203ZM228 150H231V149H228ZM239 150V149H238ZM244 150V149H243ZM255 150V149H254ZM258 150H259V153H258ZM17 152V155H18V153H19V155H18V157L17 158H15V159H12V157H11V152ZM55 151V150H54ZM103 151V150H102ZM105 151H106V149H105ZM125 151H127L126 149H125ZM133 151H135V150H133ZM165 151V150H164ZM188 151H190V149L188 150ZM200 151V152H201ZM205 151H207V150H205ZM222 151H224V150H222ZM231 151H233V150H231ZM237 151V150H236ZM247 150H245V152H246ZM260 151H262V154H261V152ZM72 152H74V151H72ZM107 152V151H106ZM113 152V151H112ZM115 152V151H114ZM117 152V151H116ZM157 153V154H154V153ZM184 153V151H182L181 150V152L180 153ZM192 152V151H191ZM190 152V153H191ZM209 152H210V150H209ZM209 152H206L205 154H212V153H214V151L212 152V153H209ZM218 152H219V150H218ZM227 152H229V151H227ZM251 152V151H250ZM52 153V152H51ZM67 153V152H66ZM95 153V152H94ZM101 153V152H100ZM105 153V152H104ZM109 153V157H110V152H107V154ZM163 153H166L167 154V152H163ZM176 153H179V152H177L176 151ZM175 153V154H176ZM194 153H196L197 155H198V153L197 152H194V150H193V155L191 156V157H189V159L190 158H192L195 154ZM203 153V152H202ZM202 153H200V155L202 154ZM215 153H217V152H215ZM222 153H226V151L225 152H222ZM222 153H221V155H222ZM243 153V152H242ZM242 153L241 154H238V153H236V154H233V153H231V154H233V155H236V156H234L235 158H237V161H238V157H240L241 155H242ZM252 153V152H251ZM251 153L249 154V155H251ZM76 154H77V152H76ZM80 154V153H79ZM78 154V155H79ZM124 154V153H123ZM128 154V153H127ZM159 154H161V155H159ZM168 154H169V152H168ZM173 154V153H172ZM227 154V153H226ZM246 154H247V152H246ZM246 154H244V155H246ZM115 155V154H114ZM125 155V154H124ZM136 155V154H135ZM135 155H133L132 154V157L133 156H135ZM141 155H142V157H141ZM180 155H182V154H180ZM240 155V156H239ZM248 155V156H249ZM57 156V155H56ZM103 157L105 156V154L104 155H102ZM113 155H111V157H112ZM115 156H117V155H115ZM123 156V155H122ZM126 156V155H125ZM153 156H154V158H153ZM161 156V157H160ZM170 156H171V154H170ZM173 156V155H172ZM171 156V157H172ZM183 156V155H182ZM181 156V157H182ZM189 156V155H188ZM204 156V155H203ZM217 156V155H216ZM216 156H215V159H216ZM227 156H229V154L228 155H226L225 157H227ZM254 156V155H253ZM252 156V158H254ZM255 156H256V154H255ZM14 157V156H13ZM99 157V156H98ZM108 157V156H107ZM109 157H108V159H109ZM110 157V158H111ZM119 157V156H118ZM117 157V158H118ZM127 157V156H126ZM169 157V156H168ZM175 157V156H174ZM201 157V156H200ZM205 157V156H204ZM206 157H208V156H206ZM213 157H214V155H213ZM230 157V156H229ZM228 157V158H229ZM246 157V156H245ZM244 157V158H245ZM79 158V157H78ZM125 158V157H124ZM128 158V157H127ZM137 158V157H136ZM152 158V159H151ZM161 158V159H160ZM178 158V157H177ZM183 158H184V156H183ZM183 158H182V160H183ZM196 158H198V157H196ZM196 158L194 159L195 161V163H197V162H199V160L197 161L196 160ZM210 158H212L211 157V155H210ZM233 158V157H232ZM231 158V159H232ZM233 159L232 161L233 162H235L236 161V159ZM243 158V157H242ZM241 158V159H242ZM248 158V157H247ZM104 158H101V160H103ZM111 159H113L114 160V158H111ZM120 159V158H119ZM118 159V160H119ZM133 159V158H132ZM172 159V158H171ZM174 159H176V158H174ZM186 159V158H185ZM230 159V158H229ZM83 160V159H82ZM128 160V159H127ZM135 160V159H134ZM133 160V161H134ZM165 160H166V158H165ZM173 160V159H172ZM179 160V159H178ZM186 160H188V159H186ZM206 160V159H205ZM216 160H218V159H216ZM215 160V161H216ZM219 160H222V159H220V157H219ZM228 160V159H227ZM226 160V161H227ZM240 160V159H239ZM248 161H249V159H247ZM81 161V160H80ZM131 161V159H130V156H129V162ZM156 161V160H155ZM159 161H158V163H159ZM162 161V162H163ZM174 161V160H173ZM177 161V160H176ZM184 161V160H183ZM190 161H192V159L190 160ZM197 161V162H196ZM202 161V160H201ZM200 161V162H201ZM210 161V160H209ZM214 161V162H215ZM224 161V160H223ZM226 161H225V163H226ZM230 160H228V162H229ZM231 161V162H232ZM241 161H243V160H241ZM248 161H247V163H248ZM251 161V160H250ZM256 161V160H255ZM255 161H253V162H255ZM260 161H262V160H260ZM260 161H258L257 163H260ZM85 162V161H84ZM100 162V161H99ZM106 162V161H105ZM115 162H116V160H115ZM126 162V161H125ZM128 162V161H127ZM151 162V161H150ZM149 162V163H150ZM152 162L149 164V165H151L152 164ZM161 162V163H162ZM166 162H167V160H166ZM172 162V161H171ZM178 162V161H177ZM185 162H188V161H185ZM199 162V163H200ZM205 162V161H204ZM200 163V164H203V166H204V164L205 163ZM208 162V161H207ZM212 162V161H211ZM218 162V161H217ZM239 162V161H238ZM168 163V162H167ZM166 163V164H167ZM173 163V162H172ZM224 163V162H223ZM97 164V163H96ZM119 164V163H118ZM128 164H131V163H128ZM156 164V163H155ZM155 164H153V166H155L156 167V165ZM166 164H164V165H166ZM175 164H176V162H175ZM175 164H173V165H175ZM189 164V166H190V169L191 168H193V169H191V170H189L188 171V173L190 172V175H192V176H190V175H187V176H190L189 177V179H186L187 181H185V183H187V185H185V186H183V187H181V184L178 186V184H175L176 182H175V179H174V182H172V183H174V185H173V187L175 188V189H179L180 190V188H181V190L180 191H182L183 189L182 188H184V190L182 191L183 193H182V196L184 195H186L187 196V194H191L190 192L192 191V189L193 190H196L197 191V194H201L200 195V197H199V199H202V198H205V199H202V201L203 200H205V202H208V203H205V206H204V203L202 202L200 205H201V208L203 209L202 211V213L201 212H199L198 213V211H197V213H196V207L195 208H193L194 209V213H196L195 214V216H194V214L193 213H191L192 212V210L190 211V214H192V216H193V218L192 217H188L189 215L187 214V218L190 220H192L193 221V219L195 220V222H198V221H196V219L195 218H197V219H199V217H198V214L201 216L202 214H204V212H205V208H206V205H208V204H210L209 203V201L208 200H210V198H214L215 199V197H214V195L212 196V197H210L211 195H209L208 193H206V194H208V195H205V191H209L208 189H207V187L209 188V186H207L206 185V183L203 185V186H201V183L200 182H204V181H207L204 177H206L205 176V174H209L208 172H206V170L207 169H205V171H202V170H200L199 172H201L200 174H199V172L197 171V170H199L201 167V165L200 164H197V165H195V164H193V162L192 163H188ZM190 164H192V166L190 165ZM208 164V163H207ZM234 164V163H233ZM235 164H236V162H235ZM116 165V164H115ZM133 165H136V164H134L133 163ZM146 165V164H145ZM144 165V166H145ZM158 165V164H157ZM171 165V164H170ZM177 165V164H176ZM178 165H179V167H182L181 165H180V163L178 162ZM186 165V164H185ZM184 165V166H185ZM199 165V166H198ZM209 165V164H208ZM213 165H215V164H213ZM220 165V164H219ZM222 165V164H221ZM253 165H255V163L253 164ZM262 165V164H261ZM130 166V165H129ZM140 166L138 165V167L140 168ZM144 166H143V168H144ZM163 165H161V166H159V167H162ZM183 166V167H184ZM193 166H195V167H193ZM196 166H198V168L199 169H197V167ZM202 166V167H203ZM212 166V165H211ZM223 166V165H222ZM222 166H220V167H222ZM235 165H233V167H234ZM246 166V165H245ZM244 166V167H245ZM258 166V165H257ZM105 167V166H104ZM103 167V168H104ZM137 167V168H138ZM149 167V166H148ZM168 167H169V165H168ZM175 167V166H174ZM173 167V168H174ZM208 167H210V166H208ZM213 167V166H212ZM228 167V166H227ZM232 167V166H231ZM242 167V166H241ZM250 167H251V165H250ZM253 167V166H252ZM131 168V167H130ZM136 168V167H135ZM142 168V169H143ZM158 168V167H157ZM164 168V167H163ZM176 168H178L177 166L175 167V169ZM185 168H187V165H186V167H184V169ZM215 169H216V167H214ZM225 168V167H224ZM235 169L236 168H238V167H234ZM240 168V167H239ZM248 168V167H247ZM255 168V167H254ZM95 169H96V167H95ZM116 169V168H115ZM147 169V168H146ZM148 169H150V168H148ZM153 169V168H152ZM169 169H170V167H169ZM195 169H196V171H195ZM202 169H204V168H202ZM214 169V170H215ZM219 169V168H218ZM223 169V168H222ZM230 169V168H229ZM234 169V170H235ZM250 169H252V168H250ZM256 169V168H255ZM158 170V169H157ZM160 170V169H159ZM174 170V169H173ZM178 170H179V168H178ZM195 172V173H192L193 171ZM213 170V169H212ZM252 170H254V169H252ZM252 170H250V171H252ZM259 170V169H258ZM2 171V170H1ZM144 171H148V170H145V168H144ZM150 171V170H149ZM182 171V170H181ZM187 171V170H186ZM185 171V172H186ZM208 171H210V172H213V171H211L210 169H208ZM237 171V170H236ZM239 171V170H238ZM241 171V170H240ZM244 171V170H243ZM246 171V170H245ZM248 171H249V169H248ZM255 171V170H254ZM254 171H252V172H254ZM114 172V171H113ZM133 172V171H132ZM142 172H143V170H142ZM151 172H153V171H151ZM159 172V171H158ZM168 172V171H167ZM178 172V171H177ZM184 172V171H183ZM206 172V173H205ZM216 172H217V170H216ZM219 172V171H218ZM221 172V171H220ZM226 171H224V173H225ZM1 173V172H0ZM121 173V172H120ZM137 173V172H136ZM187 172H186V174H188ZM205 173V174H204ZM223 173V172H222ZM221 173V174H222ZM229 172H227V174H228ZM231 173V172H230ZM250 173V172H249ZM248 173V174H249ZM258 173H259V171H258ZM257 173V174H258ZM264 173V172H263ZM263 173H261V174H263ZM118 174V173H117ZM132 174V173H131ZM141 174V173H140ZM150 174V173H149ZM155 174V173H154ZM180 174V173H179ZM182 174V173H181ZM213 174V173H212ZM232 174V173H231ZM121 175H123V174H121ZM151 175V174H150ZM165 175V174H164ZM167 175V174H166ZM171 175H173L172 173H171ZM170 175V176H171ZM202 175H203V177H202ZM223 175V174H222ZM244 175V174H243ZM250 175V174H249ZM252 175V174H251ZM264 175V174H263ZM120 176V175H119ZM168 176V175H167ZM166 176V177H167ZM169 176V177H170ZM175 176V175H174ZM179 176V175H178ZM181 176V175H180ZM187 176H186V178H187ZM207 176H209V175H207ZM211 176V175H210ZM215 176H216V178H217V175L215 174ZM233 176V175H232ZM238 176V175H237ZM254 176H255V174H254ZM259 176V175H258ZM262 176V175H261ZM132 177V180H133V175L131 176ZM130 177V178H131ZM140 177H142V176H140ZM162 177V176H161ZM169 177H167V178H169ZM184 177V176H183ZM219 177V176H218ZM225 177H226V175H225ZM244 177V176H243ZM136 178V177H135ZM159 178V177H158ZM172 178V177H171ZM170 178V179H171ZM205 180H204V179ZM213 178V177H212ZM221 178V177H220ZM219 178V179H220ZM242 178V177H241ZM245 178H247V176H245ZM125 179H127L126 178V176H125ZM137 179V178H136ZM144 179V178H143ZM180 179H182V178H180ZM200 179H203L202 181L200 180ZM211 179V178H210ZM222 179H223V177H222ZM237 179V178H236ZM243 179V178H242ZM249 179H251V178H249ZM260 179H262V178H260ZM260 179H258L259 181H260ZM264 179V178H263ZM151 180V179H150ZM161 180V179H160ZM233 180V179H232ZM239 180V179H238ZM117 181V180H116ZM119 181H122V180H119ZM143 181V180H142ZM154 181V180H153ZM167 181H169V179L167 180ZM200 181V182H199ZM225 181V180H224ZM243 180H241V182H242ZM247 181V180H246ZM160 182V181H159ZM218 182H221V184H222V182L223 181H218ZM236 182H237V180H236ZM239 182V181H238ZM254 182H256V181H254ZM200 183V185H198ZM207 183H209V180L207 181ZM227 183V180H226V182H225V184ZM250 183V182H249ZM248 183V184H249ZM257 183V182H256ZM170 184V183H169ZM169 184H167V185H169ZM216 184V183H215ZM214 184V185H215ZM231 184L232 185H234L235 184V182H234V184H233V182H231ZM230 183H229V185H230V187H232V185H231ZM237 184H239V183H237ZM197 185H198V187H200L201 186V190L202 191H199L200 190V188H198L197 187ZM241 185H243V184H241ZM145 186V185H144ZM159 186H160V184H159ZM187 186V187H186ZM188 186H194L192 189H190L191 187H188ZM195 186H196V188L198 189H195ZM207 186V187H206ZM216 187H217V185H215ZM223 186H224V184H223ZM228 186V185H227ZM172 186H171V189L173 188ZM203 187H205L206 188V190H205V188H203ZM211 187H212V185H211ZM236 187V186H235ZM240 187H242V186H240ZM246 187V186H245ZM186 188V189H185ZM189 188V190L187 191V189ZM256 188V187H255ZM254 188V189H255ZM258 188V187H257ZM256 188V189H257ZM210 189V188H209ZM218 189V188H217ZM241 189V188H240ZM246 189H248V187H246ZM246 189L245 190H242V191H246ZM251 189V188H250ZM145 190V189H144ZM147 190V189H146ZM159 190V189H158ZM161 190H163V188L162 189H160L159 191H161ZM167 191H168V188L166 189ZM166 190H165V192H166ZM212 190H214V188L212 189ZM212 190H210V191H212ZM232 190V189H231ZM170 191V190H169ZM167 192V194H169V195H171L170 197H174V195H173V189L170 191V192ZM188 193H187V192ZM218 191V190H217ZM224 191V190H223ZM227 191H228V188H227ZM233 191H235L234 189H233ZM250 191V190H249ZM256 191V190H255ZM254 190H253V192H255ZM263 191V190H262ZM261 191V192H262ZM162 192V191H161ZM159 193V194H161L162 196H163V198H162V196H159V194L157 195V197H155V196H153V197H155V198H158V196L160 197V199L162 200V199H164V197H165V195H164V192H162V193ZM177 192H179V191H177ZM193 192V191H192ZM200 192V193H199ZM214 192V191H213ZM216 192V191H215ZM214 192V193H215ZM219 193L221 192V190L220 191H218ZM241 192V191H240ZM172 193V194H171ZM187 193V194H186ZM195 195H196V193L195 192H193ZM192 193V194H193ZM212 193V192H211ZM219 193H218V195H219ZM234 193V192H233ZM236 193V192H235ZM237 193H239V191H237ZM174 194H175V192H174ZM179 194H181V193H179ZM248 194V193H247ZM253 194V193H252ZM261 194V193H260ZM137 195L139 196V197H137ZM141 195V194H140ZM147 195V194H146ZM198 195V196H199ZM216 195H217V193H216ZM215 195V196H216ZM250 195V194H249ZM262 195V194H261ZM205 196H209L207 199V201H206V197ZM223 196H226L227 197V195L225 194V195H223ZM222 196V197H223ZM231 196L233 197V195L231 194ZM236 196V195H235ZM237 196H239V195H237ZM241 196H243V193H242V195ZM241 196H239V197H241ZM260 196V195H259ZM129 197L130 198H132L131 200L133 201V202H136V203H133L132 201H130L129 200ZM144 197V196H143ZM148 198H149V196H147ZM146 197V198H147ZM152 197V198H153ZM170 197H165V200H160L159 198V202H158V204L161 206V204H163L162 202H164V204H166V205H168V204H172L173 205V203L171 202V203H168V201L170 200L169 198ZM176 197V196H175ZM188 197V196H187ZM220 197H221V195H220ZM219 197V198H220ZM221 197V198H222ZM232 197L230 198V195L227 197V198H230V199H232ZM247 197V196H246ZM246 197H244V198H246ZM254 197V196H253ZM154 198V199H155ZM168 199V201H166L167 199ZM171 198V199H172ZM177 198H180V196L179 197H176V200H177ZM184 198V197H183ZM189 198H191V195H189ZM193 198V197H192ZM196 198V197H195ZM212 198V199H213ZM225 198V197H224ZM224 198H222V199H224ZM216 199H217V197H216ZM226 199V198H225ZM224 199V200H225ZM241 199V198H240ZM239 199V200H240ZM253 199V198H252ZM140 200V199H139ZM147 200V199H146ZM156 200V199H155ZM174 200V199H173ZM172 200V201H173ZM179 200H181V199H179ZM179 200H177V201H179ZM188 200V199H187ZM194 200V199H193ZM234 200V199H233ZM239 200L238 201H235V202H239ZM264 200V199H263ZM154 201V200H153ZM166 201V202H165ZM171 201V200H170ZM192 201V200H191ZM191 201H190V203H191ZM197 201V200H196ZM199 201V200H198ZM210 201H212V203L214 204V202H213V200H210ZM218 201V200H217ZM219 201H222V200H219ZM227 201V200H226ZM225 201V202H226ZM233 201V202H234ZM249 201V200H248ZM119 202H123V206H124V204L126 203H129V206H130V203H132L133 204V206H132V204H131V209H128V208H130L129 206L127 207V209L129 210V211H131L130 213H129V211L128 210H126L129 214H127L126 213V211L123 213L122 211L121 212H119V210L121 209H119L118 207H120V206H122V205H119L118 207H117V205H118V203ZM125 202V203H124ZM145 202V201H144ZM152 202V201H151ZM155 202V201H154ZM153 202V203H154ZM186 201L184 200V202L183 203H185ZM201 202V201H200ZM200 202H197V204L198 203H200ZM228 202V201H227ZM226 202V203H227ZM232 202V201H231ZM120 203V204H121ZM146 203H148V202H146ZM152 203V204H153ZM168 203V204H167ZM175 203V202H174ZM183 203H180V204H183ZM193 203H194V201H193ZM196 203V202H195ZM194 203V204H195ZM217 203V205H218V202H216ZM215 203V204H216ZM225 203V204H226ZM262 203V202H261ZM142 204V203H141ZM149 204V203H148ZM158 204H154V207L156 206V209H157V205ZM163 204V205H164ZM176 204V206H177V202L175 203ZM214 204V205H215ZM231 204V203H230ZM243 204V203H242ZM250 204V203H249ZM259 204V203H258ZM263 204V203H262ZM128 205V204H127ZM166 205H164V207L166 206ZM171 205V206H172ZM179 205V204H178ZM187 205L188 204H186L185 205V208H187ZM199 205V206H200ZM220 205H221V202H220ZM219 205V206H220ZM236 205V204H235ZM234 205V206H235ZM255 205V204H254ZM122 206V209L124 208ZM126 206V205H125ZM146 206V205H145ZM158 207L159 209H161V207H163V206H161V207ZM169 206V205H168ZM168 206H166V209H168ZM191 206V205H190ZM194 206V205H193ZM195 206H197V205H195ZM205 207V208H203V207ZM208 206H210V205H208ZM208 206H207V208H208ZM223 208L222 209H224V207L226 206H223V205H221ZM247 206H248V204H247ZM153 207V206H152ZM153 207V208H154ZM163 207V208H164ZM179 207V206H178ZM189 207V206H188ZM216 208H217V206H215ZM237 207V206H236ZM250 207H252V206H250ZM136 208H138V209H136ZM150 208V207H149ZM152 208V212L157 216V214L156 213H160V212H158L159 210L157 209V211H156V213H155V211H154V209ZM176 208V207H175ZM180 208V210H181V208L182 207H179ZM178 208V209H179ZM213 208V207H212ZM219 208V207H218ZM231 208V207H230ZM244 208V207H243ZM263 208V207H262ZM113 209H116L117 211H112ZM121 209V210H122ZM133 209V210H132ZM134 209H136V210H134ZM147 209V208H146ZM172 209H174V207L172 208ZM178 209L176 208V210L178 211ZM199 209V208H198ZM197 209V210H198ZM210 209V208H209ZM219 209H221V208H219ZM221 209V210H222ZM225 209H227V206H226V208ZM224 209V210H225ZM229 209V208H228ZM237 209H238V207H237ZM245 209H246V207H245ZM255 209H257V208H255ZM124 210H125V208H124ZM139 210V211H138ZM151 210V209H150ZM149 210V211H150ZM165 210V209H164ZM175 210V209H174ZM186 210V209H185ZM188 211H189V209H187ZM187 210H186V212H187ZM212 210V209H211ZM214 210H215V208H214ZM218 210V209H217ZM216 210V211H217ZM137 211V212H136ZM148 211V210H147ZM161 211H163V210H161ZM172 210H170V212H171ZM199 211H200V209H199ZM235 211H236V209H235ZM259 211V210H258ZM264 211V210H263ZM166 212V211H165ZM175 212V211H174ZM181 212V211H180ZM180 212H178L176 215L178 216L177 217V221H178V218H180L181 216H179L178 214H182V215H184L185 213V211L184 212H182V213H180ZM206 212H207V210H206ZM218 212H220L219 210H218ZM218 212H216L217 214H218ZM225 212H228L227 210H225ZM238 212V211H237ZM240 212V211H239ZM252 212V211H251ZM257 212V211H256ZM255 212V213H256ZM120 213V214H119ZM126 213V214H125ZM150 213V212H149ZM166 213H169V210H168V212H166ZM166 213H162V215L164 214H166ZM171 213H173V211L171 212ZM222 213V212H221ZM221 213H220V216H221ZM229 214L231 213V211L230 212H228ZM232 213H234V212H232ZM241 213V212H240ZM242 213H243V211H242ZM254 213V214H255ZM152 214V213H151ZM227 214V213H226ZM225 213H224V215H226ZM257 214V213H256ZM148 215V214H147ZM164 215L162 216V218L164 217ZM168 215V214H167ZM175 215V216H176ZM208 215H210L209 214V212H208ZM234 215H235V213H234ZM237 215V214H236ZM238 215H239V213H238ZM241 215V214H240ZM252 215V214H251ZM264 214H262V216H263ZM149 216V215H148ZM151 216V215H150ZM169 216V215H168ZM171 216H172V214H171ZM197 216V217H196ZM213 216V215H212ZM214 216H215V214H214ZM216 216H218V215H216ZM215 216V217H216ZM230 216V215H229ZM248 216V215H247ZM246 216V217H247ZM261 216V215H260ZM117 217V218H116ZM147 217V216H146ZM145 216L143 217L144 219H143V222H142V224L140 223V221L138 220V222L141 224V226H143V224L145 225L146 223H148V224H146L145 225V227L147 228V230H145V229H143V227H141L140 226V224H139V228H138V233L135 235L136 237L135 238H133V241L136 239V240H138V242L137 241H134V246H132V247H134V248H139V247H141V245H143L144 246V243H145V245H146V243H147V241L145 242V241H142V239H145V237H146V239L145 240H147L148 238V235L150 234V232H151V228H153V227H155V226H153V224L154 223H152V225L150 226V224H149V222L151 221V222H154V220L155 219H153V221L152 220H150V219H152V217H154V216H151L150 218H146ZM158 218H159V215L157 216ZM173 218V220L172 221H175L174 220V215L172 216ZM195 217V218H194ZM202 217H203V215H202ZM207 217V216H206ZM244 217H245V215H244ZM255 217V216H254ZM264 217V216H263ZM116 218V219H115ZM139 218V219H140ZM166 218H167V216H166ZM165 218V219H166ZM183 218V216L180 218L182 221H183V223H182V225H184L185 224V222H184V220L185 219H182ZM201 218V217H200ZM205 218V217H204ZM208 218V217H207ZM230 218H232V216H230ZM233 218H234V216H233ZM142 219V218H141ZM146 219V220H145ZM147 219H149V221L147 220ZM179 219V220H180ZM214 219V218H213ZM220 219V218H219ZM227 219V218H226ZM239 219H241V216L239 217ZM246 219V218H245ZM146 222H145V221ZM163 220H164V218H163ZM163 220H161L160 219V221H163ZM167 220H168V218H167ZM179 221V222H182V221ZM188 220V221H189ZM205 220H206V218H205ZM223 220H224V218H223ZM228 220H230L229 218H228ZM232 220V219H231ZM237 220V219H236ZM247 220V219H246ZM259 220V219H258ZM156 222L158 221V219L156 218V220H155ZM177 221H175L177 224L179 223V222H177ZM186 222H187V219L185 220ZM192 221H189V222H187V223H192ZM232 221H234V220H232ZM242 221V220H241ZM241 221H236V222H241ZM156 222H155V224H156ZM168 222V221H167ZM194 221H193V223H195ZM204 221H202L200 224H206L205 222L203 223ZM219 222V221H218ZM229 222H231V221H229ZM228 222V223H229ZM235 222V221H234ZM245 222V221H244ZM251 222V221H250ZM253 222V221H252ZM258 222V221H257ZM158 223V222H157ZM161 223V222H160ZM160 223H158V225L160 224ZM169 223V222H168ZM168 223H166L165 222V220H164V222L163 223H161V224H163V226L162 227H164L163 228V230H165V231H167V237H170L171 236V234L172 233H170L171 231L172 232H174L173 230H174V227L171 225L173 222H171V224H168ZM176 223H174V224H176ZM187 224V225H185L186 227H184V228H186L185 230L186 231H190V232H192V231H194V229L196 228L195 226H197V225H195L194 227H192V225H194V224ZM210 223V222H209ZM208 223V224H209ZM246 223V222H245ZM260 223H262V222H260ZM264 223V222H263ZM262 223V224H263ZM116 224V225H115ZM133 224V225H134ZM167 224V225H166ZM181 224V223H180ZM196 224H199V223H196ZM219 224V223H218ZM224 224H227V221H226V223H223V226L222 227H224ZM231 224V223H230ZM237 224V223H236ZM244 224V223H243ZM158 225L156 224V226L158 227ZM165 225V226H164ZM182 225H181V227H182ZM191 225V226H190ZM203 225H201V226H203ZM229 225V224H228ZM234 225V224H233ZM233 225H231V226H233ZM254 225V224H253ZM261 225V224H260ZM169 226V227H168ZM173 227V229H170V227ZM177 226V225H176ZM179 226V225H178ZM190 227V229H187V228H189ZM220 226V225H219ZM236 226V225H235ZM258 226V225H257ZM110 227H112V228H110ZM116 227H118V226H116ZM134 227V226H133ZM141 227V228H140ZM144 227V228H145ZM166 227V228H165ZM198 227H199V225H198ZM206 227V226H205ZM227 228L228 227H230V226H226ZM226 227H224V229L226 228ZM239 227H242V226H239ZM251 227V226H250ZM132 228V227H131ZM137 228H135V229H137ZM149 228H150V230H149ZM156 228V227H155ZM159 228V227H158ZM158 228H157V230H158ZM184 228H183V230H184ZM199 228H201V227H199ZM198 228V230L197 231H200L201 229H199ZM203 228V227H202ZM208 228V227H207ZM218 228V227H217ZM226 228V229H227ZM249 228V227H248ZM260 228H261V226H260ZM107 229V230H108ZM112 229H113V233H112ZM115 229V230H114ZM121 229V228H120ZM129 229V228H128ZM133 229V228H132ZM143 229V230H142ZM162 229V228H161ZM178 229V228H177ZM177 229H176V231H177ZM209 229V228H208ZM214 229V228H213ZM223 229V230H224ZM104 230V231H103ZM108 230V231H109ZM134 230V229H133ZM149 230V231H148ZM155 231H156V229H154ZM180 230V229H179ZM179 230H178V232H177V235L179 236ZM183 230H182V232H181V236L183 237V236H185L186 238L187 237H190V236H194V235H192L191 233L189 234V232H188V234H186V231H184V233H183ZM192 230V231H191ZM203 230V229H202ZM222 229H220V231H221ZM222 230V231H223ZM228 230V229H227ZM233 230V229H232ZM231 230V231H232ZM239 230V229H238ZM123 231V230H122ZM122 231H120V233H122ZM130 231V235L132 234V232H131V230H129ZM135 231H137V230H135ZM159 231H161V230H159ZM169 231V232H168ZM175 231V232H176ZM213 231V230H212ZM221 231V232H222ZM226 231V230H225ZM242 231V230H241ZM127 233H128V230L126 231ZM224 232V231H223ZM238 232V231H237ZM102 233H101V235L99 236V237H101L102 236ZM111 233H112V235H111ZM140 233V234H139ZM153 233H154V231H153ZM152 233V234H153ZM157 233V232H156ZM159 233V232H158ZM168 233H169V236H168ZM192 233H194V232H192ZM200 234H202L203 233V231H202V233L201 232H199ZM228 233V232H227ZM232 232H230V234H231ZM239 233V232H238ZM242 233V232H241ZM246 233H247V231H246ZM103 234V235H104ZM115 234V233H114ZM119 234V233H118ZM176 234V233H175ZM183 234V235H182ZM185 234V235H184ZM204 234V233H203ZM218 234H220V232L218 233ZM222 234V233H221ZM226 234V233H225ZM121 235V234H120ZM123 235H125V234H123ZM122 235V236H123ZM127 235V234H126ZM128 235H129V233H128ZM129 235V236H130ZM134 235V234H133ZM133 235H132V237H133ZM155 235V234H154ZM157 235H160V234H157ZM187 235H189V236H187ZM195 235H199L198 234V232L195 234ZM206 235V234H205ZM232 235V234H231ZM231 235H230V237H231ZM237 235V234H236ZM53 236H54V238H53ZM115 236H116V234H115ZM114 236V237H115ZM122 236H119V237H117L118 239H119V245L121 246V244H122V247H121V249L122 248H126V249H128V250H130L129 248H131V246L129 247V248H127V246L128 245H132L133 244V241L131 240L132 239V237L130 238L129 236V240H131V242H132V244H126L125 243V240H127V239H124L125 237H123V239H122ZM175 236L176 235H174L173 234V238H172V240H170L171 242L172 241H174L175 239L177 240V246L176 247H173L172 248V244L174 245V244H176L175 242L173 243H171V246L170 247H168L169 245H170V243L166 246L167 247V249H166V247H164L163 246V249L161 248L162 246L160 245V243H158V246H157V248L159 247V250H157V249H155V251L157 250V252L154 254V256L152 255V258L149 256V258H147L148 259V262L145 260V262H147V264H154V262H159V261H163V260H174L175 258L177 259V255H175L174 254V250L176 249L177 251L182 247V245H183V247H185L184 246V244L182 243L183 242V240H182V242H181V244H179L180 243V241L178 240V238H175ZM219 236V235H218ZM221 236V235H220ZM243 236V235H242ZM250 235H248L247 237H249ZM98 237V238H99ZM107 236H105L104 238H106ZM113 237V238H114ZM120 237H121V239L122 240H120ZM140 237H143V238H140ZM151 237L152 236H150V239H151ZM154 237V236H153ZM156 237V236H155ZM207 237V236H206ZM205 237V238H206ZM225 237H226V239L228 238L226 235H225ZM237 237V236H236ZM244 237V236H243ZM256 237V236H255ZM83 238V237H82ZM85 238V239H86ZM93 238V237H92ZM93 238V239H94ZM97 238V239H98ZM102 239H103V236L101 237ZM100 238V239H101ZM107 238H109V237H107ZM112 238V237H111ZM158 238V237H157ZM181 237L179 236V239H180ZM193 238V237H192ZM197 238V236L195 237V239ZM202 238H203V236H202ZM201 238V239H202ZM216 238H217V234H216ZM224 238V237H223ZM235 238V237H234ZM234 238H233V240H234ZM238 238V237H237ZM239 238H241V237H239ZM251 238V237H250ZM250 238H249V241H250V243H251V240H250ZM47 240V242L46 241H44L45 243H47L48 244V241H50L51 243H49V245L47 246V244H46V246L44 245V244H42V242H41V240ZM84 239V238H83ZM82 239V240H83ZM90 239V238H89ZM110 239V238H109ZM109 239H107V240H109ZM115 239V238H114ZM114 239H111V243H112V247L113 246H117V247H115V249L116 248H118V247H120L119 245H117V244H115L114 245V243L117 241L118 242V240H115L114 241ZM155 239V238H154ZM200 239V240H201ZM221 239V238H220ZM219 239V240H220ZM259 239V238H258ZM257 238H256V241L258 240ZM79 240V241H78ZM88 240V239H87ZM86 240V241H87ZM105 240V239H104ZM104 240H102L103 242H104ZM149 240V239H148ZM165 240V239H164ZM169 240V239H168ZM187 240V239H186ZM191 240L192 239H190V242H191ZM203 240V239H202ZM207 240V239H206ZM223 241H225L224 239H222ZM236 240V241H235ZM235 242H237L238 240L235 238ZM78 241V242H77ZM84 241V240H83ZM86 241H85V243H86ZM89 241V240H88ZM87 241V242H88ZM94 241V240H93ZM95 241H97V243H98V240H96V238H95ZM101 241V240H100ZM139 241H141L142 242V244H141V242H139ZM188 241V240H187ZM193 241H194V239H193ZM242 241V240H241ZM102 242V243H103ZM107 242H109V241H107ZM107 242H104L103 244H105L106 245V243ZM127 242H130V241H127ZM130 242V243H131ZM144 242V243H143ZM153 242V241H152ZM155 242V241H154ZM156 242H158V241H156ZM202 242V241H201ZM206 242V241H205ZM262 242V241H261ZM81 243H82V241H81ZM102 243H100V245L102 244ZM185 243H186V241H185ZM187 243H189V242H187ZM198 243V242H197ZM196 243V244H197ZM203 243V242H202ZM211 243V242H210ZM238 243H240V242H238ZM245 243V242H244ZM260 243V242H259ZM84 243H82V246H84L83 245ZM95 244V242H93V245ZM126 245V247H124L123 245ZM139 244V245H138ZM147 244H149V243H147ZM163 244V243H162ZM192 244V243H191ZM190 244V245H191ZM222 244V243H221ZM247 244H248V242H247ZM81 245V244H80ZM90 245H92L91 244V242H90ZM97 245V244H96ZM111 244H109L108 246L110 247V248H112L111 246H110ZM153 245V244H152ZM154 245H157V244H155L154 243ZM181 247H180V246ZM205 245H207V243L205 244ZM211 245H213V244H211ZM229 245V244H228ZM236 245V244H235ZM235 245H233L232 244V246H235ZM239 245V244H238ZM255 245V244H254ZM257 245V244H256ZM255 245V246H256ZM264 245V244H263ZM74 246V248L76 247L75 246V244L74 245H72V247ZM81 246V247H82ZM88 246V245H87ZM99 246V245H98ZM103 246V245H102ZM136 246H138V247H136ZM142 246V247H143ZM161 246V247H160ZM179 246V247H178ZM192 246V245H191ZM216 246H217V244H216ZM239 246H241V245H239ZM247 246V245H246ZM258 246V245H257ZM259 246H262V245H259ZM72 247H70L69 248V250L72 248ZM78 247V246H77ZM76 247V248H77ZM80 247V249H82ZM84 247H86V245L84 246ZM89 247V246H88ZM100 247V246H99ZM103 247H105V246H103ZM102 247V248H103ZM142 247H141V249H142ZM146 247H148V245L147 246H145V248ZM150 247H152V246H150ZM155 247V246H154ZM201 248H202V246H200ZM205 247V246H204ZM220 247H222V245L221 246H219V248ZM228 247V246H227ZM237 247V246H236ZM248 247H250V246H248ZM251 247H253L252 245H251ZM73 248V250L74 251H76V249H74ZM79 248V247H78ZM78 248H77V250H78ZM92 248L94 249V248H96V247H93L92 246ZM106 248H107V246H106ZM133 248V249H134ZM160 248H161V250H160ZM186 248V247H185ZM187 248H188V246H187ZM199 248V247H198ZM218 247H216V249H217ZM218 248V249H219ZM225 248V247H224ZM230 248H231V244H230ZM244 248V247H243ZM259 249H260V247H258ZM257 247H256V250L258 249ZM262 248V247H261ZM263 248H264V246H263ZM84 249H86V250H88L87 249V247L86 248H83V250L82 251H84L85 252V250ZM90 249L91 248H89V250H88V252L90 253ZM108 249V248H107ZM144 249V248H143ZM150 249V248H149ZM152 250H153V248H151ZM150 249V250H151ZM168 250V251H166V250ZM173 251H172V250ZM191 249V248H190ZM197 249V248H196ZM210 249V248H209ZM213 249V248H212ZM215 249V251H217ZM229 249V248H228ZM237 249V248H236ZM240 249V248H239ZM248 249V248H247ZM251 249V248H250ZM254 250H255V248H253ZM51 250V251H50ZM109 250V249H108ZM127 250V251H128ZM135 250V249H134ZM133 250V252H135L136 253V250L134 251ZM139 250V249H138ZM175 250V251H176ZM186 250V249H185ZM189 250V249H188ZM200 250V249H199ZM208 250V249H207ZM231 250V249H230ZM229 250V251H230ZM67 251V250H66ZM71 251V250H70ZM78 251H80V250H78ZM122 251L123 252H125L124 251V249H122ZM126 251V252H127ZM144 251V250H143ZM148 251V250H147ZM146 251V252H147ZM154 251V250H153ZM181 251H182V249L179 251L180 252V254L182 255V253H181ZM214 251V250H213ZM212 251V252H213ZM220 251V250H219ZM222 251V250H221ZM226 251V250H225ZM232 251V250H231ZM242 251V250H241ZM258 251L259 250H257L256 252V254H259L258 253ZM261 251V250H260ZM42 252V253H41ZM62 252H65V251H62ZM96 252V251H95ZM106 252V251H105ZM132 252V253H133ZM149 252V251H148ZM192 252H194V251H192ZM191 252V253H192ZM199 252V251H198ZM210 252H211V250H210ZM228 252V251H227ZM245 252H246V250H245ZM76 253V252H75ZM74 253V254H75ZM103 253V252H102ZM110 253H112V251L110 252ZM130 254H131V252H129ZM150 253V252H149ZM151 253H152V251H151ZM154 253V252H153ZM188 253V252H187ZM202 253V252H201ZM204 253V252H203ZM215 254H216V252H214ZM223 253H224V251H223ZM231 253V252H230ZM248 253L249 252H246L245 254H247L248 255ZM254 253V252H253ZM53 254V255H52ZM58 254V253H57ZM80 254H82L81 252H80ZM79 254V256H81ZM96 254V253H95ZM119 254V253H118ZM127 254H128V252H127ZM126 254V255H127ZM130 254H128V255H130ZM138 254H139V252H138ZM179 254V253H178ZM199 254V253H198ZM207 254H208V252H207ZM214 254V255H215ZM225 254V253H224ZM224 254H221L222 255V257H223V255ZM243 254V253H242ZM250 254V253H249ZM51 255V256H50ZM107 255H108V253H107ZM123 255V254H122ZM122 255H121V257H122ZM125 255V254H124ZM127 255V256H128ZM134 255V254H133ZM140 255V254H139ZM139 255H138V257H139ZM146 255H148V254H146ZM211 255V254H210ZM209 255V256H210ZM254 255V254H253ZM253 255H252V257H253ZM18 256V255H17ZM46 256V257H47ZM59 256H61L60 254H59ZM72 256V255H71ZM77 256V255H76ZM84 256V255H83ZM86 256H88L87 254H86ZM105 256V255H104ZM103 256V257H104ZM111 256V255H110ZM132 256V255H131ZM137 256V255H136ZM135 256V257H136ZM144 256V255H143ZM174 256H176V257H174ZM194 256V255H193ZM202 256V255H201ZM204 256H205V253H204ZM220 256V255H219ZM224 256H226V255H224ZM228 256V255H227ZM226 256V257H227ZM229 256H231V255H229ZM236 256H238V255H236ZM236 256H234V257H236ZM260 256H261V254H260ZM259 256V257H260ZM57 257V256H56ZM62 257V256H61ZM65 257H67V256H65ZM69 257V256H68ZM74 257H75V255H74ZM93 257L95 258V256L93 255ZM114 256L112 255V258H113ZM146 257V256H145ZM179 257V259H177L178 261L180 260V255L178 256ZM190 257V255L188 256V258ZM199 257L200 256H198V259H199ZM208 257V256H207ZM212 257V256H211ZM216 257V256H215ZM221 257V256H220ZM225 257V258H226ZM234 257H231V259L232 258H234ZM241 257V256H240ZM250 257V256H249ZM249 257L247 258V259H249ZM12 258V259H13ZM43 258H45V257H43ZM86 258V257H85ZM90 258V257H89ZM98 259H99V257H97ZM114 258H118L117 257V255H116V257H114ZM131 258V257H130ZM204 258V257H203ZM202 258V259H203ZM212 258H214V257H212ZM224 258V257H223ZM228 258V257H227ZM242 258V257H241ZM241 258H240V263H242L241 261ZM261 258V257H260ZM260 258H259V260H260ZM11 259V258H10ZM11 259V260H12ZM38 259V260H37ZM49 259H52V257L51 258H49ZM72 259V258H71ZM76 260H77V257L75 258ZM92 259V258H91ZM96 259V258H95ZM105 259H107V257L105 258ZM111 259V258H110ZM123 259V258H122ZM125 259H127V257L125 258ZM125 259H123L124 261H125ZM128 259H129V257H128ZM144 259H146V258H144ZM144 259H142V261L144 260ZM185 259H186V256H185ZM191 259H195V257L193 258H191ZM197 259V258H196ZM200 259H201V257H200ZM206 259V258H205ZM220 259V258H219ZM45 260H46V258H45ZM61 260V259H60ZM65 260H67L66 258H65ZM108 260V259H107ZM113 260V259H112ZM134 261H135V258L133 259ZM150 260V261H149ZM181 260H182V258H181ZM180 260V261H181ZM184 260V259H183ZM210 260V259H209ZM211 260H213V259H211ZM234 260V259H233ZM232 260V261H233ZM255 260V259H254ZM10 261V260H9ZM69 261H71L70 260V258H69ZM73 261V260H72ZM79 261H80V259H79ZM99 261V260H98ZM141 261V259H140V261H135V263L136 262H138V264L139 263H141L142 262ZM187 261V260H186ZM216 261H218V260H216ZM222 261H223V259H222ZM6 262H8V261H6ZM6 262L4 261L2 264H6ZM40 262V261H39ZM47 262H48V260H47ZM47 262H45V264L47 263ZM55 262V261H54ZM60 262V261H59ZM80 262H82V261H80ZM114 262V261H113ZM126 262V261H125ZM127 262H128V264H130V259H129V261L127 260ZM127 262H126V264H127ZM182 262V261H181ZM188 262V261H187ZM194 262H196V260H194ZM202 262V261H201ZM200 262V263H201ZM207 262V261H206ZM238 262H239V260H238ZM238 262L236 261L235 263L236 264H238ZM250 262V261H249ZM257 262V261H256ZM259 262V261H258ZM48 263H50V262H48ZM47 263V264H48ZM53 263V262H52ZM66 263V262H65ZM75 263L77 264V263H79V262H77V261H75ZM86 263V262H85ZM110 263V262H109ZM119 263V262H118ZM124 263V262H123ZM132 263V262H131ZM143 263V262H142ZM141 263V264H142ZM191 263H193V262H191ZM199 263V262H198ZM197 263V264H198ZM204 263V262H203ZM210 263V262H209ZM215 263V262H214ZM219 263V262H218ZM221 263V262H220ZM225 263H226V260H225ZM245 263H246V261H245ZM252 263V262H251ZM1 264V263H0ZM43 264H44V262H43ZM59 264V263H58ZM63 264H64V262H63ZM67 264V263H66ZM69 264V263H68ZM72 264H74V262H72ZM80 264H82V263H80ZM83 264H84V262H83ZM87 264H88V262H87ZM91 264H92V262H91ZM99 264V263H98ZM101 264H103V263H101ZM133 264H134V262H133ZM146 264V263H145ZM196 264V263H195ZM212 264H213V262H212ZM223 264V263H222ZM257 264V263H256Z\"/></svg>","mask_w":264,"mask_h":264},{"label":"snow or ice","instance_id":"obj_3","mask_svg":"<svg viewBox=\"0 0 264 264\" xmlns=\"http://www.w3.org/2000/svg\"><path fill=\"white\" fill-rule=\"evenodd\" d=\"M254 5H247L246 7H253ZM234 7H242L241 5H235ZM260 10L262 13H264V0H260ZM9 8V5H7L6 3H3L2 0H0V10H5L3 12V16L0 17V19H4L7 20L10 16V12L6 11ZM261 35L264 36V16H262V28H261ZM262 44H264V41H262ZM7 47V46H5ZM6 55V53H5ZM261 74H262V79H261V84H262V88H261V123H262V127H264V54L261 55ZM238 105L242 106L243 105V101H239L238 100ZM262 171H264V157H262ZM117 211L116 209L112 210ZM16 244V240H15V234H14V227L12 222L6 217L5 218V234L0 237V246H4V247H15ZM262 252H264V249H262ZM8 264H16L15 261H8ZM23 264H28L27 261L23 262ZM154 264H188V262H181V261H174V260H163V261H159V262H154ZM234 264V262H233ZM252 264H255V262L253 261ZM260 264H264V258H262L260 260Z\"/></svg>","mask_w":264,"mask_h":264}]
</instances>
